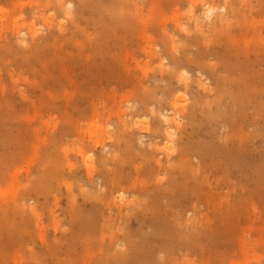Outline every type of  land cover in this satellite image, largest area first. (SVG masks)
I'll use <instances>...</instances> for the list:
<instances>
[{
  "label": "rangeland",
  "instance_id": "374dc122",
  "mask_svg": "<svg viewBox=\"0 0 264 264\" xmlns=\"http://www.w3.org/2000/svg\"><path fill=\"white\" fill-rule=\"evenodd\" d=\"M1 1L2 0H0V3H1ZM5 0H3L2 2V4H0V7H2V9H0V10H2V11H0V27H1V25H3L2 27H1V32H0V43L1 44H3L2 46H0L1 48L3 47V46H5V47H7L6 45H7V43H10L11 41H14V42H17V43H15L14 45H13V43H12V45L13 46H15V48L16 49H18L17 50V52L15 51V53H13V54H15V55H9L8 56V59H6V58H4L5 57V55H6V50H7V48L5 49V48H2V50H0L1 52H0V54L2 55L3 53L5 54V55H2V57L0 56V59H3V61L5 62V61H7V62H5V64H4V62L2 61V60H0V92L2 91V93L0 94V97L2 96V98L3 99H5L6 97H4V96H7V98H8V100L10 99V100H12V101H18V103H17V101H16V107H17V109H19V110H17L16 109V107L14 108V107H11V108H13V109H11V111H10V109H8L10 112H7V116L5 115V117H8V115H10L11 113V115H12V117L11 116H9L8 117V119L6 120V118H5V120H3L4 122H5V124H4V122H3V124H2V120H1V118L2 117H0V126H2V127H0V134H1V132H2V134H1V136H0V139H5L7 142H9V143H11V144H9V143H5V141L4 140H1V142L2 143H0V156L3 158H1L0 159V164H1V167H0V174H5L4 175V177H3V175H2V177H1V175H0V178H2L1 180H0V208H2V209H0V218L2 219H0V221H3V219H4V222H3V226L5 225V226H7V222H8V230L6 231V230H4L6 227H4L3 229L2 228H0V231L1 232H3V233H5V234H2V236L4 235V236H6V237H4L3 236V239L2 238H0L1 240H0V245H2L1 246V249H0V256H2L3 255V257H0L1 258V260H4L5 261V258H6V264L9 262V264L11 263V264H34L35 262H37V260H38V264H39V262H40V264L42 263V264H44V262L46 261V260H49V262L48 261H46L45 262V264H61V263H59L60 262V260H62L63 262H65L64 264H74L75 263V261H77V260H75L77 257H78V255H80V253H81V255L78 257V258H81V260L83 259L85 262H83V260H82V262H83V264H92L91 262H93V259L95 260V259H97V260H99L100 261V263H102L103 261L101 260L102 258H103V260L104 259H107L108 258V256H112L113 254H115L117 251H119V250H117V249H123V248H125V246H127V243L125 242V238L127 237V236H129L128 238H126V240H128L130 237H133V241L130 239L129 241H131V243H136L137 241H139V242H137V244H138V247H137V245L135 244V245H133L134 246V250H135V252H136V255L137 256H139L140 255V257H136V259H137V264H172L173 262H174V260L175 261H177L176 260V258H177V256H178V259L180 258L179 256L181 255L182 257L184 256L185 258H184V261H183V258L181 259H179L180 261H183L184 263H182V264H187L186 262H188V264H192V263H194V261H195V263L196 264H198L199 262H202V263H208V264H211L213 261H215V262H213L212 264H264V188H262V189H260V187H264V171H262L261 172V174L263 175V177L262 178H260V180L262 179V182L259 184V182H260V180H258V178L260 177V176H258V174H260L259 172H258V166L256 165V164H258L260 161H262V162H264V134H263V136L261 135V136H259V134H257V132H256V130L258 129L259 130V133L261 132L262 133V130L264 131V113L262 112L263 111V109H264V105H262V104H264V94L262 95H256V94H258V93H256L253 97H255V96H258L259 98H260V96H261V98L263 99H259L258 97H255V98H258L260 101H262L263 103H261L259 100H257L256 99V101L258 102V103H255L254 101V98L252 99V101H253V103L251 102V100H249V102L248 103H250V104H248V105H250L251 107H249L250 109H251V111H252V109H254L253 111H255V109L257 108L256 106V104H259V106L258 107H263V109H262V111H261V109L260 108H257V110L258 109H260L259 111L260 112H262L261 114L263 115V117H262V115L261 114H259L258 112H253L252 113V115H253V117L252 116H250L249 114H251V112L250 111H248V106L246 105V103H245V105L247 106H244V104H242V103H240V102H238V100H237V102L238 103H236L235 101H236V99L233 101L232 99H227L226 97H227V95L225 94V93H223V91L221 92V91H218V93H217V90H220V86L218 87V84L216 83L217 81H218V83H219V81H220V77L222 76V75H226L227 74V72H226V68L225 67H223L226 63L228 64V62H227V59H229V62H230V58H233V59H231V62H237V61H239V62H237V63H233L232 65H230L231 64V62L228 64V65H230L231 67H233V69H234V66H235V72L234 71H232V72H234L235 73V76L236 77H239L244 71H243V68H241V66H242V64L244 63L243 61H242V64L241 65H239L240 63H241V60H244V56H246V50H244V49H247L246 47V45H245V43H246V39H245V37H244V39H243V37L242 36H245L244 34H250L249 36V39L251 38V39H253L255 36H253V33H254V31L252 32V33H249L250 31H252L253 29L250 27L249 28V31L247 32H245V33H242V31H241V27L240 26H238V27H236V29H235V31H236V38H237V41H234V43L235 42H237L238 43V48H239V46L240 47H242L241 45H243V43H244V49H243V51H242V49H241V51H237V52H240L239 54H241L242 52H243V54L244 55H241V57H239L240 55L239 54H237L236 53V51L234 52L235 53V55H237V56H234V54L232 55V57L230 56V55H228V54H230V53H233V51L235 50V49H233V47L232 46H229L228 44H226V46H225V49H227L226 47H228V49H227V51L225 50L224 51V46H222V48L221 47H219V46H221V45H215V43H209L208 44V46L207 45H200V46H205L204 48L206 49L205 51H204V49L203 50H201L202 48H200V46L197 44V48H199L200 49V51H199V49H197V51H196V49L194 50V48L192 49V51L194 50L195 52H189V59H191V58H193L194 56L196 57L197 56V54H198V52H199V54L198 55H200V52H207V47H209L210 48V50H211V52L210 53H208L207 52V55H208V58H207V55H206V59H208V60H206L205 58V61L206 62H208V63H210L212 66H214V69H210V70H208V71H211L210 73H213V71H216V72H214L213 74L214 75H210L209 76V74H208V72H207V69H208V67L206 66V65H204L203 63H197L196 64V62H193L192 61V64L194 63L195 65H192V64H190V62H187V61H190V60H188V58H186V60H184L185 58V56L184 57H182V55H184V54H182L181 52L183 51V49H184V47L186 48V47H190V48H187L186 50H188V51H191V48L193 47V46H195L193 43L195 42L194 40L195 39H193L194 38V36H193V30H191L190 32H189V30H190V27L192 28L193 26H195V24H196V21H195V17L193 18L192 16H191V13H190V10H189V8H190V4L189 3H191L190 2V0H184L183 2L182 1H179L180 3L182 2V4H179L178 3V0L175 2L174 0H172L171 2L173 3V2H175L174 4H172L171 2H170V0H163L164 2L162 3V0H140L139 1V5H138V7H139V10H136V12L132 15V13H133V10L135 11V9L133 8V10H131L132 9V7H131V9H130V11L131 12H129V9H128V17L125 15L123 18H125V20L127 19V18H130V17H132V19L130 18V20L128 19V20H126L124 23H126L127 24V26H126V24L125 25H121L120 23L118 24L117 23V21L114 19V18H116L112 13H109V12H106V14H104V16L102 17L103 18V20L101 21V24H100V26H99V28L102 30V29H105V28H107L106 29V31H109V28H111L110 29V31H111V33H116L115 35L114 34H112L113 36L111 37L110 35V33H108V32H106L105 31V34L107 35V37H105V34L103 33L102 34V32H104V30L102 31V32H99L100 31V29L98 28L97 29V26L96 27H94V25H93V29L95 30H93L92 29V26H90L89 24H88V22H84L83 20H82V22L84 23V26L82 27V26H80L81 24H83L80 20L82 19L81 18V16H80V11H79V9H80V7H78V5L77 4H79L80 5V0H73L74 1V3L70 0H54V1H52V0H44V2H42L43 0H17V1H15V0H13V1H8V0H6L5 2H4ZM15 1V3H13L12 4V2H14ZM31 3H30V2ZM38 1V2H37ZM65 1H66V4L68 5L70 2H72L73 4H72V8H70V9H67L66 7H65ZM92 1V0H91ZM100 1H103V0H94V1H92V4H93V2H94V4H93V7L94 8H98V9H94L95 11H98V12H96V13H94V15L95 14H97V13H99V10H101L103 7H110V5L111 6H113L114 5V3H115V0H108L109 2H111L112 1V3H108L107 5H105L106 3L105 2H108V1H105L104 3L103 2H101L102 4H100L99 2ZM146 1H148V2H146ZM152 1V2H151ZM166 1V2H165ZM168 1L170 2V5L172 6V5H177V3H178V5H177V7H175V6H173L172 7V9H171V6L168 4ZM188 1V3H186ZM217 1V0H216ZM221 1V3L219 2V1H217V2H215V3H217V6H221V4H222V6L223 5H225V0H220ZM222 1L224 2V4L222 3ZM250 1H252V5L254 4L256 7H255V9L254 8H252V10H250V12H248L249 11V8H248V6H243L244 8H242V10H243V14L241 15V14H239L238 16L239 17H237L236 15V13L234 14L233 13V15H235L237 18H241V21H245L244 20V16L246 15V17H247V15L248 16H250V17H253V15H254V17L253 18H255L256 20H258V30L260 31V27L262 26V28L263 29H261L262 31H261V34L260 35H264V14H262V11L264 10V7H263V5H261L260 3H261V1L260 0H250ZM16 2H18V3H16ZM22 2V3H21ZM25 2V3H24ZM28 2V3H27ZM37 2V3H36ZM57 2V3H56ZM76 2H79V3H77L76 4ZM95 2H97V3H95ZM147 4H146V3ZM159 2H161V4H159ZM256 2V3H255ZM262 2H264V1H262ZM39 3V4H38ZM99 3V4H98ZM165 3H167L166 5H165ZM184 3V4H183ZM21 4V5H20ZM26 4V5H25ZM34 4V5H33ZM60 4L62 5V7H64V9L62 8V10L60 9ZM97 4H98V6H97ZM151 4V5H150ZM164 4V5H163ZM260 4V5H259ZM12 5H14V6H12ZM23 5V6H22ZM44 5H45V7H44ZM75 5H76V7H75ZM96 5V6H95ZM109 5V6H108ZM145 5V6H144ZM150 5V6H149ZM168 5V6H167ZM201 4H199V6H198V11H199V14H201L203 11H202V6H200ZM17 6V7H16ZM21 6V7H20ZM31 6V7H30ZM37 8V10L39 11V14H38V11L36 10V8ZM41 6V7H40ZM53 6H55L56 7V10H57V8H59L57 11L59 12H57L56 10H55V7H53ZM59 6V7H58ZM101 6H103L102 8H101ZM146 6H148V8L146 7ZM162 6H163V8H164V11L166 12V10H167V13H165L164 14V11L162 10L163 8H162ZM170 6V7H169ZM178 6H180V10L178 11V10H176L175 11V9H179V7ZM259 6V7H258ZM25 7V8H24ZM35 9H34V8ZM45 9H44V8ZM50 7V8H49ZM52 7V8H51ZM78 7V8H77ZM105 7V8H106ZM148 9H146V8ZM168 9H167V8ZM260 7H263L262 9H260L261 11L259 12V8ZM17 8V9H16ZM19 8H20V11H19ZM23 8H24V11L25 12H23ZM37 12L36 14H35V11L33 10V9ZM39 8V9H38ZM43 8L44 10V12H42L41 11V9ZM53 8H54V10L58 13V16H57V13L55 12V16L53 15V13L52 12H54L53 11ZM76 8V9H75ZM147 10H145V9ZM153 8V9H152ZM165 8H166V10H165ZM3 9H4V11H3ZM6 9H8L9 11L8 12H6ZM22 9V10H21ZM48 9H49V11H48ZM74 9H75V11H74ZM170 9V10H169ZM11 10V11H10ZM13 10V11H12ZM18 10V11H17ZM46 10V11H45ZM67 10V11H66ZM72 10V11H71ZM76 10H78V11H76ZM142 10V11H141ZM150 10V11H149ZM159 10H160V12H159ZM228 10H230L231 11V9H230V7H228ZM31 11H32V13H31ZM51 11V13H49ZM61 11H62V14H61ZM245 11V12H244ZM253 11H255V12H253ZM12 12V13H11ZM28 12H30V14L28 13ZM42 12V13H41ZM140 12V13H139ZM143 12V13H142ZM149 12V13H148ZM177 12V13H176ZM232 12V11H231ZM248 12V13H247ZM3 13V14H2ZM41 13V14H40ZM47 13V14H46ZM52 14V18H49L48 16H49V14ZM64 13V14H63ZM74 13H75V15H74ZM100 13H101V11H100ZM131 13V15H129ZM158 13H160V17H158L159 15H158ZM246 13V14H245ZM258 13H259V15H258ZM263 15H261V14ZM263 13H264V11H263ZM4 14H5V16H4ZM60 14V15H59ZM102 14V13H101ZM107 14H109V16H107V17H105ZM137 14V15H136ZM152 14V15H151ZM156 14V15H155ZM219 14V12H216L215 14H214V17H216L217 15ZM47 15V16H46ZM79 15V16H78ZM113 15V16H112ZM135 15V16H134ZM240 15H241V17H240ZM256 15V16H255ZM51 16V15H50ZM57 16V17H56ZM96 16H98V14L96 15ZM140 16H141V18H140ZM155 16L157 17V18H155ZM166 16V17H165ZM173 18H172V17ZM259 18H258V17ZM5 19H4V18ZM31 17V18H30ZM50 19V21H49V19ZM75 17L77 18L76 20H75ZM79 17H80V20H79ZM127 17V18H126ZM139 17V18H138ZM168 17V18H167ZM262 19H261V18ZM45 18V19H44ZM47 18V19H46ZM54 18V19H53ZM74 18V19H73ZM106 18V20H110V21H114V22H110L109 24L111 25H109V24H107L108 23V21H107V23L105 22L106 20H104ZM110 18V19H109ZM112 18H113V20H112ZM143 18V19H142ZM11 19V20H10ZM17 19V20H16ZM137 19V20H136ZM151 19V20H150ZM160 19H161V21H160ZM19 20V21H18ZM36 20V21H35ZM134 20H136V21H134ZM143 20H144V22H143ZM149 20V21H148ZM157 20H159V23H156V21ZM202 20H204L205 22H207V20L204 18V19H202ZM260 20V21H259ZM17 21V22H16ZM33 21V22H32ZM52 21V22H51ZM74 21V22H73ZM76 21V22H75ZM78 21V22H77ZM152 23H151V22ZM176 21V22H175ZM178 21V22H177ZM180 21V22H179ZM6 22V23H5ZM9 22V23H8ZM14 22V23H13ZM33 23V25H34V30H35V32L34 31H32L31 30V28H32V23ZM37 22V23H36ZM60 22V23H59ZM80 22V23H79ZM115 22H116V24H118V26L115 24ZM128 22V23H127ZM132 23V24H130V23ZM141 22H143L142 24H141ZM146 22V23H145ZM158 22V21H157ZM162 22V23H161ZM175 22V23H174ZM8 23V24H7ZM31 23V24H30ZM35 23V24H34ZM166 23H167V25H166ZM177 23H180V24H182V25H184V26H186L187 27V29H188V27H189V30H180V28L179 27H177ZM194 23V24H193ZM5 24V25H4ZM11 24V25H10ZM13 24H15V25H13ZM17 24L19 25V28H18V26H17ZM27 24H29V25H27ZM36 24H37V26H36ZM58 24V27L56 28V29H58V30H55V25H57ZM59 24H61V25H59ZM90 24H92V23H90ZM103 24H104V26H105V28H104V26H103ZM123 24V23H122ZM137 24V25H136ZM153 24H155V27L153 26ZM174 24H175V27L176 28H173V26H174ZM188 24H191V25H193V26H191V25H188ZM243 25H244V23H242ZM10 25V26H9ZM25 25V26H24ZM77 25H79V27H81L82 29H87L86 31V33L85 32H83V33H85V34H83V33H81L82 31H75V29H76V26ZM87 25H89L90 27H88ZM112 25H114V26H112ZM125 26V28L123 29V27H121V26ZM133 25V26H132ZM135 25V26H134ZM188 25V26H187ZM6 27V26H9V27H7L8 28V30H9V32L7 33H5V30L7 31V28L5 29V28H3V27ZM24 26V27H23ZM27 26V27H26ZM28 26H30V27H28ZM62 26V27H61ZM73 26V28H71V29H73V31H71V29H70V27H72ZM75 26V27H74ZM129 26V27H128ZM140 26H141V28H142V31H141V28H140ZM148 26H151L150 28H148ZM17 28L16 29V31H15V33H14V30L15 29H11V28ZM37 27V28H36ZM47 27H48V30H47ZM66 27H69V29L68 28H66ZM121 28V31H120V29H118L117 31L118 32H116V29L117 28ZM126 27H127V29H126ZM134 27V28H133ZM137 27V28H136ZM158 27L159 28H161L160 30H161V32L159 31V30H157L158 29ZM247 27V26H246ZM29 28V29H28ZM36 28V29H35ZM54 28V29H53ZM61 28V29H60ZM91 28V30H92V32H91V30H89ZM133 28V33L134 34H132V36L130 37V34L132 33V31H131V29ZM148 28V30H146ZM164 28V29H163ZM5 29V30H4ZM21 31V32H26V38H28V40H29V38H30V40L29 41H32V35H36V37L37 38H39L38 40H40V38H42L41 40H45L47 37H49L50 36V34L51 33H53L54 31L56 32H54L55 33V35L57 34V36H56V38H58V37H60V39H59V42L61 41L62 43H61V46H57L56 45V47H55V49H57L56 50V53H58L59 52V49H60V51H62V52H60V53H58V55L60 56V55H62V54H64L65 56H68V57H66L65 58V56L64 55H62L64 58H65V63H64V58H63V60H62V56H61V58L58 56V58H60V61H59V63H61V64H63V65H66V63H67V65H66V68H65V66H64V68H61V66H60V68H58L59 67V63L58 62H56V61H58L59 59H57V57L55 56V51H53V50H55V49H51L52 50V52L50 51V54H48V56L50 55L51 57H52V55H53V57L54 58H56V59H54L53 57V60L51 59V57H50V60H51V62H53L54 64H56L55 66H54V64L53 63H51L49 60H48V57L45 59V61H46V64H47V61H48V66H49V64H50V68L52 67H54L53 68V71L55 70V75L56 76H58V74H59V76L58 77H60V75H61V73L63 74V72H67V73H69L68 75H70V77L68 76V75H66L67 73H64L65 74V76H63V77H60V79H64L65 81H68L67 83L69 84V86H73V84H70V79L72 80V78L73 77H75V78H73V80L75 79H80L81 77V81H82V79H84L82 82V84L80 83V82H78V84L79 85H76V84H74V88H81V86H83L82 87V89L84 90V89H86V88H88V87H91L92 85H93V87H94V89L96 88L97 89V87H98V89H99V86H102L103 84H104V86L103 87H101L102 88V90H101V88L99 89V91L101 92V93H103V91H104V94H102L103 96H101V94H100V92L98 93L97 92V94H96V91H98V89L96 90H94V89H92V87L91 88H89V89H91V91H87L88 89H86V91H83V90H81L80 92H78L79 90H80V88L78 89H75V91H74V89L72 88V87H67V89H66V86H67V83L62 79V80H60L61 82H62V84L58 87V88H60V90L62 89H65V90H63V94L64 95H66V97H67V99L66 100H63L62 98H60V96L59 95H61L62 93L60 92V90L58 89V88H53L52 89V87H50V88H47L48 86H46V88L48 89V93L47 92H43V90H41L40 89V86L39 85H42L41 83H42V75L40 74V72L42 71V72H44V70L42 69V67H41V65H40V63L38 64V68H39V70H38V68H37V70L36 71H34V70H31V73H32V71H33V73H35V75L37 76L36 78H35V76L34 75H32L33 76V78H32V76L30 75V72L28 71V73H27V70H26V72H24V70H20L19 69V67H18V61L20 60H18L17 59V57H18V55H19V57L18 58H20L21 57V55H23L25 52H28V46H29V41H28V45L26 46H23L22 44V42L19 40V34H16V33H18V31L19 30ZM50 29V30H49ZM52 29V30H51ZM66 29H68L67 31H66ZM114 29H115V31H114ZM129 29V34H128V31H126V30H128ZM150 29V30H149ZM151 29H152V31H151ZM155 29V30H154ZM173 29H177V30H173ZM250 29H252V30H250ZM11 30V31H10ZM18 30V31H17ZM39 32H38V31ZM97 30H98V32H97ZM165 30H166V32H165ZM178 30H180V31H178ZM240 30V31H239ZM3 31V32H2ZM51 31V32H50ZM57 31H59V32H57ZM89 31H90V33H89ZM109 31V32H110ZM114 31V32H113ZM150 31H151V33H150ZM155 31H159V33H157V32H155ZM169 31H170V33H169ZM176 31V32H175ZM239 31V32H238ZM34 32V33H33ZM78 32H79V34H78ZM93 32L96 34H93ZM119 32L120 33H122V34H124V35H126V36H121L122 34H120V36H119ZM125 32H126V34H125ZM131 32V33H130ZM139 32V33H138ZM141 32V33H140ZM146 34H145V33ZM149 32V33H148ZM175 32V33H174ZM177 32H181L180 34H182V32H183V35H180L179 33L177 34ZM10 33V34H9ZM11 33H13L12 35L13 36H9V35H11ZM37 33V34H36ZM41 33H43V34H41ZM62 33H65V34H62ZM66 33H67V35H66ZM69 33H71L72 35L73 34H76L75 35V37H74V35L72 36L71 34V36L69 35ZM87 33H89V34H87ZM98 33H99V35H98ZM118 33V34H117ZM142 33L144 34V35H142ZM156 35H155V34ZM164 34L165 36H166V33H167V35H168V33H169V35L168 36H175L174 38H175V40L178 42H176V45H177V47L174 49V51H172L171 53H168V50L166 49V47L164 48L163 47V44H164V46H165V43H164V38H166L164 35H161V34ZM187 33V34H186ZM2 34V35H1ZM3 34H6L5 35V37H4V35ZM14 34H16V35H14ZM46 34V35H45ZM59 34H61L60 36H59ZM83 35V40H80V38H81V35ZM93 34V35H92ZM100 34H102V36H104V37H100L101 35ZM108 34H110V35H108ZM137 34H139L138 36H137ZM141 34V35H140ZM149 34V36H150V38H147V35ZM151 34V35H150ZM154 34V35H153ZM173 34V35H172ZM240 35V37H239V35ZM242 34V35H241ZM39 35H40V37H39ZM55 35L54 36H52V34H51V36H52V41H53V43H55L56 42V40H57V42L56 43H58V39H54L55 38ZM69 35V36H68ZM80 36L79 38L77 37V36ZM92 35V36H91ZM134 35H136L137 36V39H136V41L138 40L139 41V38H140V41L139 42H143L142 44L141 43H138V42H136V43H133V44H130V43H132V40L134 41V39H135V36ZM162 36V37H158V36ZM184 35H186L188 38H189V36H190V38H189V40L188 39H186L187 41H189V42H184L185 40V38H187V37H185ZM259 35V36H260ZM30 36V37H29ZM61 36H63L64 38H62V39H64L65 41H66V39H68V37H69V39L68 40H70V41H72V43L70 42V41H66V42H64V40H62L61 39ZM65 36H67L66 38H65ZM87 38L88 36V39L87 40H89V38H90V45L88 44V41H86V40H84V39H86L85 37ZM91 36V37H90ZM95 36H99L98 37V39L99 38H102V40H103V42H102V40L101 39H99V40H97V37H95ZM110 36V37H109ZM116 36V37H115ZM120 37L119 39L117 38V37ZM134 36V38H132ZM145 36V37H144ZM158 38H156V37ZM180 36H183L184 37V39L182 38V37H180ZM210 36H211V34H209L208 36L206 35V43L208 42L207 41V39H209L210 38ZM258 36V37H259ZM9 37V38H8ZM13 37H15V38H13ZM18 37V38H17ZM70 37H73V39L72 38H70ZM116 39H118V41H117V43H118V47L116 46V41L114 40L115 38ZM125 39H124V38ZM258 37H255L254 39L256 40L255 41V43H254V39H253V42H252V44H251V48H253L254 49V47L255 48H264V39L263 40H261V41H257V38ZM4 40H3V39ZM5 38H7V39H5ZM79 40L78 42L76 41L77 39ZM81 38V39H82ZM96 38V39H95ZM114 38V39H113ZM121 38H123V39H121ZM129 38V40H131V41H129L128 40V42H127V39ZM153 38V39H152ZM160 38H162V41L160 40ZM204 38V37H203ZM9 39V40H8ZM11 39H13V40H11ZM74 39H75V41H74ZM122 41H121V40ZM143 39V40H142ZM183 39V40H182ZM2 40V41H1ZM7 40V41H6ZM11 40V41H10ZM40 40V42L39 43H42L43 41H41ZM92 40H94L95 41V43L97 42H99L100 40H101V42H102V46H103V49L105 48V46H107L108 48V50H106L107 52H105V49H104V51H100V49L102 48L101 46H98L99 47V49H98V51L95 53L94 51H92V50H88V52H87V49H88V47H87V45L89 46V48H90V46L92 45V46H96V45H98L97 43L96 44H93V41ZM109 40V41H108ZM122 42H120V41ZM123 40H124V42H123ZM161 42H160V41ZM192 40V41H191ZM5 41V42H4ZM9 41V42H8ZM105 41V42H104ZM110 41H112V43L110 42ZM113 41L116 43H114V47H112L113 45ZM126 41V42H125ZM145 41V42H144ZM147 41V42H146ZM149 41V42H148ZM157 43H156V42ZM180 41V42H179ZM240 41V42H239ZM4 42V43H3ZM73 42H74V44L76 45V48H75V45L73 44ZM76 42V43H75ZM84 42V43H83ZM86 42V43H85ZM92 42V43H91ZM183 42H184V44H186L185 46L184 45H182L183 44ZM190 42H192V44L193 45H191L190 44ZM22 43V44H21ZM64 43V44H63ZM68 45V43H69V45H68V47L67 48H69V46H70V48H69V51L71 52H69L68 53V49L66 48V44ZM79 45H78V44ZM82 43V44H81ZM106 43H108L107 45H106ZM109 43H111L110 45H109ZM123 43H124V48L122 49V47H123ZM146 44V46H145V44ZM149 45H151V43H152V51L151 52H149L148 51V53H146V51L144 50L147 46H148V44ZM154 43V44H153ZM156 43V44H155ZM162 44V48H164L165 49V51H166V53H168V54H166L165 52H164V49H163V51H161L159 48H161L160 46H161V44ZM188 43V44H187ZM237 43H235V44H237ZM0 44V45H1ZM11 44V43H10ZM16 44H18V45H16ZM71 44V45H70ZM84 44H86L85 46V50H86V53H88L87 55H86V53H85V51L84 52H81V53H85V54H83V55H80V53H79V55L78 54H76L75 55V53L76 52H74V53H72V51L71 50H73V51H81L80 50V48L82 49V51H83V49H84ZM119 44H121V48H119ZM138 44H139V46H138ZM141 44V45H140ZM218 48H215V46ZM241 44V45H240ZM9 45V44H8ZM59 45H60V43H59ZM111 46L112 48H115V50H113L111 47V49L114 51H111L110 53L111 54H113V55H111L110 53H109V51L111 50L110 48H109V46ZM127 45H129V48H128V46ZM142 45H144L143 47H142ZM154 45H155V47H154ZM190 45V46H189ZM213 45V46H212ZM225 45V44H224ZM257 47H256V46ZM17 46H18V48H17ZM64 46V47H63ZM72 46V47H71ZM74 46V47H73ZM132 46V47H131ZM139 48H138V47ZM156 46H158V48H156ZM262 46V47H261ZM25 49V52L24 53H21V52H23V48ZM58 47V48H57ZM61 47V48H60ZM196 47V46H195ZM214 47V48H213ZM14 48V49H15ZM65 48V49H67V51H63V49ZM73 48V49H72ZM118 48V49H117ZM127 48V49H126ZM141 48V49H140ZM143 48V49H142ZM208 48V49H209ZM230 48V49H229ZM231 48L233 49L232 51H230L231 50ZM19 49L21 50L20 52H18L19 51ZM62 49V50H61ZM110 49V50H109ZM128 49H129V54L127 53L128 52ZM136 49V50H135ZM157 49V50H156ZM179 49V50H181L180 52H177L178 53V55L179 54H181V56L180 57H182V59H181V64L183 65H180L179 63H177L178 65H180V66H182V68L180 67V66H176V58H178L179 59V56L177 55V53H176V51ZM190 49V50H189ZM212 49H214V50H212ZM240 49V48H239ZM102 50V49H101ZM118 50V51H117ZM120 50V51H119ZM121 50H122V52H121ZM126 50V51H125ZM178 50V51H179ZM185 50V49H184ZM219 50V51H218ZM222 50V51H221ZM236 50H237V47H236ZM30 51V50H29ZM100 51V52H99ZM117 51V52H116ZM123 51H124V53H123ZM131 51V52H130ZM137 51V54L136 53H134V52H136ZM145 53H144V52ZM154 51V52H153ZM161 51V52H160ZM214 51H215V55H213L214 54ZM216 51H218L217 52V56H216ZM220 51L221 52H223V53H221L222 55L225 53L226 55H223L222 57L220 56L221 54H219L220 53ZM65 52V53H64ZM100 54H99V53ZM107 53V54H109L110 56H111V58H109V55L107 56V54H106V56H107V58H106V56L104 55L105 53ZM163 52V53H162ZM213 52V53H212ZM16 53H18V55L16 54ZM78 53V52H77ZM101 53H103L102 55H103V57L105 58H103V57H101ZM116 53H117V55H116ZM123 54V56H124V58L123 57H121L122 56V54ZM130 53H131V56H130ZM135 55H134V54ZM152 53V54H151ZM165 53V55H162V54H164ZM174 53H176V54H174ZM52 54V55H51ZM68 54V55H67ZM74 55L73 57H75V59L72 57V55ZM92 54H94V56H92ZM96 54H99L100 55V58H102V59H99L98 57H99V55H96ZM119 54V55H118ZM133 54V55H132ZM140 54V55H139ZM158 54V55H157ZM171 54H173V56L171 55ZM192 54V55H191ZM195 54V55H194ZM202 54V53H201ZM17 55V56H16ZM90 55H91V57H90ZM121 55V56H120ZM137 55V56H136ZM138 55H139V57H138ZM168 57H167V56ZM175 55V56H174ZM176 55H177V57H176ZM205 55H204V57H205ZM210 55H213V56H210ZM239 55V56H238ZM4 56V57H3ZM13 56H15L16 57V60H18V61H16L15 60V57H13ZM85 56H87L86 57V60L87 61H90L91 60V58L93 59V61L95 62V64L97 63V62H102L101 60H103L104 59V61L106 62H104V64L103 63H98V65L96 66V68L94 69V67L92 68V67H90L89 65L92 63V66H94V64H93V61L91 62H87L86 60H82V58L83 59H85ZM95 56H98V57H96V59H95ZM113 56V57H112ZM119 56V57H118ZM127 56V58H125ZM140 56H142V57H140ZM152 57V59H151V57ZM158 56H159V58H158ZM163 56H165V58H166V60H163V59H165V58H163ZM171 56H172V58H171ZM193 56V57H192ZM218 56H220V58L218 57ZM225 56V57H224ZM226 56H227V59H226V61H225V59L224 58H226ZM11 57H12V59H11ZM89 57V58H88ZM116 57H118V59L120 58V59H122L121 61L120 60H117V58ZM129 57H132V58H129ZM143 57H145L144 59L145 60H142L143 59ZM146 57H149L150 59H148V58H146ZM174 57H176V58H174ZM214 57V59L215 60H219V59H221V60H219L218 61V63H217V61H214L212 58ZM216 57H218V58H216ZM230 57V58H229ZM9 58H10V60H9ZM70 58H72L73 60H75V62L77 61V60H79L80 58V60L78 61V62H76L75 64H72V63H70V61L69 60H71L72 62H74L72 59H70ZM79 58V59H78ZM88 58V59H87ZM97 58H98V60H97ZM115 58V60H117V61H113V59ZM163 58V59H162ZM184 58V59H183ZM210 58V59H209ZM252 58H253V56H252ZM4 59H6V60H4ZM15 60L13 63H10V61L11 60ZM77 59V60H76ZM106 59H107V61H106ZM112 59V60H111ZM125 59H127V60H125ZM141 61H140V60ZM156 59V60H155ZM159 59V60H158ZM172 59V60H171ZM173 59H174V61H175V63L173 62ZM223 59H224V61H223ZM55 60V61H54ZM97 60V61H96ZM134 60V61H133ZM147 60V61H146ZM148 60H151V61H148ZM153 60H155L154 62H153ZM70 64H72V65H75L74 66V68H72V67H69V66H72V65H69V63ZM82 61V63L81 64H83V68H81L82 66L80 65V62ZM84 61V62H83ZM109 61V62H108ZM120 61V62H119ZM125 61V62H124ZM135 62V64L132 66V63H130V62ZM138 61H140V62H138ZM142 61H144L143 63H142ZM146 61V62H145ZM170 61H172V64H171V62ZM185 61H186V63H185ZM213 61V62H212ZM222 61H223V63H222ZM249 61V60H248ZM50 62V63H49ZM108 62V63H107ZM111 62H112V64H113V67H112V65H111ZM114 62V63H113ZM116 62H119L118 63V65H117V63ZM151 62V63H150ZM220 62V63H219ZM2 63H3V65H4V67L2 66ZM10 65H9V64ZM59 65H58V64ZM79 63V64H78ZM86 63V64H85ZM89 65H88V64ZM110 63V64H109ZM124 64V65H122V64ZM129 63V65H127ZM146 63V64H145ZM149 63V64H148ZM185 63V64H184ZM221 63H222V66H221ZM249 63V62H248ZM251 63V62H250ZM13 64V65H12ZM17 64V65H16ZM53 64V65H52ZM77 64V65H76ZM109 64V66H107ZM114 64H115V66H114ZM131 64V65H130ZM142 64V65H141ZM145 64V65H144ZM148 64V65H147ZM170 64H171V66H170ZM174 64H175V66H174ZM236 64H238V67L236 66ZM244 64H246V63H244ZM62 65V66H63ZM80 65V66H79ZM88 65V66H87ZM118 66V68H119V65H120V67L122 66V67H126L125 69H128L127 71L123 68L122 69V67H121V69L123 70L122 72H120L119 73V71H121V69H117V66ZM173 65V66H172ZM184 65H187L188 67L187 68H185L184 67ZM201 65V66H200ZM203 65L205 66V68H206V70L204 71V70H202L201 71V68L203 69L204 67H203ZM5 66H7L6 67V69H7V71H9V72H13L14 71V73L16 74L15 76L16 77H14V78H12L11 77V75H9L10 77H8V76H6V74H10L9 72L7 73V71H5L6 69H5ZM10 66H11V68H13V70H11V68H10ZM13 66V67H12ZM69 68H68V67ZM76 66H78V67H76ZM85 66H87V67H85ZM100 66H103L102 67V69H106V71H108V69H111V71L109 72H107V74L105 73V69L104 70H102L101 69V67ZM129 66H132L133 67V71H135V74L137 75V76H134V77H137L136 79H134V81H133V87H130L131 85V83H128L129 84V87L127 86L128 84L127 83H125L124 82V79L122 80V82H123V84H122V82H121V80H120V82H121V84H122V86H120L119 85V83H117V84H115L116 83V81L118 80V77L119 76H121L122 78H124L126 75L123 73V72H125V73H127V72H130L131 73V75L133 76L134 74V72H132L131 70H132V67H129ZM135 66V67H134ZM141 66V68H139ZM143 66H144V68H143ZM219 66H221V67H219ZM240 66V67H239ZM17 69V73L15 72V68ZM91 69H90V68ZM107 67V68H106ZM110 67V68H109ZM137 67V68H136ZM179 67V69H181L182 70V72L184 71V69L186 70V71H188L189 72V74H190V77L188 78L189 79V82H190V87H192L193 89L197 86L198 87V85H199V89H197V88H195L193 91H191L190 92V90H192V88L190 89V87L189 86H186L185 85V83L182 81H180L179 79V77L178 76H176V75H171L170 76V74L167 72V71H180L179 69H177ZM201 67V68H200ZM218 67L221 69L222 67V69H221V73H223V74H220V73H218V71L220 72V69L218 70ZM10 68V69H9ZM59 69V73H58V69ZM71 71V72H73V73H70V71L68 70V69ZM90 70H89V69ZM100 69V71H104V72H102V74H100L101 72L99 71V72H97V70L96 69ZM162 68H163V70H162ZM195 68V69H194ZM237 68H239L238 69V71H237ZM15 69V70H14ZM60 69H66L65 71L64 70H60ZM73 69H75V70H73ZM84 70V69H87L86 71L87 72H84V71H81V72H79V70ZM117 69V70H116ZM137 69H139V70H137ZM164 69L166 70V71H164ZM242 69V70H241ZM264 69V66H262L261 68H260V70H263ZM68 70V71H67ZM73 70V71H72ZM91 70H95L96 71V73L95 72H92V74H91ZM115 72H113V71ZM116 70V71H115ZM119 70V71H118ZM141 70V71H140ZM152 70V71H151ZM197 70H198V72H197ZM39 71V72H38ZM76 71H77V73H76ZM136 71H138V72H140L141 74H142V76L139 74H137L136 73ZM148 71V72H147ZM236 71H237V73H239V71L241 72L240 74H237L236 73ZM243 71V72H242ZM258 71H259V69H258ZM41 72V73H42ZM117 72V73H116ZM153 72V73H152ZM165 72V73H168V74H163V73ZM205 72H206V74H205ZM261 72V71H260ZM24 73V74H23ZM26 73H27V75H26ZM37 73V74H36ZM76 75H75V74ZM80 73V74H79ZM85 74L84 76H82L83 74ZM86 73H88V76H87V74ZM97 75H95V74ZM103 73H105V76H104V74ZM108 73H112L113 75H115V76H113L112 74H108ZM118 73L120 74L119 76H118ZM121 73H123V75H121ZM216 73H218L219 74V76L220 77H218V75L216 74ZM225 73V74H224ZM234 73H233V75H234ZM23 74V75H22ZM41 75V77L39 76L38 77V75ZM72 74H73V76H72ZM94 74V76H96L95 78H92L93 80H94V84L92 83V81L93 80H90V76L91 75H93ZM98 74H100V76L98 75ZM162 74V75H161ZM203 74V75H202ZM208 74V75H207ZM31 77H30V76ZM81 77H80V76ZM90 75V76H89ZM110 75H112V76H110ZM145 75V76H144ZM149 75V76H148ZM152 75H155L154 77L152 76ZM217 75V76H216ZM239 75V76H238ZM67 76V77H66ZM79 76V77H78ZM85 76H87V77H85ZM101 76H104V77H106V78H103V77H101ZM139 76H140V78H139ZM162 76H163V78H162ZM169 76V77H168ZM175 76V78H173ZM207 76H209V77H207ZM214 76V77H213ZM3 77H6V78H3ZM7 77H8V79H7ZM30 77V78H29ZM58 77H56V78H58ZM72 77V78H71ZM99 77H101L102 79L100 80V81H102L103 79L104 80H108L107 82H108V85H112V84H115V85H113V89H112V87L110 88V86H106L105 84H107V82L106 81H102V83H100L99 82ZM107 77H109V78H107ZM113 77V78H112ZM116 77V78H115ZM121 77H119L120 79H121ZM150 77H152L150 80H147L148 78H150ZM171 77L173 78V79H171ZM176 77H177V79L178 80H176ZM11 78V79H10ZM35 78V79H34ZM38 78V80H36ZM41 80H40V79ZM66 78V79H65ZM98 80H97V79ZM211 78V79H210ZM218 79L217 81L215 80V84H217L216 86L214 85V80L213 79ZM7 79V80H6ZM10 79V80H9ZM31 79V80H30ZM67 79H69V80H67ZM79 79H78V81H79ZM98 81V82H95L96 80ZM111 79V80H110ZM113 79H117V80H113ZM138 79V80H137ZM166 79V80H165ZM171 79V80H170ZM197 79V80H196ZM8 80H9V82H8ZM86 80H88V81H91V83H90V85L91 86H89V84H88V81L86 82ZM113 80V81H112ZM139 80H141V84L140 83H138V82H140ZM168 80H170V82L168 81ZM21 81H23V82H21ZM28 81H29V84H30V86H31V88H30V86H28ZM31 81V82H30ZM40 81V82H39ZM112 83H111V82ZM137 81V82H136ZM149 82V85H147L148 83L147 82ZM178 81L180 82V84L183 86L182 88H181V86H179L178 85V87L179 88H181L180 90H179V88L177 87V84H178ZM199 81H200V83H199ZM213 81V82H212ZM6 82V83H5ZM19 82H21V83H19ZM38 82V83H37ZM66 83V85L64 84V83ZM85 82H86V84H85ZM106 82V83H105ZM115 82V83H114ZM136 82V83H135ZM192 82V83H191ZM259 82V81H258ZM2 83H3V85H2ZM5 83V84H4ZM15 83V84H14ZM97 83L99 84V85H97ZM137 83H138V85H139V87L141 86V85H143L144 84V86H148V87H146V88H149V89H151L152 87L150 86V85H153V86H156V88H157V90H156V88L155 89H153L152 88V90H153V93L155 94V96L153 97V98H150V100H149V98H148V100H147V102L149 103H152V101L151 100H155V98H156V102L155 101H153V106H152V104H150L149 103V105H148V103H147V105L149 106V109H147L146 110V108H148L147 107V105L146 106H144V104L143 103H145L144 101H142L143 100V98H139V94H135V91L137 90H140L141 88H137ZM170 83H172L171 85L173 86V87H175V88H173V89H171L170 88ZM196 83V84H195ZM8 86H7V85ZM11 84V85H10ZM19 84V85H18ZM26 84V85H25ZM36 84V85H35ZM65 86H64V85ZM85 84V85H84ZM88 84V85H87ZM97 86H96V85ZM102 84V85H101ZM87 85V86H86ZM96 87H95V86ZM117 85H119V86H117ZM126 85V86H125ZM135 85H137V86H135ZM233 85V84H232ZM231 84H230V88L228 87V89L229 90H233V86H235V85H233L232 86ZM257 85H258V83H257ZM257 85H255L254 86V88H256V86ZM259 85H260V82H259ZM3 86V87H2ZM19 86V87H18ZM20 86H21V88H20ZM28 86V87H27ZM36 86V87H35ZM62 86V87H61ZM84 86H85V88H84ZM124 86V87H123ZM158 86H159V88H158ZM171 86V87H172ZM185 86V87H184ZM195 86V87H194ZM11 89H10V88ZM17 89H16V88ZM22 87H27V88H22ZM38 87V88H37ZM107 87H109V88H107ZM128 88V89H125V88ZM134 87H136L135 88V90H134ZM214 87V88H213ZM215 87H217L218 89L217 90H215L216 88ZM233 87V88H232ZM236 87V86H235ZM19 88V89H18ZM30 88V92H29V89ZM34 88V89H33ZM106 88V89H105ZM116 88V89H115ZM118 88H119V90L122 88V90H120V91H117L118 90ZM171 89V91L170 90H167V89ZM177 88H178V91H179V94L177 93ZM186 88V89H185ZM237 88V87H236ZM235 88V89H236ZM2 89V90H1ZM3 89H5V91L3 90ZM10 91L11 90V93L8 91V90ZM22 89V90H21ZM27 89V90H26ZM38 89H40L39 91H38ZM54 89H55V91L57 90V93L54 91ZM69 89H71V90H69ZM107 89H108V91H107ZM123 89H125V91L123 90ZM131 89V90H130ZM166 89V92L167 91H169V92H172V93H170V96L168 95L169 94V92L167 93V95L164 93L165 91L164 90ZM175 89V90H174ZM210 89H212V90H210ZM214 89V90H213ZM16 90H18V93H19V95L16 93H14L15 95H13V91L14 92H16ZM32 90H34V91H32ZM45 91H46V89H44ZM68 90V91H67ZM76 90H77V92H76ZM132 90H134V91H132ZM164 92H163V91ZM223 90V89H222ZM8 91V92H7ZM32 91V92H31ZM36 91H38V93L40 94V92H41V94H40V96L38 95V93L36 92ZM50 91H52V92H50ZM61 93V94H59L58 95V93L59 92ZM68 93H67V92ZM93 91V92H92ZM95 91V92H94ZM107 91V93H105ZM109 91H113L115 94H112L111 92H109ZM122 91H124V92H126L125 94H124V92H122ZM158 91V92H157ZM257 90L255 89V92H256ZM25 92V94L27 95V96H29V99H26L25 98V96L26 95H23V93ZM36 92V93H35ZM54 92H55V94H54ZM71 92H73L74 93V95H72L73 93H71ZM83 92H85L84 94H83ZM89 94H91V95H88V93ZM108 92H109V94L110 95H107L108 94ZM117 92V93H116ZM118 92H119V94H118ZM134 92V93H133ZM181 92V93H180ZM210 93V94H206V93ZM213 92H214V94H213ZM216 92V93H215ZM5 93H9L8 95L6 94V95H4ZM28 93H30V94H28ZM34 95H32V94ZM67 93V94H66ZM76 93V94H75ZM79 93H82V94H79ZM120 93H122V94H120ZM174 93V94H173ZM175 93H176V95H175ZM203 93H205L203 96H202V94ZM219 93H220V96H219ZM223 93V94H222ZM12 94V95H11ZM37 94V95H36ZM43 94V95H42ZM48 95V96H46V95ZM50 94H52V95H54V98H55V96H56V99H55V103H56V105L57 106H59V104H62L63 106H65V108L64 107H62L63 108V110H60L61 109V106L62 105H60L59 106V108L57 107H55V103L52 101H50V103H47V102H49V98L48 97H50ZM62 94V95H63ZM68 94L70 95V96H68ZM86 94V95H85ZM96 94V95H95ZM112 94V95H111ZM117 94V95H116ZM135 94V95H134ZM157 94H158V97H159V99L160 98H162V100L160 99V101H159V99L157 98ZM177 94L178 95H181L184 99L183 100H181V101H179V103H178V107H174L173 106V104L172 103H174L175 101H173V99H175L176 100V97H177ZM212 94H213V96H212ZM215 94H218L217 96H215ZM10 95H11V98L13 97V96H15V97H13V99H11L10 98ZM16 95H18L19 97L21 96V98H19L18 96H16ZM32 95V96H31ZM83 95V96H82ZM100 95V96H99ZM104 95H107V96H105V97H108V98H105L104 97ZM119 95V96H118ZM132 95H134V97L135 96H137V101H136V97L134 98ZM169 96V99L170 98H172V99H170V101H169V99L167 100V97ZM172 95H174L175 97H173ZM194 97H193V96ZM199 96L198 98H199V100H204V101H197V100H195L196 98V96ZM209 95H210V97L212 98H210L209 97ZM223 95V96H222ZM225 95V96H224ZM57 96H59V98L57 97ZM74 96H77L76 98L74 97ZM92 98H91V97ZM96 96H98V97H96ZM110 96H113L112 97V99L110 98ZM123 96V97H122ZM130 96H132L133 97V100H132V97H130ZM204 96L207 98V103L205 102L206 100L205 99H202V97L204 98ZM208 96V97H207ZM219 96V97H218ZM222 96V97H221ZM263 96V97H262ZM35 97V98H34ZM38 97V98H37ZM40 97V98H39ZM43 97H45L44 98V100H43ZM61 97H63L64 98V96H61ZM65 97V98H66ZM71 97V98H70ZM84 97V98H83ZM103 97V98H102ZM119 97V98H118ZM163 97H165V98H163ZM215 97H216V99H215ZM220 97L222 98L221 100L223 101V102H221V104L222 105H220V101H219V99H220ZM225 97V99H223ZM229 97V96H228ZM232 96H230V98H231ZM1 98V99H2ZM18 98H19V100H18ZM31 98V99H30ZM64 98V99H65ZM77 98H82L81 100H83V102L84 101H86L87 99H88V101H86V103L87 102H91V103H85V106H87L88 104H90L91 106L89 107V106H87V114L86 115H88V112H91L90 110H92V112H91V114H92V116H90V117H83V118H87V119H83L82 121H81V119H82V117L80 116L81 114H83L85 111H86V107L85 106H81V105H84V104H82L83 102L81 101V100H77ZM100 98H102L103 100L105 99V101H103V100H100ZM117 98V99H116ZM126 98V99H125ZM201 98V99H200ZM219 98V99H218ZM15 99V100H14ZM23 101H22V100ZM61 99H62V101H61ZM70 99V100H69ZM72 99H75L74 100V102H72L71 100ZM86 99V100H85ZM89 99H93V102L92 101H90ZM110 99V100H109ZM157 99H158V101H157ZM164 99H166L167 101L165 102L164 101ZM210 99V100H209ZM234 99V98H233ZM24 102V104H25V106L23 105V103L21 102ZM30 100V101H29ZM40 100V101H39ZM47 100V102L46 103H44L45 101ZM113 100V101H112ZM115 100H117V101H115ZM124 100V101H123ZM145 100V99H144ZM145 100V101H146ZM193 100H195L194 101V103H192L193 102ZM212 100L214 101L213 103L215 104V105H218L217 107H218V109H215L214 107H216L215 105H213V103H212ZM231 100V101H230ZM37 101V102H36ZM43 101V103H41L40 105H41V108H40V105H39V103L40 102H42ZM57 101V102H56ZM59 101V102H58ZM69 101V102H68ZM80 101H81V103H80ZM100 101H101V103H100ZM129 101V102H128ZM161 101H164L163 103H161ZM210 101H211V103H212V106H213V108H212V106L211 105H209V108L211 109V111L210 110H208L209 108L207 107V106H205V105H207L208 103L209 104H211L210 103ZM216 101V102H215ZM29 102H35L33 105L32 104H30ZM67 102V103H66ZM76 102V103H75ZM120 102V103H119ZM143 102V103H142ZM168 102V103H167ZM198 102H203V103H201L202 105H200ZM231 102H232V104L235 102V104L237 105V106H233L234 108H233V110H231L232 109V105H230L231 104ZM15 103V102H14ZM52 103V104H51ZM54 103V104H53ZM59 103V104H58ZM69 103V104H68ZM75 104V105H73V106H75V107H77V103H79V104H81L80 106H79V104H78V107L75 109V108H73V106H72V104ZM94 103V104H93ZM155 103V104H154ZM156 103H160L159 105L161 106V109L160 108H158L159 107V105L158 104H156ZM195 104L196 105V111H195V105H194V107H193V105L192 104ZM206 103V104H205ZM255 103V104H254ZM17 104H19V105H17ZM21 104V105H20ZM29 104H30V106H29ZM37 104H38V106H39V108L37 107ZM47 104V105H46ZM66 104V105H65ZM190 104H191V106L193 107H191L190 106ZM203 104H204V106H203ZM234 104V105H235ZM240 104V105H239ZM253 106H252V105ZM43 105V106H42ZM46 105V106H45ZM48 105H50V106H48ZM54 105V107L56 108V109H59V110H53V112L51 113V112H49V111H52L51 110V107ZM67 105H68V108H69V110H71V108H73L71 111H66L67 110ZM199 107H198V106ZM228 105V106H227ZM241 105H243L242 107H244V109L246 110V112L248 111V112H250L249 114H248V112L246 113V112H240V110H237L236 111V109L238 108V106H241ZM254 105H256L255 107H254ZM24 106V107H23ZM32 106H34V107H32ZM69 106H72L71 108L69 107ZM152 106V107H151ZM190 106V107H189ZM200 106H201V108H200ZM203 106V107H202ZM221 106V108H219ZM20 107V108H19ZM21 107H22V109H21ZM29 107V108H28ZM47 107H49V108H47ZM84 108L85 110L82 112V108ZM98 107V108H97ZM100 107V108H99ZM138 107V108H137ZM146 107V108H145ZM165 108V109H163V108ZM229 107H231V108H229ZM242 107H240V108H238V109H243ZM254 107V108H253ZM32 108V109H31ZM47 108V110H43V109H46ZM82 110H81V109ZM88 108H90V109H88ZM144 108V109H143ZM190 109V108H192V109H194V113H196L195 115H197L196 117H195V115H194V117H193V115H192V117H191V113L193 114V112L192 111H190V113L188 112L189 110L188 109ZM200 108V109H199ZM205 108V110H203V109ZM21 109V110H20ZM41 109V110H40ZM65 109V110H64ZM80 111H79V110ZM103 109H104V111H103ZM133 109V110H132ZM138 110V111H135V110ZM160 109V110H159ZM162 109L164 110V112L167 114V112H169V116H173V115H175L176 113H178V111L180 112V111H182V112H180V113H178V115L180 114L181 115V118H182V120H181V123H183V124H185V122H187L185 125H187L186 126V131L189 133V134H187V132L186 131H183L182 129H185V125L184 126H181L180 128H182V127H184V128H182V129H180V128H177V129H175V134L173 135V136H171V135H169V134H167L166 133V130H167V124H165L164 122H162V120H161V117H160V115H161V113L163 112L162 111ZM207 109V110H206ZM223 109V110H222ZM27 110H28V112H27ZM31 110H33V113H31L32 111ZM36 110V111H35ZM39 110H40V112H39ZM43 110V111H42ZM76 110V111H75ZM77 110H78V113L80 112H82L80 115L77 113ZM100 110V111H99ZM132 110V111H131ZM140 110L142 111V113L140 112ZM188 110V111H187ZM191 110V109H190ZM213 110V111H212ZM214 110H216V111H214ZM217 110H218V112H217ZM17 111H20V112H17ZM46 111V113H43V112H45ZM47 111H48V113H47ZM55 111V112H54ZM58 111H60V112H58ZM100 113H99V112ZM118 111V112H117ZM137 113V115H138V113L140 112V115H138V116H136L135 117V115H136V113ZM177 111V112H176ZM200 111H201V113H202V116H201V114H200ZM221 111L223 112H225V113H227L228 112V114H230V115H233L232 117H230V116H227L228 114H225L226 115V117L228 118H225V117H223V118H225L226 119V121L228 120V122L229 123H231V124H229V125H231L230 127H228L229 125H227V124H225V123H227V122H225V121H223V118L222 117H220V113H221ZM235 113H233V112ZM24 112H25V114H24ZM36 112H39V113H36ZM59 113V114H62V115H58V114H56V113ZM66 112V116L67 117H65V113ZM69 112H71V114H73L72 116H78L79 115V118H80V120H79V118H72V116H71V114L69 113ZM76 113V114H74V113ZM105 113V114H103V113ZM114 112H116V114L114 113ZM135 113V115H134V113ZM163 112V113H164ZM172 112V113H171ZM185 112V113H184ZM188 112V113H187ZM206 112V113H205ZM216 114H215V113ZM239 112V113H238ZM17 115H16V114ZM18 113H20V114H18ZM35 113V114H34ZM43 113V114H42ZM50 113V114H49ZM69 113V114H68ZM97 113V114H96ZM103 114V116H102V114ZM122 115V117L120 116V118H122V119H120L119 118V115L120 114ZM126 113H131L130 114V116L132 115L133 117H132V119H131V117H128L129 116V114H127L126 115ZM144 113V114H143ZM175 113V114H174ZM186 113H187V115L189 116V117H185V116H187L186 115ZM198 113V114H197ZM209 113V114H208ZM212 113H213V115H212ZM219 113V114H218ZM245 114V116H244V114ZM257 113H258V115H257ZM14 114V115H13ZM39 114V115H38ZM44 114H45V116H44ZM48 114V115H47ZM52 114V115H51ZM55 115V118H52V116L54 117V115ZM78 114V115H77ZM90 114V113H89ZM90 114V115H91ZM101 114V115H100ZM160 114V115H159ZM184 114H185V116H184ZM203 114H205V115H203ZM239 114H242L243 116H242V118L240 117L241 115H239ZM250 116V117H248V115ZM258 116H256V115ZM24 115V116H23ZM36 115H38V116H36ZM40 115H42L41 116V120L38 118V121L40 122H38L37 120H36V118L37 117H39ZM51 115V116H50ZM84 115H85V113H84ZM98 115L100 116L99 118H98ZM224 115V114H223ZM222 115V113H221V116H223ZM239 115V116H238ZM261 115V116H260ZM21 116V117H20ZM50 118H49V117ZM57 116V117H56ZM71 116V117H70ZM95 116V117H94ZM97 116V117H96ZM102 116V117H101ZM168 116V117H169ZM213 116H214V118H213ZM239 117L238 118V120L241 118L242 120L240 121V122H242V121H245V123L244 122H242V123H240L239 121H237L236 122V120H237V117ZM247 116V117H246ZM257 118V120L255 119V117ZM259 116H260V118H262V119H260L259 118ZM66 118V119H68L69 120V118H70V120L69 121H67V120H65V121H67L69 124H67V122L66 123H64L65 121H64V118ZM69 117V118H68ZM167 117V118H168ZM243 117H244V120H243ZM246 117V118H245ZM16 118V119H15ZM17 118H19V119H17ZM24 118V119H23ZM43 118H44V120H43ZM74 119V121H75V124H73V123H70L71 122V120L72 119ZM159 118V119H158ZM167 118L165 119V120H167ZM189 118V119H188ZM192 118V119H191ZM200 119L199 121H197V120H194V119ZM207 118V119H206ZM212 118V119H211ZM231 118V119H230ZM247 118H250V119H247ZM252 118H254V119H252ZM10 119H13L14 121L12 122V120L9 122V120ZM30 119H31V121H30ZM50 119V120H49ZM52 119V120H51ZM55 119H57V120H55ZM78 119V120H77ZM224 119V120H225ZM230 119V120H229ZM236 119V120H235ZM16 120V121H15ZM24 120V121H23ZM49 120V121H48ZM64 121V122H62V123H60L59 121ZM135 122H134V121ZM137 120H139V122L137 121ZM156 120H160V122H162V123H160L159 121H157L156 122ZM189 120H191V121H189ZM192 120H193V122L195 121L196 122V124L198 125H196L195 127H194V125H195V122H194V125H193V123H192ZM249 120V124H248V121ZM252 120H253V122L255 123L256 121H258V120H260V121H258V122H256L257 124H258V126H257V124L255 123V124H253L252 123ZM33 121V122H32ZM73 121V120H72ZM79 121V122H78ZM80 121H81V123L83 122L84 124H81L80 123ZM120 121H122V122H120ZM124 121H126V122H131V125H130V127H129V123H126V122H124ZM143 121H145V122H143ZM148 121V122H147ZM188 121H189V123H188ZM230 121H233V123H234V121H235V124H233L232 122H230ZM8 122L11 124H8ZM15 122H20V123H18L20 126L22 125V127L20 128V126L17 124V123H15ZM26 122H28L27 124H25ZM29 122H31L30 124H29ZM36 122V123H35ZM126 123V124H124V123ZM137 122V123H136ZM155 122V123H154ZM192 124H191V123ZM225 122V123H224ZM239 122V123H238ZM259 122H260V124L262 125L261 126V129H260V124H259ZM14 123V125H12ZM23 123V124H22ZM49 123V124H48ZM60 123V124H59ZM63 123H64V126L65 127H61L62 125H63ZM76 123H78V125L76 124ZM133 123V124H132ZM150 123V124H149ZM199 123V124H198ZM201 123V124H200ZM238 123V124H237ZM35 126H34V125ZM39 125V126H37L36 127V125ZM45 124V125H44ZM66 124V125H65ZM71 124V125H70ZM72 124H73V126H74V128H75V125H77L76 126V129H74L73 131H72V129H73V126H72ZM82 126H81V125ZM121 124H122V126H121ZM126 126H124V125ZM144 124H146V125H144ZM148 124V125H147ZM153 124H157L156 126L155 125H153ZM234 126H233V125ZM237 124V126H236V128H238V129H236L237 131H235V130H233V129H235V125ZM240 124V125H239ZM246 124H247V126L248 125H251V124H253V128H251L252 127V125L251 126H248V127H250V128H248L247 127V129H245V130H243L245 127L244 126H246ZM5 125H7V127L5 126ZM10 125V126H9ZM33 125V126H32ZM70 125V127H68ZM166 125V126H165ZM189 125V126H188ZM193 125V126H192ZM202 125V126H201ZM12 126H17V127H15L14 129L12 128V130L11 129H8V128H11ZM19 126V127H18ZM24 126H27V127H24ZM30 126V127H29ZM72 126V127H71ZM79 126H80V128H79ZM84 126V127H83ZM119 126H121L122 127V129L124 128V132H126V130H127V132H126V134L124 133V132H122L121 133V131H122V129L120 130L119 128H121V127H119ZM151 126V127H150ZM163 128H162V127ZM193 128H191V127ZM239 126H241V128L239 127ZM31 127H33V128H31ZM35 127V128H34ZM41 127V128H40ZM49 127V128H48ZM61 127V128H60ZM66 127H67V130H69L68 131V133L69 134H71V133H73V135H72V137H71V135H69L68 137H69V139H68V137H67V135H68V133L67 134H65L66 132H64V134H62V132L61 131H59L60 129L62 130L63 128H65L66 129ZM140 127V128H139ZM156 127V128H155ZM159 127H161L160 129H158ZM166 127V128H165ZM234 127V128H233ZM257 127V128H256ZM4 128V129H3ZM6 128V129H5ZM17 128H18V131H17ZM25 128H27L26 130L28 131V132H30V135L31 136H29L28 134V132H26V130H25ZM32 130H31V129ZM53 128V129H52ZM58 128V129H57ZM77 128H78V130H77ZM201 128V129H200ZM227 128V129H226ZM7 129H8V132H6L7 131ZM31 130V131H29V130ZM34 129H35V131H37V130H39V131H37V132H35L34 131ZM41 129V130H40ZM81 129V130H80ZM118 129H119V131H120V133H119V131H118ZM137 129V130H136ZM148 129V130H147ZM152 129V130H151ZM158 129V130H157ZM188 129V130H187ZM200 129V130H199ZM239 129H241L242 130V132H241V130H239ZM9 130H10V133H12V135L13 134H16V135H13V136H11L12 137V139H10L11 137H9L10 135H9ZM14 130V131H13ZM21 130H22V132H21ZM56 130H58V131H56ZM67 130H64V131H67ZM70 130H71V132H70ZM77 130V131H76ZM136 130V131H135ZM154 130V131H153ZM162 131V132H160V131ZM163 130L165 131L164 133H163ZM228 130V134H229V136H225L224 134L226 133V131ZM229 130H233V131H231V133H229L230 131ZM239 130V131H238ZM246 130H247V132H248V130H250V131H252V133L251 132H248V133H250L251 135H254V136H256V138L253 136H251V135H245V133H246ZM15 131H17L16 133H15ZM58 133V132H60V134H58V135H63V136H65V137H67L66 139H62V138H59V136H58V140H60L61 142H64V143H61L60 141H58L57 140V137H55L56 136V132ZM79 131V132H78ZM129 131H131V133L129 132ZM133 131H134V136L136 137V138H138L139 140L137 141V140H135V142H134V140H133V138H135V137H133V135L131 136V134H133ZM138 131H139V133H138ZM152 131V132H151ZM182 131V132H181ZM194 131L196 132V133H194ZM199 131V132H198ZM209 131V133L211 132V134H209V133H207ZM244 131V132H243ZM14 132V133H13ZM21 132V133H20ZM24 132V136L22 135V133ZM25 132H26V135H25ZM33 132V134H31ZM34 132H35V134H34ZM49 132V133H48ZM56 134H55V133ZM75 132H77L76 134H74ZM147 132H149V133H147ZM186 132V133H185ZM198 132V133H197ZM225 132V133H224ZM234 132H237L236 134L234 133ZM240 132V134H242L243 133V135H239L238 133ZM253 132H256V134H254ZM20 133V134H19ZM36 133H37V135H36ZM38 133H39V135H38ZM51 133H52V135H51ZM119 133V135L116 137V134H118ZM128 133V134H127ZM153 133H155V136L157 135L158 136V138H157V136H156V138L153 136L154 134ZM190 133L191 134H193V135H191L193 138L191 139L189 136H190ZM204 133V134H203ZM224 133V134H223ZM234 134L233 135V138L234 137H236L237 139H238V141H236L237 139L236 138H231L232 136H231V134ZM247 133V134H248ZM4 134H5V136H7V137H9V139L7 138H5L4 137ZM7 134V135H6ZM18 134H19V136H18ZM40 134H41V136H40ZM46 134V135H45ZM47 134H49L50 136H52V137H54V139L53 138H51L50 139V137H49V135H47ZM83 134V135H82ZM130 134V135H129ZM138 134H139V137H138ZM140 134H141V136H142V138H140L141 136H140ZM151 134H153V135H151ZM184 135V137L182 138V136ZM188 135L187 137H186V135ZM196 134H197V136H196ZM228 134H226V135H228ZM27 135H28V137H27ZM54 135V136H53ZM61 135V136H62ZM112 135V136H111ZM115 136V138H119L121 135L123 136V137H121L120 138V141L119 140H116L115 139V142L117 141V144H115V145H117V146H119V147H122V148H124V144L126 143V145H130V146H126L125 145V148H128L129 149V152L132 154V156H134V158H132V156H131V154L128 152V154L126 153L128 150L126 149V152L124 151L123 152V150H125V148L124 149H122V151L120 150V148L119 147H117V146H115L113 143H114V136ZM126 135L128 136V137H126ZM146 135H148V136H146ZM237 135H238V137L240 136H243V138L245 139V142L246 141H248L249 139L251 140V139H253L254 140V143L252 142L251 144L249 143L250 142V140H249V142L246 144L245 142H244V140H243V138L242 139H240V137L238 138L237 137ZM245 135V136H244ZM3 136V137H2ZM25 136H26V138H27V140H29V142L25 139ZM42 136H43V138H42ZM45 136V137H44ZM143 136H145V137H143ZM153 136V137H152ZM164 136V137H163ZM221 136H224V138L226 137H228V139L230 138V139H233V140H229V141H227L226 139H222V142L224 143L225 142V144L226 143H229L230 141V143L227 145H223V143L221 142V141H219V140H221ZM247 136V137H246ZM13 137L15 138V141H13V142H15V143H13V142H11L12 140H13ZM16 137H18V141L19 140H23V139H25V141H27V142H25L24 140V142L23 141H19V143L18 142H16L17 140H16ZM20 137L22 138V139H20ZM39 139H38V138ZM42 138V140H41V138ZM49 137V138H48ZM71 137V138H70ZM97 137H98V139H97ZM113 137V138H112ZM128 138L129 139V137H130V143H132V142H134V144L132 143V146H131V144L129 143V141L127 140V142H128V144H127V142H126V139L124 140V138ZM133 137V138H132ZM159 137H161V138H159ZM199 137V138H198ZM249 137H251V138H249ZM56 138V139H55ZM64 138V137H63ZM96 138V139H95ZM99 138H100V140H99ZM112 138V139H111ZM123 138V140L121 141V139ZM135 138V139H136ZM158 139V140H160V139H163L164 138V141L162 140V142H161V140L160 141H158L157 140V142H159L158 143V146H156V144H153L152 145V143H154V142H152V141H155V139ZM165 138H167V139H165ZM184 140V142L182 141V139ZM219 138V139H218ZM223 138V137H222ZM246 138H248V139H246ZM262 138H263V140H262ZM46 139V140H45ZM53 139V140H52ZM63 141H62V140ZM102 139V140H101ZM133 141H132V140ZM191 139V141H193V142H191L190 141V143H191V145H193L192 147L193 148H191L190 147V150L191 149H194V145L196 146V144H197V149L199 148V146H201V145H204L203 147L201 146V153H200V151H198V150H195L196 149V147H195V153H196V155H195V153H194V150H191V151H193V155L194 156H192L193 158L191 159V155H192V152H188V153H186L187 152V150H185L184 151V149H186V146H188L187 144L189 143V140ZM195 139L197 140V141H195ZM199 139H202V142L203 141H206V140H209V142L207 141L206 143H202L201 142V140L199 141ZM218 139V140H217ZM260 139H261V141H260ZM11 140V141H10ZM50 140H52V143H50L51 141ZM55 140H57L58 142L56 143L55 142ZM94 141V142H91L90 143V141ZM98 140V141H97ZM171 140H172V142H171ZM257 140V141H256ZM43 141V142H42ZM49 141V144H47V142ZM53 141H54V144H53ZM68 142V144H66L65 145V143H67ZM81 143H83L84 141H86V142H88V143H86V144H89L87 147L85 146V142L83 143V144H81V145H79L80 144V142ZM101 142L100 143V145L97 143V142ZM104 141V142H103ZM123 141H125V143L123 142ZM180 141V142H179ZM187 141V142H186ZM195 141V142H194ZM201 142L200 144H199V142ZM210 141H211V144H213V145H211L210 144ZM213 141H215V142H213ZM219 141V142H218ZM236 141V142H235ZM239 141L241 142V144L239 143ZM244 143H243V142ZM256 141V142H255ZM20 142H21V145H20ZM46 142V143H45ZM60 142V143H59ZM113 142V143H112ZM121 143V145H118V144H120ZM167 142V143H166ZM183 142V143H182ZM196 142H198V143H196ZM233 142V143H232ZM261 142V143H260ZM5 143V144H4ZM16 143H18V144H16ZM24 143H26V144H24ZM38 143V144H37ZM45 143V144H44ZM79 143V144H78ZM168 143H171L172 144V146H175L176 148H178L176 151H172V150H169L168 148H169V146L171 145V144H168ZM174 143V144H173ZM180 144V148H179V144ZM182 143V144H181ZM185 143H186V146H185ZM189 143V144H190ZM237 143L239 144V145H241L240 147H239V145H237ZM242 143L244 144V145H242ZM261 144V145H259V144ZM2 144V145H1ZM13 144H16L18 147L17 148H23V149H21V151L23 150V154H22V152L21 151H19V149L18 150H15V149H17L16 147H13V146H16V145H13ZM27 144H29V145H27ZM46 144H47V148H45L46 147ZM91 144H93L92 146H91ZM98 144V145H97ZM106 144V145H105ZM161 144V145H160ZM168 144V145H167ZM183 144H184V148H183ZM199 144V145H198ZM207 144H210V145H208L209 147H211V149H209V147H208V150H207ZM252 144H253V149H256V151L255 150H253V149H251L252 147ZM11 146V148H10V146ZM23 145H26V146H23ZM42 145V146H41ZM48 145H51V149L50 150H52V148H54V150L57 152V151H59V150H61V151H59V153H58V155L55 153V152H53V150H52V152H48V151H50V150H48L49 148H48ZM52 145H54L53 147H52ZM60 145H61V147H60ZM68 145V146H67ZM136 145V146H135ZM182 145V146H181ZM190 145V146H191ZM206 145V146H205ZM233 145V147L231 148V146ZM245 145H247V146H250V147H247V146H245ZM257 145H258V147H257ZM22 146V147H21ZM28 146V147H27ZM45 146V147H44ZM57 146V147H56ZM86 147V148H84V147ZM91 147V148H88V147ZM151 146V147H150ZM219 147V146H221L220 148H221V150H220V148H217V147ZM230 146V147H229ZM243 146L244 147H246V148H243ZM261 147V151L259 150V148ZM24 147H26V149L24 148ZM42 147H44V148H42ZM58 147H60V148H58ZM65 147V148H64ZM131 147H132V149H131ZM134 147H136L135 149H134ZM138 147V148H137ZM141 147V148H140ZM147 147V148H146ZM149 147V148H148ZM156 147H158V149L156 148ZM206 147V148H205ZM3 148V149H2ZM42 148V149H41ZM58 148V149H57ZM82 148V149H81ZM154 148V149H153ZM214 148V149H213ZM224 148V150L222 151V149ZM236 148H239V149H237L236 150ZM240 148H242V149H240ZM249 148V149H248ZM257 148H258V150L260 151H257ZM14 149V150H13ZM40 149H41V151H40ZM43 149H44V151H43ZM83 149H85V150H83ZM86 149H89V150H86ZM115 149H118V150H115ZM133 149H134V151H133ZM139 150V152H138V150ZM145 149H148V150H151L150 152H152V153H150V152H148V150H145ZM181 149H183V150H181ZM203 149V150H202ZM204 149H206L207 151H205V152H203L204 151ZM213 149V150H212ZM217 149V150H216ZM220 151H219V150ZM230 149H232V151L230 150ZM2 150V151H1ZM25 150H26V152H25ZM77 150V151H76ZM103 150V151H102ZM120 150V151H119ZM146 151V152H144V151ZM179 150H181V152H180V154L182 153V152H184V153H182V154H184L183 156L184 157H182L183 158V161H186V163H189V161H190V159H191V161H190V164H192L191 166H190V169H192V168H194V167H196L197 165L199 166V165H201V164H203V167L206 165V161H209L210 162V164H209V162H208V164H209V166L211 165H213V164H211L212 163V161H210V160H212L213 159V163H214V160H215V156L217 155V157L221 160V161H223V163L225 162V160H226V163H224V164H226L225 166L223 165V163L221 164V161L217 158L215 161H216V163L218 164L219 163V161H220V164H221V166H218V165H216V163H214L215 165V167L213 166V167H209L208 166V164L203 168L202 167V169L204 170V172H205V169H207V166L209 167L208 169L210 170H206V172L204 173L205 174V176L204 175H202V177H201V175H200V173H202L203 171L202 170H200L199 168L198 169H192V170H187V168L189 167L188 166V164L187 165H185V166H181V168L180 169H186L188 172H191L190 174H191V176L192 177H194V175H195V180H196V178L198 177V179L201 177L203 180V182H201L202 184L201 185H203V184H205V185H203V186H201V188H200V185H199V191L202 193L201 194V196L204 194V196H205V192H207V191H209V192H211V193H209V194H213V193H215L216 195H218V197L215 195V194H213L214 196H216L215 198H219L218 200L216 199V201H215V199H214V196L213 195H207L208 193H206V198L207 197H211V199H212V197H213V199L212 200H214L215 202H217L216 204H214L215 202H213L211 199H209V198H203V199H206V202H205V200H203L202 199V197H204V196H200V193H199V196L201 197H199V196H191V195H189L188 197H190L189 198V200H190V202H189V200L187 201V199H186V201H185V206H186V203H188L189 202V204H188V206H186V208L188 209V207H191L189 210H191V209H193V207L194 206H196L194 209H196V211H194V210H192V211H188V212H182L183 214L184 213H187V214H185V215H183L181 212H179V213H181L182 215H181V217H183V218H188V219H183V218H179V217H177V215H173L174 213H176V212H165L164 210H160V213H162L161 215H160V213L159 212H150V215H149V212L147 213H145V212H143V214H142V212L140 211H138L137 213H132V211H134L133 209L131 210V209H129V207H126L125 208V210L127 209L128 211H129V213L131 212V214H136V216H133L132 217V215L130 216V214H128V211H126V212H117V211H115L114 209H112V210H109V206L107 205V203L109 202V201H113V199L116 201V204H114V202H113V207L114 206H116V208H117V205L118 204H124V203H126V202H128L130 199H132V197H134L135 199H138V200H140L141 198H143V199H145V197H146V200H147V194L145 195L144 193H142L143 191H141V188H144L143 186H148V184H146L149 180L150 181H152L153 179L156 181V184H155V182H153V183H149L150 184V186H148L149 188H150V193L151 194H153V190H154V188L156 189L157 188V185L159 184V183H161V184H165L166 185V183L169 185L170 184V181L172 182V180L170 179V176H173V178L175 179V177L178 179V182L181 180H179V176L180 175H183V174H185V172H187V171H183V169H182V172L181 173H183V174H180V172H178V170H180V169H178L176 172L175 171H166L167 169H169V167H167L169 164H175V165H178V163H180V165H182V164H184L183 163V161L181 162V157L179 158L178 157V154H179ZM189 150V149H188ZM189 150V151H190ZM199 150H200V148H199ZM230 150V151H229ZM249 150V151H248ZM252 150H253V152H252ZM7 151H8V153H7ZM11 151H14V153H17V155L16 154H13V155H16V157L17 156H21V157H13L11 160L9 159V160H6V158H10L9 156H10V154L9 153H11V156H12V152ZM15 151H17V152H15ZM40 151V152H39ZM111 151V152H110ZM112 151H115V152H112ZM160 151V152H159ZM212 151H214V152H216L215 153V156L214 157H212V155L214 154V152L212 153ZM229 151V152H228ZM233 151H235V152H233ZM237 151V152H236ZM239 151V152H238ZM248 151V152H247ZM20 152V153H19ZM41 152H44V153H41ZM45 152H48V154L50 155L51 154V156H48V154H46ZM119 152V153H118ZM138 152V153H137ZM142 152H144L143 154H142ZM155 152V153H154ZM161 152H162V154H161ZM178 152V153H177ZM208 152H210L209 153V155L208 156H206L207 154H208ZM232 152H233V154H232ZM255 152H258V155L255 153ZM263 152V153H262ZM6 153L9 155H6ZM53 153V154H52ZM62 153H64V154H62L63 156H64V158L67 160H63L64 162H66V163H64V165L62 166L61 165V163L63 164V161L62 160H60V159H58V161H57V158H61V154ZM78 153V154H77ZM120 153H122L121 155H120ZM125 153H126V155H125ZM140 153V154H139ZM166 155H165V154ZM170 153V154H169ZM186 153V154H185ZM205 154V158L203 157H200L201 155L202 156H204V154ZM212 153V154H211ZM222 154V156L220 155V154ZM230 153V154H229ZM235 153V154H234ZM236 153H238V155L236 154ZM241 153H243V154H241ZM20 154V155H19ZM25 154V156H27V157H25V156H23ZM40 154H41V156H40ZM43 154V155H42ZM45 154V155H44ZM56 154V155H55ZM72 154V155H71ZM104 155V156H107V157H104V156H102V155ZM107 154V155H106ZM113 154V155H112ZM119 154V157H117V155ZM124 154V155H123ZM133 154H135V155H133ZM147 154V155H146ZM179 154V156H182V154L180 155ZM200 154V156H197V155H199ZM227 154H229V155H231V157H233V159L234 158H236V159H234L235 160V162L234 161H232V158H230V156H228ZM239 154H240V156H239ZM253 154V155H252ZM5 155V156H4ZM53 155H55V156H57V158L54 156L53 157ZM60 155V157H58ZM69 155H70V157H72V158H70L69 159ZM75 155V157H73ZM76 155H77V157H76ZM99 155H100V157H99ZM116 155V156H115ZM137 155V157H135ZM188 155H190V156H188ZM211 155V156H210ZM221 156L222 158H223V160H222V158H220L219 156ZM232 155H234V156H232ZM237 155V156H236ZM256 155V156H255ZM6 156H8V157H6ZM38 156H40L41 157V159H42V161L40 160V157L38 158ZM43 156H45V157H43ZM46 156H48L49 157V159L48 160H52V162H51V160H50V162L49 161H47V163H46ZM62 156V157H63ZM68 156V157H67ZM113 156H114V158H113ZM124 156H126V159H127V157H128V159H127V163L125 164V160H124ZM143 156V157H142ZM146 156H147V158H146ZM166 156H167V158H166ZM173 156V157H172ZM176 156L178 157V158H176ZM188 158H187V157ZM236 156V157H235ZM241 156H243V158H244V160L242 161V157ZM263 156V157H262ZM6 157V158H5ZM24 157H25V159H24ZM50 157H52V158H50ZM111 157H112V159H111ZM129 157H130V159H129ZM141 157V158H140ZM150 159H149V158ZM151 157H152V159H153V161H152V159H151ZM156 158V159H154V158ZM175 157V158H174ZM200 157V158H199ZM209 158V159H207V158ZM210 157H212L211 159H210ZM224 157L225 158H227V159H230V160H228V161H232V163H234V164H232V163H230V162H228L227 161V159H225L224 160ZM229 157V158H228ZM240 157V158H239ZM254 157V158H253ZM256 157V158H255ZM19 158H20V161H19ZM22 158V159H21ZM35 158V159H34ZM45 158V159H44ZM54 158H55V161H56V164L58 165V163L57 162H60V164L59 165H61V166H56V164L54 165ZM64 158H61V159H64ZM100 158V159H99ZM104 158L105 159H107V160H104ZM108 158L111 160H108ZM120 159V160H118V159ZM123 158V159H122ZM138 158V160H134L135 161V163H133L134 161H132L131 159H137ZM141 160H143V161H140V159ZM147 160H146V159ZM172 158H174V159H177V160H173ZM187 158V159H186ZM241 159V160H239V159ZM259 158H261V159H259ZM15 159H16V161H18V164L16 163V161H15ZM18 159V160H17ZM38 159V160H37ZM44 159V160H43ZM117 159V160H116ZM161 159V160H160ZM169 159H171L173 162H170L169 161ZM180 160V162H179V160ZM201 159H204V160H201ZM207 159V160H206ZM257 159V160H256ZM2 160V161H1ZM6 162H5V161ZM13 160H14V163H12L13 162ZM35 160H37L38 162V164L36 163V161ZM100 160H102L101 162H100ZM130 160H131V165L129 164V162H130ZM150 160V161H149ZM157 162H156V161ZM163 160V161H162ZM167 161V163H166V161ZM219 160V161H218ZM242 161V163H244V165L242 164V163H240L239 161ZM254 160V161H253ZM255 160L256 161H258V163L256 162L255 163ZM7 161H9V162H7ZM44 161V162H43ZM68 161H71L70 163L68 162ZM108 161V162H107ZM114 161H116V162H114ZM117 161L119 162V161H122V162H120V164L119 163H117ZM145 161H146V163H147V161H148V163H147V165H146V163H145ZM169 161V162H168ZM197 163L196 165H195V163ZM218 161V162H217ZM250 161V162H249ZM11 162V163H10ZM20 162V163H19ZM40 162H42L41 164H39ZM103 162V163H102ZM141 164H139V163ZM150 162V163H149ZM156 163V164H154V163ZM192 162V163H191ZM200 162H201V164H200ZM203 162V163H202ZM6 163H8L7 165H6ZM36 163V164H35ZM44 163H46V165L44 164ZM50 163H53V164H50ZM101 163H102V165H101ZM106 163H109L110 165L108 166V164H106ZM111 163H114V164H111ZM118 165V166H116V164ZM136 163H138L137 165H136ZM143 163H145V164H143ZM185 163V164H186ZM199 163V164H198ZM204 163H205V165H204ZM230 163V164H229ZM239 163L240 164H242L241 166H242V168L244 169V170H241L240 171V169H242V168H240L241 166L239 165ZM252 163V164H251ZM3 164H5V166L3 165ZM14 164V165H13ZM47 164H49V165H51V167L52 168H50L49 166L47 167ZM70 164H72L71 166H70ZM100 164V165H99ZM105 164L107 165L105 168H104V166H105ZM123 164H125V167H124V165ZM155 165V167L154 166H152L151 167V165ZM168 164V165H167ZM227 164L229 165V167L227 166ZM233 166H232V165ZM246 164H247V166H246ZM9 165L11 166L12 165V167H9ZM39 165V166H38ZM41 165V166H40ZM42 165H45V166H42ZM65 165H67L66 167H65ZM100 167H103V168H100ZM112 165V166H111ZM115 165V166H114ZM120 165L122 166V167H120ZM147 167H149L150 168V171H149V168H147ZM165 165H167V166H165ZM175 165H173V166H171V168H174L175 169ZM230 165L232 166L231 168H230ZM239 165V166H238ZM264 165V164H263ZM4 168H3V167ZM10 168V170H9V168ZM56 166V167H55ZM68 166H70V168L68 167ZM132 166V167H131ZM134 166V167H133ZM135 166H136V169H135ZM164 166V167H163ZM187 166V167H186ZM194 166V167H193ZM197 166V167H198ZM217 166V167H216ZM228 168H227V167ZM250 166V167H249ZM253 166H257V167H254V168H256V169H253L252 167ZM42 167H45V168H47L46 170H48V168H50L51 169V171L50 170H48L49 171V173H50V175H48L49 173L47 172L46 173V170H45V168H42ZM53 167H55L54 169H53ZM62 167V168H61ZM65 167V168H64ZM76 167V169H74ZM88 167V168H87ZM99 167V168H98ZM111 167H116L115 169H114V171H113V168H111ZM121 169H125L124 171L125 172H123V173H120L119 174V168ZM157 167H158V169H157ZM186 167V168H185ZM192 167V168H191ZM196 167V168H197ZM200 167V166H199ZM224 167H226L225 169H224ZM234 167V168H233ZM237 167V168H236ZM6 168H7V170H6ZM41 168V169H40ZM59 169V171L60 170H62V173H61V171L59 172V173H55V172H58V169ZM61 168V169H60ZM63 168H64V170H63ZM89 168H90V170H92L93 171V173H95L94 175L95 176H93V178H91V176H90V171H88L89 170ZM133 168H134V170H133ZM142 168V169H141ZM145 168L148 170V171H146L145 170ZM153 168H155V170L153 169ZM163 168V169H162ZM165 168V169H164ZM214 168H217V169H215V171H214ZM220 170H219V169ZM221 168H222V170H223V175L221 174V175H219L222 171H221ZM246 168H248V169H246ZM250 168H251V170H250ZM263 168V170H264V166L262 167ZM3 169H5V170H3ZM45 171H44V170ZM72 169H74L73 170V172L71 171ZM97 169V170H96ZM103 169V170H102ZM104 169H106V170H104ZM109 169H111V171H107V170H109ZM117 169V171H115ZM128 170V172H129V174L126 172L127 170ZM153 171H152V170ZM189 169V168H188ZM213 169V170H212ZM228 169V170H227ZM231 169H233L232 171H230ZM238 169H239V171H238ZM252 169L253 170H257L256 171V173H254L255 171H252ZM3 170V171H2ZM69 170H70V173H69ZM100 171V175H99V171ZM102 170V171H101ZM130 170H131V172H130ZM141 170H143L142 172L143 173H145V174H143L142 172H141ZM165 172H164V171ZM193 170H195V172H193ZM197 170H198V172H197ZM225 170H227L226 172H224ZM236 170V171H235ZM246 170H248L247 172H246ZM88 171V172H87ZM104 171H107V174L105 175V172ZM159 171V172H158ZM163 171V172H162ZM202 171V172H201ZM229 171V172H228ZM237 172V174L235 173V172ZM243 171V172H242ZM245 171V172H244ZM6 172V173H5ZM73 174H72V173ZM111 172H112V174H114V175H123V174H128L127 176H125V175H123V178H121V179H123L122 181H123V185L121 184V186H120V177L122 176H112L113 177V179H111L112 181H114V182H112L111 184H108L109 186H110V188H109V186H108V188L106 187V185H107V182L106 181H110L111 182V180H110V178L111 177H109L110 175H112L111 174ZM115 172H116V174H115ZM120 172H121V170H120ZM138 172H140L139 173V177H138ZM155 172V173H154ZM160 172L161 173H164V175L163 174H161L160 175ZM169 172V173H168ZM174 172H175V174H176V176H175V174H174ZM198 174H197V173ZM231 172H233V173H235V174H233V173H231ZM240 172V173H239ZM41 173V174H40ZM53 173H55L56 175H58L59 177H58V179H56L57 177H55L56 175L54 174L53 175V177L55 178H53L52 176H51V174H53ZM63 173H65V174H63ZM88 173V174H87ZM110 173V174H109ZM132 173V174H131ZM137 173V174H136ZM142 173V174H141ZM147 173H149V174H151L152 173V175H150L149 176V174H147ZM156 173H159V174H157V177H156ZM167 173V174H166ZM173 173V174H172ZM192 173H194V175L192 174ZM218 173V174H217ZM227 173H229V174H227ZM241 173H243L244 175H242ZM44 174H46L45 176H46V178H48V179H46L47 181H52V183L50 182V184L52 185L53 184V189H51V187H49V189H48V186L50 185V184H47V183H49V182H47V181H45V176H43ZM59 174H61V175H59ZM70 174H72V175H70ZM105 175V176H103L102 177V175ZM154 174H155V176H154ZM217 174V175H216ZM231 174V175H230ZM249 174V178H247L245 181L243 180V182L242 183H244V182H246V184L243 186V184H241L242 185V188H243V190H242V188L240 189L239 187V189H240V191H239V189L237 188V186L236 187H234L235 185H232V182H234V183H236L237 181V183L240 185V182H239V180H242L243 179V176L246 178V176ZM39 175H40V177H39ZM42 175V176H41ZM65 175V176H64ZM75 175H76V177H75ZM133 176V178H132V176ZM169 175V176H168ZM186 175H188L189 176V174L188 173H186ZM183 176L182 178H185V180H187V179H189V180H187V181H190L192 178L191 177H189V178H186L187 176ZM197 175V176H196ZM199 175V176H198ZM216 175V176H215ZM218 175H219V177H218ZM229 175V176H228ZM234 175H235V177H234ZM242 175V176H241ZM254 175H255V177H254ZM68 177V179H67V177ZM106 176H108L107 178H106ZM175 176V177H174ZM178 176V177H177ZM204 176V177H203ZM228 176V180H230V181H228V182H226L227 181V179L225 180V177H227ZM236 176H237V179H236ZM253 176V177H252ZM43 177V178H42ZM51 177H52V180H51ZM60 177L62 178V179H60ZM72 177V178H71ZM74 177H75V180L77 181V183H76V181H74ZM124 177H126V178H124ZM128 177H131V179L132 180H130ZM137 177V178H136ZM140 177H142L141 179H140ZM153 177V178H152ZM155 177H156V179H155ZM218 177V178H217ZM229 177H230V179H229ZM234 177V178H233ZM240 177H242V178H240ZM39 178V179H38ZM40 178L42 179V180H40ZM64 178H66L67 180H64ZM103 178V179H102ZM108 178H109V180H108ZM136 178V179H135ZM191 178V179H190ZM194 178L192 179V180H194ZM200 178V179H201ZM217 178V180L219 179V180H223L224 179V181H223V183L221 182V183H219L217 180L216 181H214L215 179ZM233 178V179H232ZM37 179V180H36ZM93 179V180H92ZM104 179H107V180H105L104 181ZM119 179V181H118V183H119V186L118 185H116V183H117V180ZM126 180V182H125V180ZM129 180V183L127 182L128 180ZM134 179V180H133ZM141 181H140V180ZM169 179V180H168ZM177 179H176V181H177ZM199 179V180H200ZM207 179H208V181H207ZM233 181H232V180ZM234 179H236V180H234ZM239 179V180H238ZM252 179H257V181L255 180V182L254 181H247V180H252ZM56 180H62L61 181V183L63 182V180L65 181L64 183H62V184H64L65 185V187H64V185H62V184H59L60 182H57ZM69 180V181H68ZM103 180V181H102ZM136 180V181H135ZM147 180V182H145ZM166 180H167V182H166ZM183 180V181H182ZM180 182H181V184L183 185L184 184V182H185V185L187 184H189L188 186H191V185H193L194 183H195V181H190V182H186V181H184V179H182ZM198 180V181H199ZM204 180H206L205 182H204ZM214 181V183H212V182H210V181ZM35 181H36V183H35ZM40 183H39V182ZM45 182V184H41L42 182ZM66 181H68L67 183H66ZM102 181V182H101ZM134 181V185L136 184V182H138V181H140L141 183H139V184H141L140 186H138V183H137V185H135V186H133V184H132V182ZM142 181H143V183H142ZM149 181V182H150ZM232 181V182H231ZM43 182V183H44ZM70 182V183H69ZM74 182V183H73ZM104 182H106V185L105 184H102V183H104ZM109 182V183H110ZM157 182H158V184H157ZM179 182V183H180ZM225 182V183H224ZM254 184H253V183ZM37 183H39V185L37 184ZM59 185H62V186H59ZM75 183H76V185H75ZM113 183H115V184H113ZM124 183H127V184H124ZM199 183H200V181H199ZM207 183H208V185L210 186L209 187V189L207 188L208 187V185H207ZM216 183V184H215ZM229 184L228 186H227V184ZM233 183V184H234ZM236 183V185H238ZM256 183H258V185L256 184ZM79 184V185H78ZM112 184H113V186H112ZM146 184V185H145ZM211 184V185H210ZM213 184H215L216 186H218V187H220V186H222L223 185V187H220V189H218V191H216V188H218V187H215V185H213ZM224 184H226V185H224ZM38 185V186H37ZM41 185H42V187H41ZM47 185V186H46ZM67 185V186H66ZM96 186V187H94V186ZM105 185V186H104ZM114 185H116L118 188H115L116 186H114ZM124 185H128L127 187L126 186H124ZM131 185V186H130ZM182 185L179 187V188H182ZM186 185V186H187ZM207 185V186H206ZM214 186V188H213V186ZM231 185V186H230ZM238 185V186H239ZM255 185H257V186H255ZM43 186H46V188L50 191V195H48V193H46V191H45V188H43ZM56 186V187H55ZM57 186H58V188H57ZM75 186L77 187V190H79V193H77V192H75V190L74 189H76L75 188ZM81 188H80V187ZM93 186V187H92ZM103 186V187H102ZM111 186H112V188H111ZM123 186V187H122ZM132 186L133 187H135V190L132 188ZM142 186V187H141ZM187 186V187H188ZM37 187V188H36ZM41 187V189H39ZM113 187H114V190H113ZM121 187H122V189H121ZM129 187H131L132 189L130 190V188ZM147 187V188H148ZM206 187V188H205ZM230 187H232L233 189L234 188H236V192H239V195L241 194L243 197H241V196H239L237 193V196H239V199H240V201L238 200V202L236 203L234 200H236V198H238V197H235L236 196V194L234 193V191H233V189L231 188L230 189ZM43 188V189H42ZM91 188H93V190L91 189ZM127 188V189H126ZM212 188L216 191V192H218V194L215 192V191H211L212 190ZM254 188H256V189H260L261 191H260V194H259V191L257 190H255ZM36 189V190H35ZM39 189V190H38ZM46 189V190H47ZM51 189V190H50ZM68 189V190H67ZM82 189V190H81ZM105 189V190H104ZM108 189V190H107ZM120 191H119V190ZM124 189V190H123ZM127 191H126V190ZM129 189V190H128ZM137 189V190H136ZM183 189V188H182ZM248 189H251V190H248ZM37 190H38V193H37ZM45 191V193H43L44 191ZM48 190H47V192H48ZM59 190H61L62 191V193L64 194H62L61 195V191H60V193L58 192ZM76 190V191H77ZM101 190V191H100ZM110 190H111V192H110ZM112 190H113V192H112ZM122 190V191H121ZM204 190H206L204 193H203V191ZM245 190H247V194H245V195H248V197L246 196H244V194H242V193H244V191ZM263 190V191H262ZM43 191V192H42ZM52 191V192H51ZM56 191V192H55ZM88 191H90V192H88ZM92 191V192H91ZM99 191H100V193H99ZM105 191V192H104ZM108 191V192H107ZM116 191H119L118 193L116 192ZM130 193H129V192ZM132 191V192H131ZM135 191V192H134ZM138 191L140 192V196H139V193H138ZM242 191V192H241ZM252 191V194L250 193V195H249V192H251ZM41 192L44 194V195H47L46 196V198H45V196L43 195H41V197H40V194H41ZM57 192H58V195H57ZM67 192H68V194L70 195H68L67 194ZM72 192V193H71ZM96 192V193H95ZM99 194H98V193ZM137 192V193H136ZM144 192H146L145 190H144ZM258 192V193H257ZM261 192H263V193H261ZM54 194L55 193V195H53V197H52V194ZM90 193L91 194H93V195H90ZM103 193V194H102ZM113 193H115V194H113ZM123 193V194H122ZM132 193V194H131ZM180 193V192H179ZM234 193V194H233ZM245 193H246V191H245ZM37 194H39V195H37ZM71 194H73V195H71ZM78 194V195H77ZM84 194H86V196L84 195ZM95 194L97 195L96 196V198H95ZM113 197V199H112V197L110 196V195ZM122 194V195H121ZM133 194H137V197H136V195H133ZM144 194V196L142 197L141 195H143ZM150 194V195H151ZM258 194V195H257ZM57 195V196H56ZM87 195H89V196H87ZM103 195V196H102ZM56 196V197H55ZM61 196V197H60ZM73 196V197H72ZM92 196V197H91ZM109 196V198H107ZM121 196H123V198L122 199H120L121 198ZM139 196V197H138ZM149 196V195H148ZM71 197V198H70ZM76 199H75V198ZM86 197V198H85ZM90 197V198H89ZM94 197V198H93ZM100 198V200L101 201H98L97 200V198ZM110 197H111V199H110ZM192 197H194V198H200V199H202L203 200V202L204 203H202V200H201V202H200V199H199V201H196V200H198V199H194V198H192ZM241 197V198H240ZM51 198V199H50ZM55 198V199H54ZM88 198V199H87ZM91 198H93V199H91ZM102 198H103V200H105L104 202H103V200H102ZM105 198V199H104ZM244 200H243V199ZM246 198V199H245ZM83 199H85V202H86V204H84L85 202H84V200ZM209 199V200H208ZM221 199V200H220ZM49 200V201H48ZM69 200H71V201H69ZM77 200L79 201V202H77ZM86 200H89L88 201V203H87V201ZM94 200V201H93ZM100 203V204H102V205H104L105 207H103L102 205H100L99 203H97V201ZM107 200H109V201H107ZM191 200H193V201H191ZM47 203H46V202ZM93 201L94 203L93 204H91L90 205V203ZM167 200L165 199L164 200V202H166ZM208 201V202H207ZM209 201H211V202H209ZM237 201V200H236ZM14 202H16V205H15V203ZM50 204H49V203ZM69 202V203H68ZM72 202V203H71ZM77 202V203H76ZM118 202V203H117ZM193 202V203H192ZM198 202H199V204H198ZM213 202V204H211ZM230 202V203H229ZM232 202H235V203H232ZM45 203H46V205H45ZM73 203H75V205H73ZM79 203H82V204H79ZM104 203V204H103ZM193 204L192 206H189V205H191V204ZM196 203V204H195ZM220 203H221V205H220ZM223 203V204H222ZM229 203V204H228ZM231 203L232 204H235V205H231ZM239 203H240V205H239ZM7 204V205H6ZM13 206L12 207V209L11 210H9L10 208H11V205ZM44 205V207H46L47 206V204H49V206H47V212L45 211V212H43L44 210H46V209H43L44 207H42L41 208V205ZM96 204V206L99 204V206L98 207H95V206H92V205H95ZM164 204V203H163ZM195 204V205H194ZM198 204V205H197ZM210 204H211V207H210ZM5 205V206H4ZM10 205V206H9ZM42 205V206H43ZM69 205H70V208L71 209H69ZM78 205V206H77ZM80 205H81V207H80ZM84 205V206H83ZM86 205H88V207L86 206ZM209 205V206H208ZM213 205H215L214 207L215 208H217V209H215V212H214V210H212V208H213ZM216 205H217V207H216ZM220 207H222V209H220L219 208V206ZM8 208H7V207ZM14 206L17 208V209H15L14 208ZM74 206H75V209H73L74 208ZM107 206V207H106ZM197 206H199V207H197ZM229 207V208H227L226 209V207ZM238 206V207H237ZM49 207V208H48ZM77 207L79 208L78 209V211H80V210H82V211H85V212H83V213H86L87 212V210H88V214L90 215H88V214H86V218H88V220L85 218V216H84V214L82 213V211H80V214H83L82 216L83 217H80L78 220L76 219V217L75 216H77L78 214H79V212L77 211ZM82 207H85V208H83V209H80V208H82ZM90 208V209H87V208ZM94 207H95V209L98 211V214L97 215H99V216H97L96 215V213H94V212H97L95 209H94ZM235 207V209L234 210H232V212H230V210L229 209H231V208H234ZM91 208H93L92 210H91ZM101 208H102V210H104L103 212H104V214L103 215H101V213H102V211H100L101 210ZM115 208V207H114ZM197 208H198V210H199V212H198V210H197ZM22 209V210H21ZM41 209V210H40ZM42 209H43V211H42ZM66 209L68 210L69 209V212L68 213H70V214H67V212H66ZM85 209V210H84ZM214 209V208H213ZM218 209H220V212H222L223 214L224 213H228L227 215H224V219L221 221L220 219H222V215H219V210ZM224 209V210H223ZM240 209V210H239ZM7 212H6V211ZM15 210L18 212L19 211V213H21V214H18V213H16L15 212ZM73 210V211H72ZM89 210H90V212H91V214L89 213ZM107 210V211H106ZM109 210V211H108ZM216 210H218V211H216ZM229 210V211H228ZM238 210H239V212H238ZM4 211V212H3ZM13 213L14 212V214H12V215H15V213H16V216H12L10 213L11 212ZM40 211H42L41 213H40ZM65 211V212H64ZM71 211V212H70ZM75 211H77L76 212V214L77 215H75ZM94 211V212H93ZM155 211H159V209L158 210H155ZM162 211V212H161ZM187 211V210H186ZM211 211H213V212H211ZM224 211H226V212H224ZM228 211V212H227ZM218 212V213H217ZM235 212H236V214H235ZM95 214V215H92V214ZM100 213V214H99ZM158 213V214H157ZM164 213V214H163ZM170 213V214H169ZM9 214V215H8ZM17 214H18V216H17ZM71 214H74V215H71ZM122 214V215H121ZM145 214V215H144ZM156 214V215H155ZM19 215H21V216H19ZM24 215V216H23ZM25 215H27V217H25ZM65 215H66V217H67V219H66V217H65ZM68 215V216H67ZM93 216V220H94V218L97 216L98 218L100 217H102V216H105V217H102L101 218V220H100V218L98 219L99 221H100V223H102L103 225V227H100L99 228V226H101V224L99 225L98 224V220L95 218V220L97 221V223L96 224H98L96 227H97V230H101V232H98L97 230V232L95 231V233H94V229H93V231H92V229H91V227H92V224H93V221H91V220H89L90 218H92V216ZM112 219L111 220V222H110V224H109V222H108V216ZM126 215H128V217L126 216ZM149 215V216H148ZM151 215H152V217H151ZM158 215V216H157ZM167 215H168V217H167ZM216 215V216H215ZM218 215H219V217H218ZM8 216H11V217H8ZM31 216V217H30ZM35 217V219L33 218V217ZM73 216L75 217V220H76V222H77V224H75V225H77V226H73V224L74 223H76V222H74L75 220H72V219H70V218H73ZM106 216H107V219H106ZM129 216H130V218H129ZM143 216V217H142ZM147 216H148V218H147ZM155 216V217H154ZM173 216H176L175 217V219L173 220L172 218H174ZM226 216V217H225ZM15 217V218H14ZM19 217V218H18ZM20 217L22 218L21 220L22 221H24V222H22L21 220H20ZM24 217V218H23ZM29 217V218H28ZM78 217V216H77ZM128 219H127V218ZM151 217V218H150ZM164 217H166V219L168 220V218H171L172 219V221L174 222V221H176L177 220V222L179 223V221H180V223L178 224L177 223V225H176V223L174 222V223H172L171 222V220L169 219L168 221H165L166 219H164ZM213 217H215V219L217 220V217H218V220H217V222L219 221V223H220V221H221V224L223 223V222H225V223H223V226L222 225H220V224H218L217 222H216V220L213 218ZM228 217V218H227ZM11 218V219H10ZM17 219L16 221L14 220V219ZM26 218V219H25ZM33 218V219H32ZM81 218H82V220H83V218H85L84 220H83V223H82V221H81ZM143 218L146 220H143ZM197 220H196V219ZM28 219H29V221H28ZM74 219V218H73ZM158 219H160V220H162V222L159 220L158 221ZM194 219V220H193ZM214 219V220H213ZM13 220L15 221V222H13ZM26 220L28 221V223L26 222ZM33 220V221H32ZM37 220H38V223H36L37 222ZM68 221V224H70V225H68L67 224V222L66 221ZM70 220H72V221H70ZM85 220L86 221H88L89 223L88 224H90L91 226H87L88 228H90V230L88 231V230H86L87 231V234L89 233H94V235H92V234H90V235H92V238H94V241L96 240V243L98 244V243H100L99 241H101V246H97V248H96V243L95 242H91V244L92 243H95V244H92L91 246H89L87 243V246H86V244H85V246L84 247H87L88 249V252L85 250V248L84 249H82L83 248V243L81 242L82 240H80V233H78V231H79V229H78V227L79 226H81V225H84V223H85ZM94 220V223L96 222ZM154 220V221H153ZM182 220H185V222L188 220V223L186 222V224H185V222L184 221H182ZM34 222V223H32V222ZM36 221V222H35ZM69 221H70V223H69ZM106 221V222H105ZM149 221H151V222H149ZM158 221V222H157ZM164 221V222H163ZM182 221V222H181ZM190 221V222H189ZM195 221V222H194ZM198 221V222H197ZM199 221L201 222V223H199ZM207 221H209V222H207ZM210 221H211V223H210ZM213 221V222H212ZM13 222V223H12ZM18 222V223H17ZM21 223V225H20V223ZM29 222H30V224H29ZM90 222H92V223H90ZM108 222V223H107ZM156 224H155V223ZM166 222V223H165ZM168 222H169V225L171 224L172 225V227L175 225L176 226V228L177 227H179L180 228V231H181V228H182V230L184 231L185 229H186V231L187 232H190V236L189 237H192V238H194V242H195V245H197L198 247L196 248L197 250H196V252H195V248H193L192 247V249H191V247H190V250H189V248L187 249V248H184V247H180L179 246V244H178V246H179V249H178V251L176 250L177 248H178V246H177V248L175 249L176 251H174V252H178L179 253V255H175L172 251H173V249H172V245H173V243L175 244V245H177V241H179V240H176V237H175V235L178 237L179 235H182V232H177L178 234L179 233H181V234H179V235H177V233L175 234L174 233V235L173 236H170V238H168L169 236L167 235V234H171V232L170 231H172V230H174V228H175V226H174V228H172V230L169 228L170 226H168ZM194 222V223H193ZM217 223V225H219V226H217V225H215L216 223ZM6 223V224H5ZM16 225H15V224ZM23 223H25V224H23ZM72 223V224H71ZM87 223V222H86ZM106 223L107 224H109L110 226H112L113 228L112 229H110V228H108L107 227V225H106ZM154 223V224H153ZM157 223H163L162 224V228L160 229V226H161V224H160V226H159V224H157ZM182 223V224H181ZM195 223H196V226L197 227H195L196 229L198 228V226L200 227L199 229H201V227L202 226H204L203 224H207V225H205V227H208V229L207 228H203L202 227V230L201 231H199V229H197V234H194L195 232H194V230H196V229H193V225L195 226ZM213 223V224H212ZM215 223V224H214ZM28 224V225H27ZM34 224V225H33ZM65 224H66V226H65ZM87 224V225H88ZM95 224V225H96ZM104 224L106 225L105 227H104ZM166 224H167V227L168 228H166ZM181 224V225H180ZM199 224V225H198ZM208 224L209 225H211L210 227H214V228H210L209 226H208ZM10 225H12V226H10ZM71 225H72V227H71ZM153 225H158V226H156L157 227V229L159 228V230L158 231H156V227L155 226H153ZM202 225V226H201ZM225 225V226H224ZM0 226L1 227H3L2 226V224H1V222H0ZM16 226V227H15ZM20 226V227H19ZM24 226L26 227V226H28V227H26V228H24ZM31 226V227H30ZM153 226V227H152ZM216 226L218 227V228H216ZM226 226H227V228H229L230 230H232L231 231V233L233 234V235H231V233H229V229L227 230V228H226ZM10 227V228H9ZM14 227H15V230H14ZM83 227V226H82ZM118 227V228H117ZM155 227V228H154ZM19 228H20V230H19ZM24 230H23V229ZM29 228V229H28ZM60 228H61V230H60ZM64 228V229H63ZM70 228L72 229V231H70ZM76 228H77V230H76ZM116 228V229H115ZM120 228V229H119ZM179 228H177V231L179 230ZM183 228H185V229H183ZM216 228V229H215ZM11 229V230H10ZM14 230V232L12 233V231ZM18 229V230H17ZM21 229H22V231H21ZM28 229V230H27ZM30 229H32V231L30 230ZM66 229V230H65ZM69 229V230H68ZM73 229H74V231H73ZM80 229H82V228H80ZM103 229H105V231L103 232ZM106 229H108V231H109V233H111L110 234V237L107 239L106 237H108L109 236V234L108 233H106ZM110 229V230H109ZM119 229V230H118ZM167 229V230H166ZM170 229V230H169ZM212 230V232L211 233H209L208 231L209 230ZM221 229V230H220ZM4 230V231H3ZM9 230H10V232H9ZM26 230V231H25ZM34 230V231H33ZM76 230V231H75ZM116 230H118V231H116ZM120 230H122L121 232H120ZM163 230H165V231H163ZM206 230H208L207 232H206ZM210 230V231H211ZM214 230V231H213ZM216 230H217V232H216ZM220 232H219V231ZM224 230H227V232L226 231H224ZM6 231V232H5ZM28 231H30V232H28ZM37 231V232H36ZM62 231V232H61ZM68 231H70V232H68ZM86 231H85V233H86ZM107 231V232H108ZM167 231H169V233L167 232ZM186 231H185V233H183L184 235L183 236H185V234H186ZM202 231L203 232H205L204 234L202 233ZM222 231V232H221ZM224 231V232H223ZM1 232H0V236H1ZM7 232H9L8 234H12V235H10L11 236V238L13 239V242L10 240L11 238H10V236L7 238V236H8V234H7ZM15 232H17V233H15ZM25 232H28V233H25ZM31 232H33V235L34 236H32V234H31ZM61 232V233H60ZM69 234H68V233ZM73 232V233H72ZM75 232H77V235H79V236H77L76 235V233ZM115 232V233H114ZM159 232H161V233H159ZM194 232V233H193ZM219 232V233H218ZM226 232V233H225ZM15 233V234H14ZM19 233L21 234V236L22 235H29V236H24L23 238L19 235ZM37 233V234H36ZM64 234V235H61V234ZM102 235H101V234ZM105 233V234H104ZM155 233H159L158 235L157 234H155ZM214 233H216L217 235H216V237H214ZM222 233H223V236H222ZM7 234V235H6ZM74 234V235H73ZM87 234H85V235H83L84 237L87 235ZM132 234V235H131ZM154 234H155V236H154ZM172 234H173V231H172ZM189 234V233H188ZM210 238V239H212V240H210V241H208L209 240V238L206 236V235ZM218 234H219V236H218ZM225 234V235H224ZM226 234H228V235H226ZM14 235V236H13ZM17 235V236H16ZM57 235V236H56ZM59 235V236H58ZM66 235H68V236H66ZM71 237H70V236ZM98 235H100V236H102V237H99ZM105 235V236H104ZM157 235V236H156ZM163 235V236H162ZM167 235V236H166ZM1 236V237H2ZM20 238H19V237ZM54 236H56V237H58L57 239H56V237H54ZM73 236L75 237V239H76V241L74 240V239H72L73 238ZM95 236H98L97 238L95 237ZM188 236H186V237H188ZM204 236H206L205 238H204ZM233 236V237H232ZM29 237H31V239H32V241L30 240V238ZM59 237H60V239H59ZM63 237H64V239H66V238H68V237H70V239H68L67 241L66 240H64L63 239ZM77 237H79L78 239H77ZM113 237H116V238H113ZM134 237H135V239H134ZM171 237H173V239L176 241H173V243H171ZM229 237V238H228ZM4 238H5V240H4ZM9 239L11 242H9V241H6L7 239ZM18 238H19V240H21L22 241V243H21V241H19L18 240ZM22 238V239H21ZM28 238H29V240H28ZM53 238L56 240H54L55 242H54V244H56V243H58L56 246L53 244ZM98 238H102V239H100V240H98V242H97V239ZM158 238V239H157ZM160 238V239H159ZM181 238V236H179V238H177V239H180ZM185 238V237H184ZM197 238H199L200 240H202L203 242H201L199 239V241L197 240ZM207 238H208V240H207ZM214 238H216L215 240L217 241L218 240V242H217V244H215V245H217V246H215V248H214V246H212L213 244H214ZM23 239H26V240H24V242L26 241L27 243H24L23 242ZM105 239V240H104ZM109 239H111V240H109ZM170 239V240H169ZM16 240V241H15ZM18 240V241H17ZM62 240V241H61ZM106 240H107V242H106ZM156 240V241H155ZM160 240H161V242H163L162 244H161V242H160ZM164 240V241H163ZM2 241V242H1ZM6 241V242H5ZM15 241V242H14ZM61 241V242H60ZM63 241H66V242H64L63 243ZM109 241V242H108ZM112 241L115 243V246L114 245H112L111 243H112ZM136 241V242H135ZM144 241V242H143ZM149 241V242H148ZM152 241H153V243H152ZM158 241H159V244H158ZM169 241V242H168ZM198 241V242H197ZM207 241V242H206ZM213 241V242H212ZM216 241H215V243H216ZM16 242L17 243H19V245L18 244H16ZM29 242V243H28ZM52 243L51 245H52V247L51 246H49L50 244L49 243ZM70 242H72V243H70ZM74 242V243H73ZM104 242V243H103ZM111 242V243H110ZM201 242V246H200V243ZM208 242H212L211 244L209 243L208 244ZM222 242H224V243H222ZM226 242V243H225ZM228 242L230 243V245L228 244ZM4 243L6 244V243H8L9 245L6 247V245H4ZM24 243V244H23ZM59 243H60V245H59ZM66 243H69V245L68 244H66ZM76 243V244H75ZM78 243V244H77ZM89 243V242H88ZM144 245H143V244ZM147 243V244H146ZM202 243L204 244V246L202 245ZM207 243V244H206ZM14 244H15V246H14ZM20 244H22V245H24V247H26L27 245V249L26 248H24L22 245L20 246ZM26 244V245H25ZM74 244H75V246L76 247H73L74 246ZM90 244V243H89ZM106 244V245H105ZM107 244H109L108 245V247H106L107 246ZM141 244V245H140ZM149 244V245H148ZM162 246H161V245ZM165 244H166V247H165ZM46 245H47V248H45L46 247ZM71 245H72V248H74L73 250L74 251H76V252H74L73 251V253H71L72 251H70V250H72V248H71ZM80 245V246H79ZM81 245H82V247H81ZM147 245V246H146ZM158 245V246H157ZM169 245L171 246L170 247V249L168 248L169 247ZM175 245L173 246V247H175ZM194 245V247H196ZM205 245H206V248H205ZM225 245H229V248H228V246H226L225 247ZM5 246V247H4ZM13 248H12V247ZM49 246V247H48ZM53 246H55V247H53ZM63 248H62V247ZM65 246V247H64ZM79 246V247H78ZM103 246V247H102ZM111 246H113V247H111ZM116 246H117V248H116ZM129 246V245H128ZM154 246V247H153ZM160 246H161V248H160ZM208 246V247H207ZM210 246H212L213 247V249H212V247H211V249H212V251L209 249V247ZM14 247H15V249H14ZM50 247H51V249L52 248H54V254H55V250L57 249L56 247H58V251L56 252L57 254L56 255H58V257H53V251H51V250H49L50 249ZM68 247H70L71 249H67ZM78 247V250L76 249ZM95 249H94V248ZM115 247V248H114ZM136 247V248H135ZM153 247V248H152ZM165 247V248H164ZM7 248H8V250H9V248H10V252L7 250ZM23 248V249H22ZM82 249V252H84L83 254H82V252H81V249ZM93 248V249H92ZM105 248H108L107 250L105 249ZM156 248V249H155ZM163 248V249H162ZM166 248H167V250L168 251H166ZM202 249V250H204V251H202V250H200V249ZM208 248V249H207ZM225 248H227L228 249V251L229 252H227V249H225ZM3 249H6L5 251L3 250ZM25 249H26V251H25ZM48 249V250H47ZM76 249V250H75ZM89 249H90V252H92V251H95L96 249H102V251L100 250V251H98V252H96V255H94V252L93 253H90L89 252ZM105 249V252H106V254L104 253V250ZM115 249V250H114ZM138 249V250H137ZM165 249V251H163ZM182 249H185V250H182ZM194 249V250H193ZM206 249V250H205ZM215 249V250H214ZM218 249V250H217ZM12 250V251H11ZM18 250V251H17ZM24 250V251H23ZM33 250V251H32ZM36 250H38V251H36ZM41 250V251H40ZM42 250H47V251H42ZM84 250V251H83ZM143 250H145V251H143ZM153 250V251H152ZM155 250V251H154ZM169 250H171V252L172 253H170L169 252ZM187 250V251H186ZM208 250V251H207ZM214 250V251H213ZM3 251H4V253H3ZM17 251V252H16ZM20 251H21V253H22V255L20 254ZM51 251V252H50ZM68 251H70V252H68ZM86 251V252H85ZM107 251H109V252H107ZM116 251V252H115ZM151 251V252H150ZM161 251V252H160ZM163 251V252H162ZM189 251V252H188ZM190 251H192V254L190 253ZM193 251H194V253H193ZM197 251H198V254H197ZM202 251V252H201ZM206 251V252H205ZM210 251V252H209ZM218 251V255H216L215 254V252H217ZM10 254V257L12 258L11 259V261H9V259H10V257L8 256V254ZM14 252H16V253H14ZM19 252V253H18ZM28 254H27V253ZM33 252H34V254H33ZM101 252H102V254H105V255H101ZM113 252V253H112ZM143 252V253H142ZM166 252H168L170 255H167V253ZM200 252V253H199ZM205 254H204V253ZM213 254H212V253ZM224 252H226V254L224 253ZM3 253V254H2ZM13 253H14V255H13ZM24 253H26L25 254V256H24ZM38 253V254H37ZM70 253H71V255H70ZM77 253V254H76ZM88 253V255L86 256V254ZM99 253V254H98ZM110 253L112 254V255H110ZM157 253V254H156ZM163 253H165L166 254V257H168V259L165 261V259H166V257H164L165 256V254L163 255ZM203 254V255H201V256H204L205 257V259H204V257L202 258L203 260H205V261H200V259L201 258H199L200 257V255L199 254ZM206 253H209V254H207L206 255ZM2 254V255H1ZM17 254H19V256H17ZM32 254H33V256H32ZM42 256H41V255ZM43 254H45L44 255V257H43ZM46 254H48V255H46ZM60 254V255H59ZM107 254H109V255H107ZM149 254V255H148ZM151 254V255H150ZM152 254H153V257H152ZM155 254V255H154ZM159 254H161L160 255V257H158L159 256ZM194 254V255H193ZM228 254V255H227ZM5 255V256H4ZM11 255H13V256H11ZM26 255L28 256V255H30V256H32V258L30 257V258H27L26 257ZM37 255V256H36ZM51 255V256H50ZM55 255V256H56ZM89 255H90V257H89ZM94 255V256H93ZM100 256L99 258H98V256ZM146 255H148V260L151 258H153L154 260L155 259H157L156 261H154V262H152V263H149V262H151V259L149 260V261H146L147 260V257H146ZM158 255V256H157ZM162 255H163V257H164V260L162 259L163 257H162ZM173 256L172 258L174 259V257H175V259L172 261L171 260V258H169L170 256ZM216 255V257L215 258H217V256H218V259H216V260H213V259H215L214 258V256ZM39 256H40V258L41 257H43V258H39ZM46 256H48L49 257V259H47L46 258ZM75 256V257H74ZM102 256V257H101ZM107 256V257H106ZM114 256V255H113ZM112 256V257H113ZM142 256H144V258L145 259H143L142 260ZM151 256V257H150ZM210 256H211V258H210ZM5 257V258H4ZM8 257V258H7ZM23 257V258H22ZM26 259H25V258ZM51 257V258H50ZM52 257L54 258L53 260H52ZM83 257H86V259H84ZM96 257V258H95ZM106 257V258H105ZM158 257V258H157ZM206 257H209L208 259H209V261L207 262V260H206ZM36 258V259H35ZM46 258V259H45ZM60 260H59V259ZM66 259L65 261L63 260V259ZM77 258V259H78ZM88 258H89V260H88ZM90 258H93V259H90ZM101 258V259H100ZM198 258V259H197ZM213 258V259H212ZM27 259H29L32 263H30V261H28L27 262ZM35 259V260H34ZM68 259V260H67ZM153 259H152V261H153ZM169 259L172 261V262H170L169 261ZM211 259V260H210ZM0 260V263L1 264H4V262H2ZM33 260V261H32ZM43 260H44V262H43ZM54 260H58V261H54ZM70 260V261H69ZM72 260H74L73 262H72ZM79 261H80V259H78ZM86 260H88L87 262H86ZM90 260H91V262H90ZM94 261V262H96V263H98L99 264V261ZM139 260H140V263H139ZM178 260V261H179ZM187 260H189V261H187ZM194 260V261H193ZM213 260V261H212ZM61 261V262H62ZM68 261H69V263H68ZM79 261H77L76 262V264H82V262L80 261V263H79ZM141 261L142 262H144V263H141ZM162 261V262H161ZM167 261H169V262H167ZM179 261V262H180ZM199 261V262H198ZM27 262V263H26ZM51 262V263H50ZM58 262V263H57ZM63 262H62V264H63ZM93 262V264H95ZM104 262H105V260H104ZM178 262V264H181V262L179 263ZM192 262V263H191ZM36 263V264H37ZM201 263V264H202ZM174 264V263H173ZM177 264V263H176Z\"/></svg>",
  "mask_w": 264,
  "mask_h": 264
},
{
  "label": "bare ground",
  "instance_id": "6f19581e",
  "mask_svg": "<svg viewBox=\"0 0 264 264\" xmlns=\"http://www.w3.org/2000/svg\"><path fill=\"white\" fill-rule=\"evenodd\" d=\"M2 1H3V0H2ZM2 1H1L0 4L3 3ZM5 1H6V0H5ZM5 1H4V2H5ZM8 1H9V0H8ZM10 1H13V0H10ZM15 1H17V0H15ZM15 1L12 2V4L15 3ZM52 1H54V0H52ZM60 1H61V0H60ZM69 1H70V0H69ZM71 1L74 3L73 0H71ZM92 1H94V0H92ZM92 1H91V0H80V5L77 4V3H79V2H76V4L78 5V7H80V9H79L80 13H79V14H80V16H81V18H82V19L80 20V17H79V20H80L81 22H82V20H83L84 22H88V24H89L90 26H92V29H93V25H94V27L97 26V29H98L99 26H100V24H101V21L103 20L102 17L104 16V14H106V12L112 13V14L116 17V18H114V19L117 21L118 24L120 23L121 25H125L126 23H124V22H125L126 20H128V19L130 20V18L132 19V17H133L132 15L136 12V10H139L138 5H139V1H140V0H115V3H114L113 6H111V5H110V7H106V6H105L106 8L103 7V6H101V8H102V7H103V8H102L101 10H99V13H97L98 16H96L97 14L94 15V13L98 12V11H95V10L98 9V8H97V7H96V8L93 7L94 2H93V4H92ZM95 1H96V0H95ZM105 1H108V0H103V1H100L99 3L102 4L101 2L104 3ZM166 1H167V0H166ZM166 1H165V2H166ZM171 1H172V0H170V2H171ZM174 1L176 2L177 0H174ZM179 1H182V2H183L184 0H178V3H179V4H182V2L180 3ZM217 1H219V2L221 3L220 0H217ZM217 1H216V0H190L191 3H189V4H190V8H189V10H190L191 16H192L193 18L195 17V21H196L195 26H193V25H191V24H188V25L193 26L192 28L190 27V30H189V27H188V29H187L186 26L182 25L183 23H182V24H180V23H177V24H176L177 27L180 28V30H181V29H182V30H186V29H187V30H189V32H190L191 30H193V31H192V32H193L192 34H193V36H194L193 39H195V40H194L195 42H194L193 44H194L196 47L193 46V47L191 48V51L186 50L187 48H190V47H191L190 45H189L190 47H186V48L184 47L185 50L183 49V51L181 52L182 54H184V55H182V57L185 56V57H184L185 59H184V58H183V59L186 60V58H188V60H190V61H187V62H190V64H192V61H193V62H196V64H197V63H198V64H199V63H200V64L203 63L204 65H206V66L208 67L207 72H208L209 76H210L211 74L214 75V74H215L214 72H216V71H213L214 74H213V73H210L211 71H208V70H210V69H214V66H212L210 63H208V62L205 61V59H206V55H207V52L210 50V48L207 47V52L205 53V52H204V51L206 50V49L204 48L205 46H200V45H207V46H208V44L211 42V43H215V45H218V46L221 45V46H219V47H221V48H222V46H224V51H225V50L227 51L228 47H229V46H232L233 49H235V50L233 51V53H230V54H228V55H230L231 57H232L233 54H234V56H237V55H235L234 52L236 51V53L239 54L240 52H237V51H241V49H242V51H243V49H244V47H243V46H244V43H243V45L240 44V45L242 46V47L239 46L240 49L238 48V43H237V42H235V43H237V44L234 43V41H237V38L235 37L236 34H237L236 31H235L236 27L240 26V27H241L240 29H241L242 33H245L246 31L248 32V31H249V28L251 27L253 30L250 29V30H252V31H250L249 33H252V32L254 31L253 36H255V37H258V36L261 34V31H262L261 29H263L262 26H261V27H260V31L258 30V24H257V23H258V20H256L255 18H253L254 15H253V17H250V16H248V15H247V17H246V15H245V16H244V20H245V21H241V18H242L241 15L243 14V10H242V8H244L243 6H248V8H249V11H248V12H250V10H252V8L255 9L256 6H255L254 4L252 5V1H250V0H225V1H224V2H225V5H223V6H222V4H221V6H217V3H218ZM255 1H256V0H255ZM260 1H261L260 4L263 5V7H264V2H262V1H264V0H260ZM29 2H30V1H29ZM37 2H38V1H37ZM37 2H36V3H37ZM42 2H44V0H43ZM72 2H70V3L67 5V4H66V1H65V4H66L65 7L67 6V7H66L67 9L72 8V4H73ZM146 2H148V1H146ZM146 2H145V3H146ZM151 2H152V1H151ZM163 2H164V1L162 0V3H163ZM170 2L168 1V4H169V5H170ZM175 2H173V3L171 2V3L174 4ZM215 2H217V3H215ZM224 2L222 1L223 4H224ZM16 3H18V2H16ZM21 3H22V2H21ZM24 3H25V2H24ZM27 3H28V2H27ZM30 3H31V2H30ZM56 3H57V2H56ZM95 3H97V2H95ZM99 3H98V4H99ZM105 3H106L105 5H107L108 3H112V1H111V2L108 1V2H105ZM178 3H177V5H178ZM186 3H188V1H187ZM255 3H256V2H255ZM38 4H39V3H38ZM98 4H97V6H98ZM146 4H147V3H146ZM159 4H161V2H159ZM166 4H167V3H165V5H166ZM183 4H184V3H183ZM199 4H201L200 6H202V11H203V12H202L201 14H199V11H200V10L198 11V9H199L198 6H199ZM218 4H219V3H218ZM260 4H259V5H260ZM2 5H3V4H2ZM20 5H21V4H20ZM25 5H26V4H25ZM33 5H34V4H33ZM150 5H151V4H150ZM150 5H149V6H150ZM163 5H164V4H163ZM177 5H176V6H175V5H172V6L170 5V6H171V9H172L173 6L177 7ZM12 6H14V5H12ZM22 6H23V5H22ZM95 6H96V5H95ZM108 6H109V5H108ZM144 6H145V5H144ZM167 6H168V5H167ZM170 6H169V7H170ZM2 7H3V6H2ZM2 7H0V9H2ZM16 7H17V6H16ZM20 7H21V6H20ZM30 7H31V6H30ZM34 7H35V6H34ZM34 7H33V8H34ZM40 7H41V6H40ZM44 7H45V5H44ZM44 7H43V8H44ZM53 7H55V6H53ZM58 7H59V6H58ZM75 7H76V5H75ZM78 7H77V8H78ZM131 7H132V9H131ZM146 7L148 8V6H146ZM146 7H145V8H146ZM169 7H168V8H169ZM178 7H179V9L177 8V9H175V11H176V10H178V11L180 10V6H178ZM228 7H230V9H231L232 12H231L230 10H228ZM258 7H259V6H258ZM263 7H260V8H259V12L261 11L260 9H262ZM24 8H25V7H24ZM24 8H23V12L26 11V10L24 11ZM33 8H32V9H33ZM35 8H36V7H35ZM35 8H34V9H35ZM43 8H42V9L40 8L42 12H44L43 10L45 9V8H44V9H43ZM49 8H50V7H49ZM51 8H52V7H51ZM62 8L64 9V7H62V5L60 4V9L62 10ZM133 8L135 9V11L133 10ZM145 8H144V9H145ZM147 8H146V9H147ZM162 8H163V6H162ZM166 8H167V7H166ZM166 8H165V10H166ZM168 8H167V9H168ZM16 9H17V8H16ZM34 9H33V10H34ZM38 9H39V8H38ZM58 9H59V8H57V10H58ZM75 9H76V8H75ZM75 9H74V11H75ZM94 9H95V10H94ZM128 9H129V12H131L130 9L133 10L132 15H131V13L129 14V15L132 16V17H130V18H127V17H128V13H129V12H128ZM146 9H145V10H146ZM152 9H153V8H152ZM21 10H22V9H21ZM36 10H37V8H36ZM55 10H56V7H55ZM55 10H54V8H53V11H54V12H52V13H53L54 16H55V12L57 11V10H56V11H55ZM93 10H94L95 12H94ZM147 10H148V9H147ZM147 10H146V11H147ZM162 10L164 11V8H163ZM169 10H170V9H169ZM262 10H263V9H262ZM0 11H2V10H0ZM3 11H4V9H3ZM8 11H9V10L6 9V12H8ZM10 11H11V10H10ZM12 11H13V10H12ZM17 11H18V10H17ZM19 11H20V8H19ZM34 11H35V10H34ZM37 11H38V10H37ZM39 11H40V10H39ZM39 11H38V14H39ZM45 11H46V10H45ZM48 11H49V9H48ZM66 11H67V10H66ZM71 11H72V10H71ZM76 11H78V10H76ZM100 11H101L102 14L100 13ZM141 11H142V10H141ZM149 11H150V10H149ZM263 11H264V10H263ZM263 11H262V14H264ZM42 12H41V13H42ZM57 12H58V11H57ZM57 12H56V13H57ZM93 12H94V13H93ZM159 12H160V10H159ZM216 12H219V14H218L216 17H214V14H215ZM244 12H245V11H244ZM248 12H247V13H248ZM253 12H255V11H253ZM11 13H12V12H11ZM28 13L30 14V12H28ZM31 13H32V11H31ZM36 13H37V12L35 11V14H36ZM41 13H40V14H41ZM49 13H51V11H50ZM49 13H48V14H49ZM58 13H59V12H58ZM58 13H57V16H58ZM139 13H140V12H139ZM142 13H143V12H142ZM148 13H149V12H148ZM165 13H167V10H166V12L164 11V14H165ZM176 13H177V12H176ZM233 13H234V14L236 13V14H237V15H236L237 17H239L238 15L241 14V15H240L241 18H237L235 15H233ZM2 14H3V13H2ZM46 14H47V13H46ZM61 14H62V11H61ZM63 14H64V13H63ZM245 14H246V13H245ZM260 14H261V13H260ZM262 14H261V15H262ZM50 15H51V16H50ZM59 15H60V14H59ZM74 15H75V13H74ZM102 15H103V16H102ZM113 15H112V16H113ZM125 15L127 16V17H126V18H127L126 20H125V18H123ZM136 15H137V14H136ZM151 15H152V14H151ZM155 15H156V14H155ZM158 15H159L158 17L161 16L160 13H158ZM258 15H259V13H258ZM4 16H5V14H4ZM46 16H47V15H46ZM57 16H56V17H57ZM78 16H79V15H78ZM107 16H109V14H107L105 17H107ZM134 16H135V15H134ZM255 16H256V15H255ZM262 16H263V15H262ZM48 17H49V18H52L53 16H52V14H49ZM48 17H47V18H48ZM165 17H166V16H165ZM171 17H172V16H171ZM257 17H258V16H257ZM263 17H264V16H263ZM3 18H4V17H3ZM30 18H31V17H30ZM47 18H46V19H47ZM49 18H48V19H49ZM138 18H139V17H138ZM140 18H141V16H140ZM155 18H157V17L155 16ZM167 18H168V17H167ZM172 18H173V17H172ZM204 18L207 20V22H205L204 20H202V19H204ZM258 18H259V17H258ZM260 18H261V17H260ZM4 19H5V18H4ZM44 19H45V18H44ZM53 19H54V18H53ZM73 19H74V18H73ZM76 19H77V18L75 17V20H76ZM109 19H110V18H109ZM142 19H143V18H142ZM261 19H262V18H261ZM10 20H11V19H10ZM16 20H17V19H16ZM100 20H101V21H100ZM104 20H106V18H105ZM112 20H113V18H112ZM136 20H137V19H136ZM136 20H134V21H136ZM150 20H151V19H150ZM18 21H19V20H18ZM35 21H36V20H35ZM49 21H50V19H49ZM107 21H108V20H106L105 22L107 23ZM109 21H110V20H109ZM109 21H108L107 24H109L110 22H111V23L114 22V21H110V22H109ZM130 21H131V20H130ZM148 21H149V20H148ZM157 21H158V22H157ZM157 21H156V23H159V20H157ZM160 21H161V19H160ZM259 21H260V20H259ZM16 22H17V21H16ZM32 22H33V21H32ZM32 22H31V23H32ZM51 22H52V21H51ZM73 22H74V21H73ZM75 22H76V21H75ZM77 22H78V21H77ZM143 22H144V20H143ZM143 22H141V24H142ZM150 22H151V21H150ZM175 22H176V21H175ZM175 22H174V23H175ZM177 22H178V21H177ZM179 22H180V21H179ZM5 23H6V22H5ZM8 23H9V22H8ZM8 23H7V24H8ZM13 23H14V22H13ZM31 23H30V24H31ZM36 23H37V22H36ZM59 23H60V22H59ZM79 23H80V22H79ZM82 23H83V22H82ZM90 23H92V24H90ZM122 23H123V24H122ZM127 23H128V22H127ZM129 23H130V22H129ZM145 23H146V22H145ZM151 23H152V22H151ZM161 23H162V22H161ZM242 23H244V25H243ZM34 24H35V23H34ZM115 24H116V22H115ZM118 24H116V25L118 26ZM130 24H132V23H130ZM193 24H194V23H193ZM4 25H5V24H4ZM10 25H11V24H10ZM10 25H9V26H10ZM13 25H15V24H13ZM27 25H29V24H27ZM59 25H61V24H59ZM82 25L84 26V23L81 24L80 26H82ZM89 25H87V26L90 27ZM109 25H110V24H109ZM121 25H120V26H121ZM136 25H137V24H136ZM158 25H159V24H158ZM158 25H157V26H158ZM166 25H167V23H166ZM188 25H187V26H188ZM2 26H3V25H1V27H2ZM9 26H6V27L4 26L3 28L6 29V28L9 27ZM17 26H18V28H19V25H18V24H17ZM24 26H25V25H24ZM24 26H23V27H24ZM36 26H37V24H36ZM55 26H56V27H55V30H58V29H56V28L58 27V24L55 25ZM83 26H82V27H83ZM103 26H104V24H103ZM110 26H111V25H110ZM112 26H114V25H112ZM117 26H116V27H117ZM126 26H127V24H126ZM132 26H133V25H132ZM134 26H135V25H134ZM153 26L155 27V24H153ZM157 26H156V27H157ZM246 26H247V27H246ZM1 27H0V30H1ZM26 27H27V26H26ZM28 27H30V26H28ZM61 27H62V26H61ZM74 27H75V26H74ZM84 27H85V26H84ZM114 27H115V26H114ZM116 27H115V28H116ZM121 27H123V29L125 28V26H121ZM128 27H129V26H128ZM150 27H151V26H148V28H150ZM156 27H155V28H156ZM33 28H34V25H33V23H32V28H31V30H32ZM36 28H37V27H36ZM36 28H35V29H36ZM66 28L69 29V27H66ZM71 28H73V26L70 27V29H71ZM104 28H105V26H104ZM133 28H134V27H133ZM133 28L131 29V31L133 30ZM136 28H137V27H136ZM140 28H141V26H140ZM148 28H147L146 30H148ZM173 28H176V27H175V24H174ZM238 28H239V27H238ZM5 29H4V30H5ZM11 29H15V28L12 27ZM16 29H17V28H16ZM16 29L14 30V33H15ZM28 29H29V28H28ZM53 29H54V28H53ZM60 29H61V28H60ZM68 29H66V31H67ZM70 29H69V30H70ZM73 29H74V28H73ZM73 29H71V31H73ZM87 29H88V28H87ZM87 29H85V28L82 29L81 27H79V25H77L75 31L77 30V31H82L81 33H83V32L86 33V32H87V31H86ZM99 29H100V28H99ZM106 29H107V28L102 29V30L100 29L99 32H102V31L104 30V32H102V34H103V33L105 34ZM110 29H111V28H109V31H110ZM118 29H120V31H121V28L118 27V28L116 29V32L119 31ZM126 29H127V27H126ZM160 29H161V28L158 27L157 30H159V31L161 32L162 29H161V30H160ZM163 29H164V28H163ZM18 30H19V29H18ZM18 30H17V31H18ZM20 30H21V29H20ZM20 30H19L18 33H16V34H19V40L23 43V44H22V43H21V44H22L23 46H25V45L27 46V45H28V41L30 40V38H29V40H28V38H26V32H27V31H26V32H21ZM47 30H48V27H47ZM49 30H50V29H49ZM51 30H52V29H51ZM89 30H91V28H90ZM93 30H94V29H93ZM95 30H96V29H95ZM95 30H94V31H95ZM117 30H118V31H117ZM149 30H150V29H149ZM154 30H155V29H154ZM173 30H177V29H173ZM180 30H178V31H180ZM10 31H11V30H10ZM32 31L35 32L34 29H33ZM37 31H38V30H37ZM109 31H106V32L110 33L111 35H110V34H108V35H110V36L112 37V36H113L112 34H114V33H111L112 30H111L110 32H109ZM114 31H115V29H114ZM114 31H113V32H114ZM126 31H128V34H129V29L126 30ZM141 31H142V28H141ZM151 31H152V29H151ZM151 31H150V33H151ZM159 31H155V32L159 33ZM239 31H240V30H239ZM239 31H238V32H239ZM0 32H1V31H0ZM2 32H3V31H2ZM6 32H7V33L9 32L8 28H7V31L5 30V33H6ZM34 32H33V33H34ZM38 32H39V31H38ZM50 32H51V31H50ZM54 32H55V31H54ZM54 32L51 33L52 36L55 35L56 32H55V33H54ZM57 32H59V31H57ZM91 32H92V30H91ZM97 32H98V30H97ZM121 32H122V31H121ZM165 32H166V30H165ZM175 32H176V31H175ZM175 32H174V33H175ZM85 33H83V34H85ZM89 33H90V31H89ZM89 33H87V34H89ZM130 33H131V32H130ZM138 33H139V32H138ZM140 33H141V32H140ZM144 33H145V32H144ZM148 33H149V32H148ZM169 33H170V31H169ZM169 33H168V35H169ZM178 33H179V32H177V34H178ZM180 33H181V32H180ZM180 33H179V34H180ZM9 34H10V33H9ZM12 34H13V33H11V35H9V36H13ZM16 34H14V35H16ZM36 34H37V33H36ZM41 34H43V33H41ZM51 34H50V36L47 37L44 41L41 40L42 38H40V40L43 41L42 43H39L40 40H38L39 38H37L36 35H32V41H29L30 43H29V46H28V49H29L30 51L28 50V52H25V49H24L25 47H24V48L22 47V48H23V52H21V53H24V52H25V53H24L23 55H21L20 58H18L19 55H18V53H16V54L18 55L17 59H18V60L20 59L19 61L16 60V57H15V56H13V57H15V60L18 61V67H19V69H20V70H24V72H26V70H27V73H28V71H29V72H30V75L33 73V71H32V73H31V70L36 71L37 68H38V64L40 63V65H41L42 69L44 70V72H42V71H41L42 73L40 72V74L42 75V78H41V79H42V83H41L42 85H39V86H40V89L43 90V92H47V91H48L47 88H50V87H52V89H53V88H58V87L62 84V82H61L60 80L63 79V78L60 79V77L65 76L64 73H67V72L65 71L66 69H60L61 71L64 70L65 72L62 71L63 74L61 73L60 77H58L59 74H58V76H56L57 74L55 75V73H54L55 70L53 71V68H54V67H53V68H52V67L50 68V67H49L50 64H49V66H48V61H47V64H46L45 59H46L47 57H48V60L51 62V60H50V57H51V56H50V55H49L50 57L48 56V54H50V51L52 52L51 49H55L56 45H57V46H61V43H62L61 41L59 42L60 37H58L59 39L56 38L57 34L55 35V38H54V39H55V40L58 39V43H56L57 40H56L55 43H53ZM62 34H65V33H62ZM70 34H71V33H69V35H70ZM78 34H79V32H78ZM93 34H95V33L93 32ZM93 34H92V35H93ZM96 34H97V33H96ZM96 34H95V35H96ZM102 34H100V35H101L100 37H104V36H102ZM115 34H116V33H115ZM115 34H114V35H115ZM117 34H118V33H117ZM120 34H122V33L119 32V36H120ZM125 34H126V32H125ZM132 34H134L133 31H132V33L130 34V37L132 36ZM145 34H146V33H145ZM151 34H152V33H151ZM151 34H150V35H151ZM154 34H155V33H154ZM154 34H153V35H154ZM160 34H161V33H160ZM164 34H165V33H164ZM164 34H161V35H164ZM186 34H187V33H186ZM209 34H211V36H210L209 39H207L208 42L206 43V39H205V38H206V35L208 36ZM1 35H2V34H1ZM3 35H4V37H5L6 34H3ZM45 35H46V34H45ZM60 35H61V34H59V36H60ZM66 35H67V33H66ZM69 35H68V36H69ZM71 35H72V34H71ZM71 35H70V36H71ZM73 35H74V37H75L76 34H73ZM73 35H72V36H73ZM80 35H81V34H80ZM92 35H91V36H92ZM98 35H99V33H98ZM123 35H124V34H122L121 36H123ZM126 35H127V34H126ZM126 35H124V36H126ZM138 35H139V34H137V36H138ZM140 35H141V34H140ZM142 35H144V34L142 33ZM155 35H156V34H155ZM161 35L158 36V37H162ZM168 35H167V33H166V36L164 35V36L166 37V38H164L165 46H164L163 43H162V44H163V47H164V48L166 47V49L168 50V53H171V52L174 51V49L177 47V45H176V42H177V41H176L175 38H174L175 36L173 37V36H168ZM172 35H173V34H172ZM180 35H183V32H182V34H180ZM238 35H239V34H238ZM241 35H242V34H241ZM244 35H245V36H242V37H243V39H244V37H245V39H246V43H245V45L247 46V47H246L247 49H244V50H246V56H244V60H241V63L239 64V65H241V64H242V61H243L244 63H246V64L243 63L242 66H241V68H243V71H244V72L242 71L243 73H242L240 76L238 75L239 77H236L237 75L235 76V73H234V72H235V69H236L235 66H234V69H233V67L230 66V65H232L235 61H234V62H231V59H233V58H230V57H229V58H230V62H231V64L228 65L230 62H229V59H227V56H226V58H224V59H225V61H226V59H227L228 64L226 63L223 67L226 68V72H227V74H226V75H222L221 77H220L219 74H218V73L223 74V73H221V69H222L223 67H222L221 69L219 68V67L222 66V63H223V61H224V59H223V61H222V63H221V66L218 67V70L220 69V72L218 71V73H216V74L218 75V77H220V81H219V83H218V81H217L219 78H218L217 80H216V79H213V78H212V79L214 80V85H215V86H216L217 84H218V87L220 86V90H217L218 88L215 87V88H216L215 90H217V93H218V91H221V92L223 91V93H225V94L227 95V97H226L227 99L229 98V99H232L233 101L236 99V101H235L236 103L240 102V103L244 104V106L247 105V106H248V111H250L251 114H249L250 112H248V111H247V112H248V114H249L250 116L253 117V115H252L253 112H254V113H255V112H258L259 114H261L262 112L264 113V109H263V107H258L260 103H259V104H256L257 106L254 105V107L256 106L257 108H260V109L262 108V109H263V111H262V109H261L262 112L259 111L260 109L257 110V108L255 109V111H253L254 109H252V111H251V109L249 108V107H251V106L248 105V104H250L251 102L253 103V101H252L253 98H254V100H255V101H254L255 103H258V102L262 99L261 96H260V98H259L258 96H255V97H258L260 100H259L258 98L253 97L256 93H258V94H256V95H259V94H260V95H261V94L263 95V94H264V69H263V70H260V68H261L262 66H264V48H255V47H254V49L251 48V47H252L251 44H252L253 39H254L255 37H254L253 39H251V38L249 39V37H250L249 35H250V34L247 33V34H244ZM91 36H90V37H91ZM110 36H109V37H110ZM119 36L117 37L118 39L120 38ZM134 36H135V39H134V41L132 40V43H130V44H133V43H136V42L141 43V42H139V41H140V38H139V41H138V40L136 41L137 36H136V35H134ZM134 36H133L132 38H134ZM184 36L187 37L186 35H184ZM190 36H191V35H190ZM190 36H189V38H190ZM29 37H30V36H29ZM39 37H40V35H39ZM66 37H67V36H65V38H66ZM77 37L79 38L80 36L78 35ZM82 37H83V35H81V38H82ZM84 37H85V36H84ZM88 37H89V36H88ZM88 37H87V38L85 37L86 39H84V40L88 41V44L90 45L89 42H90L91 40H90V38H89L90 41L87 40ZM95 37H97V40H99V39L102 40V38H99V39H98L99 36H95ZM105 37H107L106 34H105ZM105 37H104V38H105ZM115 37H116V36H115ZM115 37H114V38H115ZM144 37H145V36H144ZM155 37H156V36H155ZM180 37H182V38L184 39L183 36H180ZM203 37H204V38H203ZM239 37H240V35H239ZM8 38H9V37H8ZM13 38H15V37H13ZM17 38H18V37H17ZM62 38H64V37L61 36V39H62ZM70 38L73 39V37H70ZM81 38H80V40H83V38H82V39H81ZM107 38H108V37H107ZM114 38H113V39H114ZM123 38H124V37H123ZM123 38H121V39H123ZM147 38H150L149 34L147 35ZM156 38H157V37H156ZM189 38H188V37L185 38V39H184V40H185L184 42L187 41L186 39L189 40ZM2 39H3V38H2ZM5 39H7V38H5ZM68 39H69V37H68ZM68 39H66L67 42L70 41V40H68ZM76 39H77V38H76ZM95 39H96V38H95ZM118 39H116V38L114 39V40L116 41V43H117ZM121 39H120V40H121ZM124 39H125V38H124ZM152 39H153V38H152ZM157 39H158V38H157ZM183 39H182V40H183ZM190 39H191V38H190ZM263 39H264V35H260V36L257 38V41L259 42V41H261V40H263ZM3 40H4V39H3ZM8 40H9V39H8ZM11 40H13V39H11ZM11 40H10V41H11ZM62 40H64V39H62ZM101 40L98 42L99 44L96 42V43L98 44V45H96V46H92V45H91L90 48H89V46L87 45V47H88L87 52H88V50H89V51L92 50V51H94V52L96 53V52L98 51V49H99L98 46H101V47H102V48H101L102 50L100 49V51H104V49H105V52H107L106 50H108V49H107L108 47L105 46V48L103 49V46H102V45H103L104 43L102 44L103 40H102V42H101ZM120 40H119V41H120ZM128 40H129V38L127 39V42H128ZM142 40H143V39H142ZM160 40L162 41V38H160ZM160 40H159V41H160ZM1 41H2V40H1ZM6 41H7V40H6ZM66 41L64 40V42H66ZM74 41H75V39H74ZM76 41L78 42L79 40L77 39ZM92 41H93V44H96L94 40H92ZM108 41H109V40H108ZM121 41H122V40H121ZM121 41H120V42H121ZM129 41H131V40H129ZM135 41H136V42H135ZM161 41H160V42H161ZM189 41H190V40H189ZM189 41H187V42H189ZM191 41H192V40H191ZM255 41H256V40L254 39V43H255ZM4 42H5V41H4ZM4 42H3V43H4ZM8 42H9V41H8ZM70 42L72 43V41H70ZM104 42H105V41H104ZM110 42L112 43V41H110ZM123 42H124V40H123ZM125 42H126V41H125ZM144 42H145V41H144ZM146 42H147V41H146ZM148 42H149V41H148ZM155 42H156V41H155ZM157 42H158V41H157ZM157 42H156V43H157ZM162 42H163V41H162ZM179 42H180V41H179ZM184 42H183L182 45L185 46L186 44H184ZM239 42H240V41H239ZM10 43H11V44H10ZM10 43H7V45H6L7 47H5V46L2 47V48H5V49L7 48V50H6V55H5L4 53L2 54V55H5V57H4V56H3V57L6 58V59H8V56H9V55H12L13 53H15V51L17 52V50H18V49L15 48V46H13V45H14L15 43H17V42L11 41ZM12 43H13V45H12ZM59 43H60V45H59ZM75 43H76V42H75ZM83 43H84V42H83ZM85 43H86V42H85ZM91 43H92V42H91ZM111 43H109V45H110ZM114 43H115V42L113 41V44H112L113 46L111 45L112 47H114ZM116 43H115V44H116ZM121 43H122V42H121ZM142 43H143V42H142ZM142 43H141V44H142ZM156 43H155V44H156ZM177 43H178V42H177ZM0 44H1V43H0ZM8 44H9V45H8ZM63 44H64V43H63ZM65 44H66V43H65ZM73 44H74V42H73ZM77 44H78V43H77ZM81 44H82V43H81ZM101 44H102V45H101ZM107 44H108V43H106V45H107ZM141 44H140V45H141ZM144 44H145V43H144ZM147 44H148V43H147ZM153 44H154V43H153ZM160 44H161V43H160ZM162 44H161V46H160L161 48H159L161 51H163V49H164V48H162ZM187 44H188V43H187ZM190 44L193 45L192 42H190ZM197 44L200 46V48H202L201 50L204 49V51H203V52H200V55H198V54H199V52H198V54H197L196 57H195V56H194V57L192 56L193 58L189 59V52H195L194 50L197 48ZM224 44H225V45H224ZM226 44L229 45L228 47H226L227 49H225ZM2 45H3V44H1L0 46H2ZM16 45H18V44H16ZM68 45H69V43H68ZM68 45L66 44V48L68 47ZM70 45H71V44H70ZM74 45H75V44H74ZM78 45H79V44H78ZM85 45H86V44L83 45V46H84L83 51H82L81 48H80L81 51H73L74 49L72 48V49H73V50H71L72 53L76 52L75 55H76V54L79 55V53H80V55L85 54V53H86V50H85V47H86V46H85ZM109 45H108V46H109ZM213 45H214V44H213ZM213 45H212V46H213ZM215 45H214V46H215ZM111 46H109V48H110ZM116 46L118 47V43L116 44ZM127 46H128V48H129V45H127ZM138 46H139V44H138ZM138 46H137V47H138ZM143 46H144V45H142V47H143ZM145 46H146V44H145ZM145 46H144V47H145ZM152 46H153L152 43H151V45L148 44V46L144 49V50L146 51V53H148V51H149V52L152 51ZM186 46H187V45H186ZM255 46H256V45H255ZM263 46H264V45H263ZM63 47H64V46H63ZM71 47H72V46H71ZM73 47H74V46H73ZM112 47H111V48H112ZM121 47H122L121 44H119V48H121ZM131 47H132V46H131ZM154 47H155V45H154ZM219 47H218V48H219ZM236 47H237V50H236ZM256 47H257V46H256ZM261 47H262V46H261ZM2 48L0 47V50H2ZM14 48H15V49H14ZM17 48H18V46H17ZM57 48H58V47H57ZM60 48H61V47H60ZM69 48H70V46H69ZM69 48H67V49H68V53L70 52V51H69ZM75 48H76V45H75ZM111 48H110V49H111ZM115 48H116V47H115ZM115 48H112V49L115 50ZM123 48H124V43H123V47H122V49H123ZM138 48H139V47H138ZM156 48H158V46H156ZM193 48H194V50L192 51ZM208 48H209V49H208ZM213 48H214V47H213ZM215 48H217V47L215 46ZM218 48H217V49H218ZM62 49H63V48H62ZM62 49H61V50H62ZM67 49L64 48L63 51H64V50L67 51ZM70 49H71V48H70ZM110 49H109V50H110ZM112 49L109 51V53H110L111 51H113ZM117 49H118V48H117ZM126 49H127V48H126ZM140 49H141V48H140ZM142 49H143V48H142ZM197 49H199V48H197ZM197 49H196V51H197ZM229 49H230V48H229ZM233 49L231 48L230 51H232ZM56 50H57V49H55V50H53V51H55V52H54V53H55V56L57 57V59H59V60L56 61V62L59 63L61 56L64 55V54H62V55L59 56L58 53H60V52H62V51H60V49H59V52L56 53ZM135 50H136V49H135ZM156 50H157V49H156ZM176 50H177V49H176ZM178 50H179V49H178ZM178 50L176 51V53L181 51V50H179V51H178ZM189 50H190V49H189ZM212 50H214V49H212ZM20 51H21V50L19 49L18 52H20ZM84 51H85V53H81V52H84ZM100 51H99V52H100ZM117 51H118V50H117ZM117 51H116V52H117ZM119 51H120V50H119ZM125 51H126V50H125ZM161 51H160V52H161ZM199 51H200V49H199ZM218 51H219V50H218ZM218 51H216V56H217V52H218ZM221 51H222V50H221ZM221 51H220L219 54L223 53V52H221ZM0 52H1V51H0ZM77 52H78V53H77ZM99 52H98V53H99ZM105 52H104V53H105ZM113 52H114V51H113ZM121 52H122V50H121ZM130 52H131V51H130ZM143 52H144V51H143ZM153 52H154V51H153ZM164 52L166 53L165 49H164ZM210 52H211V50H210L208 53H210ZM243 52H244V51H243ZM243 52H242L241 54H239L240 56H239V55H238V56L241 57V55H244L245 53L243 54ZM52 53H53V52H52ZM62 53H63V52H62ZM64 53H65V52H64ZM70 53H71V52H70ZM88 53H89V52H88ZM88 53H86V55H87ZM123 53H124V51H123ZM127 53L129 54V49H128V52H127ZM134 53L137 54V51L134 52ZM134 53H133V54H134ZM144 53H145V52H144ZM162 53H163V52H162ZM165 53L162 54V55H165ZM168 53H166V54H168ZM176 53H174V54H176ZM201 53H202V54H201ZM212 53H213V52H212ZM99 54H100V53H99ZM99 54H96V55H99ZM102 54H103V53H101V57H103ZM106 54H107V53H105L104 55L106 56ZM110 54H111V53H110ZM121 54H122V53H121ZM133 54H132V55H133ZM151 54H152V53H151ZM205 54H206V55H205ZM231 54H232V55H231ZM2 55L0 54L1 57H2ZM13 55H15V54H13ZM17 55H16V56H17ZM51 55H52V54H51ZM67 55H68V54H67ZM71 55H72V54H71ZM108 55H109V54H107V56H108ZM111 55H113V54H111ZM116 55H117V53H116ZM118 55H119V54H118ZM134 55H135V54H134ZM139 55H140V54H139ZM139 55H138V57H139ZM157 55H158V54H157ZM171 55L173 56V54H171ZM177 55H178V53H177ZM177 55H176V57H177ZM179 55L181 56V54H179ZM179 55H178V56H179ZM191 55H192V54H191ZM194 55H195V54H194ZM204 55H205V57H204ZM213 55H215V51H214V54H213ZM213 55H210V56H213ZM223 55H226V54L224 53ZM223 55L221 54L220 56L222 57ZM58 56H59L60 58H58ZM64 56H65V55H64ZM73 56H74V55H72V57H73ZM83 56H84V55H83ZM92 56H94V54H92ZM107 56H106V58H107ZM120 56H121V55H120ZM130 56H131V53H130ZM136 56H137V55H136ZM166 56H167V55H166ZM172 56H171V58H172ZM174 56H175V55H174ZM180 56H179V59L176 58V57H174V58L177 59V60H176V66H180V65H182V64H181V59H182V57H180ZM220 56H218V57L220 58ZM252 56H253V58H252ZM52 57H53V55H52ZM52 57H51V59L53 60L54 57H53V58H52ZM66 57H68V56H65V58H66ZM86 57H87V56H85V59L82 58V60H86ZM90 57H91V55H90ZM96 57H98V56H95V59H96ZM112 57H113V56H112ZM118 57H119V56H118ZM118 57H116V58H117V60H120V61L124 58L123 54H122V56H121V57H123L122 59H120L121 57L118 59ZM140 57H142V56H140ZM150 57H151V56H150ZM167 57H168V56H167ZM218 57H216V58H218ZM224 57H225V56H224ZM63 58H64V57L62 56V60H63ZM65 58H64V60H63L64 63L66 62V61H65ZM73 58L75 59V57H73ZM88 58H89V57H88ZM88 58H87V59H88ZM98 58H99V59H102V58H100V55H99ZM98 58H97V60H98ZM103 58H104V57H103ZM109 58H111L110 55H109ZM125 58H127V56H126ZM129 58H132V57H129ZM144 58H145V57H143L142 60H145ZM146 58L150 59L149 57H146ZM158 58H159V56H158ZM163 58H165V56H163ZM163 58H162V59H163ZM180 58H181V59H180ZM204 58H205V59H204ZM207 58H208V55H207ZM6 59H4V60H6ZM11 59H12V57H11ZM54 59H56V58H54ZM57 59H56V60H57ZM66 59H67V58H66ZM70 59H72V58H70ZM78 59H79V58H78ZM80 59H81V58H80ZM80 59H79V60H80ZM104 59H105V58H104ZM104 59L101 60V61H102L101 63H103V64H104V62H105ZM107 59H108V58H107ZM107 59H106V61H107ZM151 59H152V57H151ZM209 59H210V58H209ZM212 59H213L214 61H217V63H218L219 60H221V59H219V60H215L214 57H213ZM0 60L3 61V59H0ZM9 60H10V58H9ZM15 60H14V59L11 60L10 63H13ZM46 60H47V59H46ZM72 60H73V59H72ZM76 60H77V59H76ZM79 60H77L76 62H78ZM97 60H96V61H97ZM111 60H112V59H111ZM117 60H115V58L113 59L114 62L117 61ZM125 60H127V59H125ZM139 60H140V59H139ZM155 60H156V59H155ZM155 60H153V62H154ZM158 60H159V59H158ZM163 60H166V58L163 59ZM171 60H172V59H171ZM206 60H208V59H206ZM248 60H249V61H248ZM54 61H55V60H54ZM69 61H70V63H72V64H75V63H76L75 60H73L74 62H72L71 60H69ZM86 61H87V60H86ZM90 61L92 62L93 59L91 58ZM90 61H87V62L89 63ZM120 61H119V62H120ZM133 61H134V60H133ZM140 61H141V60H140ZM140 61H138V62H140ZM146 61H147V60H146ZM146 61H145V62H146ZM148 61H151V60H148ZM208 61H209V60H208ZM3 62H4V61H3ZM5 62H7V61H5ZM5 62H4V64H5ZM50 62H49V63H50ZM60 62H61V61H60ZM67 62H68V61H67ZM83 62H84V61H83ZM108 62H109V61H108ZM108 62H107V63H108ZM114 62H113V63H114ZM119 62H116L117 65H118ZM124 62H125V61H124ZM129 62H130V61H129ZM135 62H136V61H135ZM135 62H133V63L135 64ZM143 62H144V61H142V63H143ZM151 62H152V61H151ZM151 62H150V63H151ZM170 62H171V64H172V61H170ZM173 62L175 63L174 59H173ZM179 62H180V63H179ZM212 62H213V61H212ZM237 62H239V61H237ZM237 62H235V63H237ZM248 62H249V63H248ZM250 62H251V63H250ZM51 63H53V62H51ZM58 63H57V64H58ZM68 63H69V62H68ZM70 63H69V65H72V64H70ZM81 63H82V61L80 62V65L82 66L81 68H83L84 66H83V64H81ZM88 63H87V64H88ZM98 63H100V62H97L96 64L98 65ZM101 63H100V64H101ZM105 63H106V62H105ZM130 63H132V62H130ZM133 63H132V66L134 65ZM140 63H141V62H140ZM177 63H179L180 65H178ZM185 63H186V61H185ZM185 63H184V64H185ZM219 63H220V62H219ZM235 63H234V64H235ZM8 64H9V63H8ZM53 64H54V63H53ZM53 64H52V65H53ZM59 64H60V65H59ZM59 64H58L59 67H58L56 64H54V66L56 65L58 68H60V66H61V68H64V66H65V68H66L67 63H66V65H63V64H61V63H59ZM78 64H79V63H78ZM85 64H86V63H85ZM93 64H94V66H92V63H91L90 65H89V64H88V65H89L90 67H92V68L94 67V69H95L97 65L95 64L94 61H93ZM109 64H110V63H109ZM109 64H108L107 66H109ZM121 64H122V63H121ZM145 64H146V63H145ZM145 64H144V65H145ZM148 64H149V63H148ZM148 64H147V65H148ZM171 64H170V66H171ZM223 64H224V63H223ZM9 65H10V64H9ZM12 65H13V64H12ZM16 65H17V64H16ZM62 65H63V66H62ZM76 65H77V64H76ZM80 65H79V66H80ZM88 65H87V66H88ZM111 65H112V67H113L112 62H111ZM117 65H116V66H117ZM122 65H124V64H122ZM127 65H129V63H128ZM130 65H131V64H130ZM141 65H142V64H141ZM192 65H195V64L193 63ZM201 65H202V64H201ZM201 65H200V66H201ZM204 65H203V67H204L203 69L200 67V68H201V71H202V70H204V71L206 70V68H205ZM2 66L4 67L3 63H2ZM56 66H55V67H56ZM74 66H75V65H72V66H69V67L74 68ZM87 66H85V67H87ZM98 66H99V65H98ZM114 66H115V64H114ZM132 66H129V67H132ZM172 66H173V65H172ZM174 66H175V64H174ZM176 66H175V67H176ZM182 66H183V65H182ZM182 66H180V67L182 68ZM236 66L238 67V64H236ZM6 67H7V66H5V69H6ZM12 67H13V66H12ZM67 67H68V66H67ZM69 67H68V68H69ZM76 67H78V66H76ZM90 67H89V68H90ZM100 67H101V69H102L103 66H100ZM121 67H122V66H121ZM121 67H120V65H119V68H118V66H117V69H121ZM134 67H135V66H134ZM184 67L187 68L188 66H187V65H184ZM239 67H240V66H239ZM10 68H11V66H10ZM10 68H9V69H10ZM14 68H15V67H14ZM58 68H57V69H58ZM68 68H67V69H68ZM89 68H88V69H89ZM106 68H107V67H106ZM109 68H110V67H109ZM113 68H114V67H113ZM123 68L125 69L126 67H122V69H123ZM136 68H137V67H136ZM139 68H141V66H140ZM143 68H144V66H143ZM209 68H210V69H209ZM15 69H16V68H15ZM15 69H14V70H15ZM54 69H55V68H54ZM90 69H91V68H90ZM90 69H89V70H90ZM104 69H105V68H104ZM104 69H102V70H104ZM117 69H116V70H117ZM122 69H121V71L118 70L119 73L123 71ZM134 69H135V68H134ZM134 69H133V67H132V70H131L132 72H134V73H133V74H134L133 76L131 75L130 72H127V73L123 72L126 76H125L124 78H122L121 76H119L120 74L118 73V76L121 77V79H120L119 77H118V80H117V79H113L114 81L117 80L116 83H115V82H114V83L117 84V83L120 82V80H121V82H122V80L124 79V82H125V83H127V84H128V83H131V84H130V85H131L130 87H133V86H132V85H133L132 83H133L134 79L137 78V77H134V76H137V75L135 74V71H133ZM177 69H179V67H178ZM194 69H195V68H194ZM238 69H239V68H237V71H238ZM258 69H259V71H258ZM11 70H13V68H11ZM38 70H39V68H38ZM68 70H69V69H68ZM68 70H67V71H68ZM73 70H75V69H73ZM73 70H72V71H73ZM84 70H85V71H84ZM84 70H83V69H82V70H79V72H81V71L87 72V71H88L87 69H84ZM86 70H87V71H86ZM96 70H97V72L100 71V69H98V68H97ZM116 70H115V71H116ZM125 70L127 71L128 69H125ZM137 70H139V69H137ZM162 70H163V68H162ZM179 70H180L179 72H178V71L175 72L174 70H173V71H167V72L170 74V76H171V75H176V76H178V77L180 78L179 80H180L181 82L183 81V82L185 83L186 86H189V87H190L192 84L190 85V82H189V79H188V78L190 77L189 72L186 71L187 69H186V70L184 69L183 72H182L181 69H179ZM241 70H242V69H241ZM5 71H7V69H6ZM9 71H10V70H9ZM9 71H7V73H8ZM16 71H17V69L15 70V72H16ZM69 71H70V70H69ZM108 71L110 72L111 69H108ZM108 71H106V69H105V73H106V74H107ZM112 71H113V70H112ZM140 71H141V70H140ZM151 71H152V70H151ZM164 71H166V70L164 69ZM232 71H234V72H232ZM237 71H236V73H237ZM260 71H261V72H260ZM38 72H39V71H38ZM88 72H89V71H88ZM92 72H95V73H96L95 70H91V74H92ZM100 72H101L100 74H102V72H104V71H100ZM113 72H114V71H113ZM137 72H138V71H136V73H137ZM147 72H148V71H147ZM197 72H198V70H197ZM9 73H10V74H6V76L10 77L9 75H11L12 78L16 77V76H15L16 74L14 73V71H13V72H9ZM16 73H17V72H16ZM27 73H26V75H27ZM58 73H59V69H58ZM70 73H73V72L70 71ZM76 73H77V71H76ZM89 73H90V72H89ZM95 73H94V74H95ZM105 73H103L104 76H105ZM114 73H115V72H114ZM116 73H117V72H116ZM123 73H121V75H123ZM138 73L142 76V74H141L140 72H138ZM138 73H137V74H138ZM152 73H153V72H152ZM162 73H163V72H162ZM164 73H165V72H164ZM164 73H163V74H164ZM168 73H165V74H168ZM233 73H234V75H233ZM240 73H241V72L239 71V73H237V74H240ZM23 74H24V73H23ZM23 74H22V75H23ZM36 74H37V73H36ZM40 74L38 75V77H39V76L41 77ZM68 74H69V73H67L66 75H68ZM74 74H75V73H74ZM79 74H80V73H79ZM82 74H83V73H82ZM86 74H87V76H88V73H86ZM94 74L91 75V76L89 75V76L91 77L90 80H93L92 78H95V77L97 76L96 74H95L96 76H94ZM100 74H98V75L100 76ZM108 74H112V73H108ZM139 74H138V75H139ZM205 74H206V72H205ZM208 74H207V75H208ZM224 74H225V73H224ZM30 75H29V76H30ZM32 75H34L35 78L37 77V76L35 75V73H33ZM32 75H31V76H32ZM75 75H76V74H75ZM84 75H85V74H83L82 76H84ZM112 75H113V74H112ZM112 75H110V76H112ZM161 75H162V74H161ZM202 75H203V74H202ZM217 75H216V76H217ZM31 76H30V77H31ZM68 76L70 77V75H68ZM72 76H73V74H72ZM79 76H80V75H79ZM79 76H78V77H79ZM87 76H85V77H87ZM104 76H101V77L106 78V77H104ZM113 76H115V75H113ZM144 76H145V75H144ZM148 76H149V75H148ZM152 76L154 77L155 75H152ZM209 76H207V77H209ZM8 77H7V79H8ZM30 77H29V78H30ZM56 77H58V78H56ZM66 77H67V76H66ZM80 77H81V76H80ZM101 77L98 78L100 83H102V81H103V82H104V81H106V82L108 81V80H104V79H103L102 81H100V80L102 79ZM168 77H169V76H168ZM213 77H214V76H213ZM3 78H6V77H3ZM32 78H33V76H32ZM35 78H34V79H35ZM71 78H72V77H71ZM73 78H75V77H73ZM73 78H72V80L70 79V84H73V86H74V84L79 85L78 82H80V83L82 84V83H83L82 81L85 79V78H84V79H82V81H81V80H80V79L82 78V77H81L80 79L78 78V79H79V81H78V79H76V80L74 79V80H73ZM107 78H109V77H107ZM112 78H113V77H112ZM115 78H116V77H115ZM139 78H140V76H139ZM151 78H152V77L148 78L147 80H150ZM162 78H163V76H162ZM173 78H175V76H174ZM173 78L171 77V79H173ZM7 79H6V80H7ZM10 79H11V78H10ZM10 79H9V80H10ZM39 79H40V78H39ZM41 79H40V80H41ZM65 79H66V78H65ZM96 79H97V78H96ZM96 79H95V80H96ZM98 79H97V80H98ZM171 79H170V80H171ZM210 79H211V78H210ZM9 80H8V82H9ZM30 80H31V79H30ZM36 80H38V78H37ZM63 80H64V79H63ZM67 80H69V79H67ZM97 80H96L95 82H98ZM110 80H111V79H110ZM113 80H112V81H113ZM137 80H138V79H137ZM165 80H166V79H165ZM170 80H168V81L170 82ZM176 80H178L177 77H176ZM196 80H197V79H196ZM215 80L217 81V82H216L217 84H215ZM64 81H65V80H64ZM87 81H88V80H86V82H87ZM139 81H140V82H138V83L141 84V80H139ZM258 81L260 82V85H259V82H258ZM21 82H23V81H21ZM21 82H19V83H21ZM30 82H31V81H30ZM39 82H40V81H39ZM65 82L67 83L68 81H65ZM86 82H85V84H86ZM106 82H105V83H106ZM108 82H109V81H108ZM108 82H107V84H105L106 86H110V85H108ZM110 82H111V81H110ZM121 82L119 83V85L121 84ZM136 82H137V81H136ZM136 82H135V83H136ZM146 82H147V81H146ZM149 82H150V81H149ZM149 82H147V83H148L147 85H149ZM212 82H213V81H212ZM5 83H6V82H5ZM5 83H4V84H5ZM37 83H38V82H37ZM63 83H64V82H63ZM66 83H64V84L66 85ZM90 83H91V81H88L89 86H91ZM92 83L94 84V80L92 81ZM100 83H99V84H100ZM111 83H112V82H111ZM138 83H137V85H138ZM191 83H192V82H191ZM199 83H200V81H199ZM257 83H258V85H257ZM14 84H15V83H14ZM64 84H63V85H64ZM85 84H84V85H85ZM88 84H87V85H88ZM99 84L97 83V85H99ZM115 84H112V85L110 86V88L112 87V89H113V88L115 87V86L113 87V85H115ZM122 84H123V82H122ZM122 84H121L120 86H122ZM140 84H139V85H140ZM171 84H172V83H170V85H171ZM179 84H180V82L178 81L177 87H178ZM195 84H196V83H195ZM230 84H231V85H232V84L235 85L237 88H236L235 86L232 85V86L234 87V88L232 87L233 90H232V89L229 90L228 87L230 86ZM2 85H3V83H2ZM6 85H7V84H6ZM10 85H11V84H10ZM18 85H19V84H18ZM25 85H26V84H25ZM35 85H36V84H35ZM65 85H64V86H65ZM87 85H86V86H87ZM95 85H96V84H95ZM95 85H94V86H95ZM97 85H96V86H97ZM101 85H102V84H101ZM119 85H117V86H119ZM123 85H124V84H123ZM137 85H135V86H137ZM139 85L137 86V88L139 87ZM255 85H257L256 88H254ZM7 86H8V85H7ZM28 86H30L29 81H28ZM28 86H27V87H28ZM46 86H48V87L46 88ZM73 86H69V84L67 83L66 89H67V87H72V88L74 89V91H75V89L78 88V87H77V88H74ZM96 86H95V87H96ZM103 86H104V84H103L102 86H99V89H100L101 87H103ZM125 86H126V85H125ZM127 86L129 87V84H128ZM150 86H151L153 89L156 88V86H153V85H150ZM171 86H172V85H171ZM171 86H170L171 89H173V88L176 87V86H175V87H173V86L171 87ZM179 86H181V88L183 87L181 84H180ZM2 87H3V86H2ZM18 87H19V86H18ZM27 87H22V88L25 89V88H27ZM35 87H36V86H35ZM61 87H62V86H61ZM82 87H83V86H81V88L79 87L80 90H79L78 92H80L81 90H83ZM91 87H92V89H94L93 85H92ZM91 87L86 88V89H88V90H87L88 92L91 91V89H89V88H91ZM123 87H124V86H123ZM146 87H148V86H144V84H143V85H141V86L139 87V88H141L140 90H138V91L136 90V91H135V94H136V95L139 94V95H138L139 98H143L142 101H144L145 103H143V102H142V103L144 104V106L147 105V103H148V102H147L148 98H149V100H150V98H153V97L155 96V94L153 93L152 88L149 89V88H146ZM184 87H185V86H184ZM192 87H193V86H192ZM192 87H190V89H191ZM194 87H195V86H194ZM200 87H201V86H200ZM200 87H199V85H198V87L196 86L195 88L199 89ZM230 87H231V86H230ZM230 87H229V88H230ZM9 88H10V87H9ZM11 88H12V87H11ZM11 88H10V89H11ZM15 88H16V87H15ZM20 88H21V86H20ZM30 88H31V86H30ZM30 88L28 89L29 92H30ZM37 88H38V87H37ZM79 88H78V89H79ZM84 88H85V86H84ZM107 88H109V87H107ZM110 88H109V89H110ZM135 88H136V87H134V90H135ZM158 88H159V86H158ZM178 88H179V87H178ZM178 88H177V93L179 94ZM181 88H179V90H180ZM195 88H194V89H195ZM213 88H214V87H213ZM235 88H236V89H235ZM16 89H17V88H16ZM18 89H19V88H18ZM33 89H34V88H33ZM40 89H38V91H39ZM44 89H46V91H45ZM58 89L60 90V88H58ZM58 89H57V90H58ZM86 89H84L83 91H86ZM95 89H96V88H95ZM95 89H94V90H95ZM97 89H98V87H97ZM97 89H96V90H97ZM99 89H98V91H96V94H97V92H98V93L100 92ZM105 89H106V88H105ZM115 89H116V88H115ZM125 89H128V88L126 87ZM125 89H123V90L125 91ZM171 89L168 88L167 90H170V91H171ZM175 89H176V88H175ZM175 89H174V90H175ZM182 89H183V88H182ZM185 89H186V88H185ZM194 89L192 88V90H190V92L193 91ZM222 89H223V90H222ZM255 89L257 90L256 92H255ZM1 90H2V89H1ZM3 90L5 91V89H3ZM7 90H8V89H7ZM21 90H22V89H21ZM26 90H27V89H26ZM57 90L55 91V89H54V91H55L56 93H57ZM63 90H65V89H63ZM63 90L61 89L60 92L62 93ZM69 90H71V89H69ZM101 90H102V88H101ZM110 90H111V89H110ZM120 90H122V88H121ZM120 90H119V88H118L117 91H120ZM130 90H131V89H130ZM134 90H132V91H134ZM156 90H157V88H156ZM163 90H164V89H163ZM163 90H162V91H163ZM210 90H212V89H210ZM213 90H214V89H213ZM8 91H9V90H8ZM8 91H7V92H8ZM32 91H34V90H32ZM32 91H31V92H32ZM38 91H36V92L38 93ZM67 91H68V90H67ZM67 91H66V92H67ZM104 91H105V90H104ZM104 91H103V93L100 92L101 96H103L102 94H104ZM107 91H108V89H107ZM107 91H106L105 93H107ZM124 91H122V92H124ZM164 91H165V92H164ZM164 91H163V92H164L166 95H167V93L169 92V91L166 92V89H165ZM9 92L11 93V90H10ZM36 92H35V93H36ZM50 92H52V91H50ZM55 92H54V94H55ZM58 92H59V91H58ZM60 92L58 93V95L61 94ZM76 92H77V90H76ZM88 92H87V93H88ZM92 92H93V91H92ZM94 92H95V91H94ZM109 92H111L112 94H115L113 91H109ZM109 92H108L107 95H110ZM120 92H121V91H120ZM157 92H158V91H157ZM1 93H2V91L0 92V94H1ZM12 93H13V95H15L16 93L19 95L18 90H16V92L13 91ZM14 93H15V94H14ZM22 93H23V92H22ZM47 93H48V92H47ZM67 93H68V92H67ZM67 93H66V94H67ZM71 93H73V92H71ZM84 93H85V92H83V94H84ZM116 93H117V92H116ZM125 93H126V92H124V94H125ZM133 93H134V92H133ZM170 93H172V92H169V94H168L169 96H170ZM180 93H181V92H180ZM205 93H206V92H205ZM205 93H203L202 96H203ZM215 93H216V92H215ZM223 93H222V94H223ZM6 94L8 95L9 93H5L4 95H6ZM28 94H30V93H28ZM31 94H32V93H31ZM33 94H34V93H33ZM33 94H32V95H33ZM40 94H41V92H40ZM40 94L38 93L39 96H40ZM62 94H63V93H62ZM62 94L59 95L60 98H62L63 100H66V99H67L66 95H64V94L62 95ZM75 94H76V93H75ZM79 94H82V93H79ZM91 94H92V93H91ZM91 94L88 93V95H91ZM96 94H95V95H96ZM112 94H111V95H112ZM118 94H119V92H118ZM120 94H122V93H120ZM135 94H134V95H135ZM173 94H174V93H173ZM178 94H177L176 100L173 99V101H175L174 103H172L174 107H178V103H179V101H181V100L184 99L181 95H178ZM206 94L208 95V94H210V93H206ZM206 94H205V95H206ZM213 94H214V92H213ZM213 94H212V96H213ZM11 95H12V94H11ZM11 95H10V98H11ZM18 95H16V96H18ZM23 95H26L25 92L23 93ZM32 95H31V96H32ZM34 95H35V94H34ZM34 95H33V96H34ZM36 95H37V94H36ZM42 95H43V94H42ZM45 95H46V94H45ZM72 95H74V93H73ZM85 95H86V94H85ZM107 95H104V97L107 96ZM116 95H117V94H116ZM134 95H132V96L134 97ZM166 95H165V96H166ZM175 95H176V93H175ZM217 95H218V94H215V96H217ZM46 96H48V95H46ZM59 96H57V97L59 98ZM61 96H64V98H65V97H66V98L64 99V98L61 97ZM68 96H70V95L68 94ZM82 96H83V95H82ZM91 96H92V95H91ZM91 96H90V97H91ZM93 96H94V95H93ZM93 96H92V97H93ZM99 96H100V95H99ZM118 96H119V95H118ZM132 96H130V97H132ZM169 96H168V97L166 96V97H167V100L169 99ZM172 96L175 97L174 95H172ZM192 96H193V95H192ZM195 96H196V95H195ZM219 96H220V93H219ZM219 96H218V97H219ZM222 96H223V95H222ZM222 96H221V97H222ZM224 96H225V95H224ZM228 96H229V97H228ZM230 96H232V97L230 98ZM263 96H264V95H263ZM263 96H262V97H263ZM4 97H6V98L3 99L2 96L0 97V117H2V118H1V120H2V124H3V122H4L3 120H5V118H6V120H7L9 116L12 117V115H11L12 113H11L10 115H8V117H5V115L7 114V112H10L11 109H13V108H11V107H14V108L16 107V101H17V100H16V101H12V100H10V99L8 100L9 97L7 98V96H4ZM13 97H15V96H13ZM13 97H12L11 99H13ZM18 97H19V96H18ZM74 97L76 98L77 96H74ZM92 97H91V98H92ZM96 97H98V96H96ZM112 97H113V96H110L111 99H112ZM122 97H123V96H122ZM133 97H132V100H133ZM135 97H136V101H137V96H135ZM135 97H134V98H135ZM170 97H171V96H170ZM193 97H194V96H193ZM198 97H199V96H196V97H195V98H196L195 100L198 99L197 101H204V100H199ZM207 97H208V96H207ZM209 97H210V95H209ZM221 97H220V99L218 98L219 101H220V105H222L221 102H223V101L221 100V99H222ZM252 97H253V98H252ZM1 98H2V99H1ZM19 98H21V96H20ZM19 98H18V100H19ZM25 98H26V99H29V96L26 95ZM34 98H35V97H34ZM37 98H38V97H37ZM39 98H40V97H39ZM44 98H45V97H43V100H44ZM48 98L50 99L49 102H47V100H46L44 103H46V102H47V103H50V101H51V102H52V101L54 102L55 99H56V96H55V98H54V95L50 94V97H48ZM70 98H71V97H70ZM83 98H84V97H83ZM102 98H103V97H102ZM102 98H100V100H103ZM105 98H108V97H105ZM118 98H119V97H118ZM157 98L159 99L158 94H157ZM163 98H165V97H163ZM210 98H211V97H210ZM233 98H234V99H233ZM251 98H252V99H251ZM263 98H264V97H263ZM30 99H31V98H30ZM62 99H61V101H62ZM78 99L81 100L82 98H81V99H80V98H77V100H78ZM116 99H117V98H116ZM125 99H126V98H125ZM144 99H145V100L147 99V100L145 101ZM158 99H157V101H158ZM160 99L162 100V98H160ZM160 99H159V101H160ZM170 99H172V98H170ZM170 99H169V101H170ZM200 99H201V98H200ZM202 99H205V100H206V101H205L206 103L208 102V101H207V98H206L205 96H204V98L202 97ZM211 99H212V98H211ZM215 99H216V97H215ZM223 99H225V97H224ZM256 99L259 100V101L257 102ZM14 100H15V99H14ZM21 100H22V99H21ZM21 100H20V101H21ZM69 100H70V99H69ZM74 100H75V99H72L71 101L74 102ZM79 100H78V101H79ZM85 100H86V99H85ZM89 100L93 102V99H89ZM109 100H110V99H109ZM167 100L164 99L165 102H166ZM195 100H193L192 103H194ZM209 100H210V99H209ZM237 100H238V102H237ZM249 100H251L250 103H248ZM262 100H263V99H262ZM22 101H23V100H22ZM22 101H21V102H22ZM29 101H30V100H29ZM39 101H40V100H39ZM81 101L83 102V100H81ZM81 101H80V103H81ZM86 101H88V99H87ZM86 101H84V102L82 103V104H84V105H81V104L77 103V107H78V104H79V106H80V105H81V106H85ZM103 101H105V99H104ZM112 101H113V100H112ZM115 101H117V100H115ZM123 101H124V100H123ZM151 101H152V103H150V102H149V103L152 104V106H153V101L156 102V98H155V100H151ZM164 101H161V103H163ZM230 101H231V100H230ZM263 101H264V100H263ZM14 102H15V103H14ZM36 102H37V101H36ZM56 102H57V101H56ZM58 102H59V101H58ZM62 102H63V101H62ZM68 102H69V101H68ZM128 102H129V101H128ZM213 102H214V101L212 100V103H213ZM215 102H216V101H215ZM235 102H234L233 104H232V102H231V104H230V105H232V109H231V110H233V108H234L233 106H237V105L235 104ZM260 102L263 103L262 101H260ZM17 103H18V101H17ZM22 103H23V105L25 106L24 102H22ZM29 103L33 105L35 102H29ZM41 103H43V101L40 102L39 105H40ZM54 103H55V102H54ZM54 103H53V104H54ZM66 103H67V102H66ZM75 103H76V102H75ZM87 103H91V102H87ZM87 103H86V104H87ZM100 103H101V101H100ZM119 103H120V102H119ZM149 103H148V105H149ZM167 103H168V102H167ZM192 103H191V104H192ZM198 103H199L200 105H202L201 103H203V102H201V103L198 102ZM206 103H205V104H206ZM210 103H211V101H210ZM212 103H211V104L208 103V104L205 105V106H207V107L209 108V105L212 106ZM245 103H246V105H245ZM247 103H248V104H247ZM255 103H254V104H255ZM30 104H29V106H30ZM51 104H52V103H51ZM58 104H59V103H58ZM62 104H63V103H62ZM62 104H59V106L62 105ZM68 104H69V103H68ZM71 104H72V103H71ZM93 104H94V103H93ZM145 104H146V105H145ZM154 104H155V103H154ZM156 104L159 105L160 103H156ZM191 104H190V106H191ZM195 104H196V103H195ZM195 104H192L193 107H194ZM215 104H216V103H215ZM215 104L213 103V105H215ZM234 104H235V105H234ZM17 105H19V104H17ZM20 105H21V104H20ZM46 105H47V104H46ZM46 105H45V106H46ZM63 105H64V104H63ZM63 105L61 106V109H60V110H63L62 107L65 108V106H63ZM65 105H66V104H65ZM73 105H75V104H72V106H73ZM148 105H147L148 108L145 107L146 110L149 109V106H148ZM239 105H240V104H239ZM251 105H252V104H251ZM260 105H261V104H260ZM262 105H264V104H262ZM24 106H23V107H24ZM42 106H43V105H42ZM48 106H50V105H48ZM51 106H52V105H51ZM59 106H57L56 103H55V107H56V108H57V107L59 108ZM72 106H69V107L71 108ZM87 106L90 107L91 105L88 104ZM87 106H85V107H86V111L84 112L85 115H84V113L81 114V113L85 110L84 108L81 107L83 110L80 108V109L82 110L81 113H80V112L78 113V110H79V109L77 110V113H78L79 115L81 114V115H80L81 117H82V116H83V117H86V116H87V117H90V116H92V114H91L92 110H90L91 112H88V115H86V114H87V113H86V112H87ZM92 106H93V105H92ZM92 106H91V107H92ZM152 106H151V107H152ZM190 106H189V107H190ZM197 106H198V105H197ZM203 106H204V104H203ZM203 106H202V107H203ZM215 106H216V107H214V108H215V109H218V107H217L218 105H215ZM227 106H228V105H227ZM242 106H243V105L238 106V108H240V107H242ZM247 106H246V107H247ZM252 106H253V105H252ZM25 107H26V106H25ZM32 107H34V106H32ZM37 107L39 108L38 104H37ZM55 107H54V105H53V106L51 107V110H52V111H49V112L52 113L53 110L56 109ZM77 107L73 106V108H75V109H76ZM93 107H94V106H93ZM191 107H192V106H191ZM193 107H192V108H193ZM198 107H199V106H198ZM254 107H253V108H254ZM10 108H11V109H10ZM19 108H20V107H19ZM28 108H29V107H28ZM40 108H41V105H40ZM47 108H49V107H47ZM47 108H46V109H43V110H47ZM73 108H71V110H72ZM97 108H98V107H97ZM99 108H100V107H99ZM137 108H138V107H137ZM158 108L161 109V106L159 105ZM162 108H163V107H162ZM192 108H190L191 110L187 108V109L189 110V111H188V110H187V111H188L189 113H190V111H192V110L194 111V109H195V111H196V108H197V107H196V105H195V108H194V109H192ZM200 108H201V106H200ZM200 108H199V109H200ZM210 108H211V107H210ZM210 108H209L208 110L211 111ZM212 108H213V106H212ZM219 108H221V106H220ZM229 108H231V107H229ZM238 108L236 109V111H237V110H240V112H241V111H242V112H243V111L246 112V110H245L246 108L244 109V107H242V108H243L242 110H241V109H238ZM8 109H10V111H9ZM16 109H17V107H16ZM21 109H22V107H21ZM21 109H20V110H21ZM31 109H32V108H31ZM88 109H90V108H88ZM143 109H144V108H143ZM160 109H159V110H160ZM163 109H165V108H163ZM163 109H162V111L164 112ZM202 109H203V108H202ZM17 110H19V109H17ZM40 110H41V109H40ZM40 110H39V112H40ZM43 110H42V111H43ZM56 110H59V109H56ZM64 110H65V109H64ZM68 110H69V108H68V105H67V110H66V111H68ZM71 110H69V111H71ZM132 110H133V109H132ZM132 110H131V111H132ZM203 110H205V108H204ZM206 110H207V109H206ZM222 110H223V109H222ZM31 111H32L31 113H33V110H31ZM35 111H36V110H35ZM75 111H76V110H75ZM79 111H80V110H79ZM99 111H100V110H99ZM99 111H98V112H99ZM103 111H104V109H103ZM135 111H138V110L136 109ZM135 111H134V112H135ZM193 111H192V112H193ZM195 111H194V112H195ZM212 111H213V110H212ZM214 111H216V110H214ZM17 112H20V111H17ZM27 112H28V110H27ZM39 112H36V113H39ZM54 112H55V111H54ZM58 112H60V111H58ZM58 112H57L56 114H58V115H62V114H59ZM117 112H118V111H117ZM134 112H133V113H134ZM140 112L142 113L141 110H140ZM140 112L138 113V115H140ZM163 112L161 113V115H160V114H159V115H160V117H161L162 122H164L165 124L168 125V126H167V130H166V133L169 134V135H171V136H173V135L175 134V132H174L175 129L180 128L181 126H184V125L187 123V122H185V124L181 123L182 118H181V115H180V114L178 115V113H180V112H182V111H180V112L178 111V113H176V114L174 113L175 115H173V116H169V115H170L169 112H167V114H166L165 112H164V113H163ZM176 112H177V111H176ZM188 112H187V113H188ZM194 112H193V114L191 113V117H192V115H193V117H194V115L196 114V113H194ZM217 112H218V110H217ZM217 112H216V113H217ZM232 112H233V111H232ZM234 112H235V111H234ZM234 112H233V113H234ZM247 112H246V113H247ZM43 113H46V111L43 112ZM43 113H42V114H43ZM47 113H48V111H47ZM60 113H61V112H60ZM69 113L71 114V112H69ZM69 113H68V114H69ZM73 113H74V112H73ZM89 113H90L91 115H90ZM99 113H100V112H99ZM102 113H103V112H102ZM102 113H101V114H102ZM114 113L116 114V112H114ZM135 113H136V112H135ZM135 113H134V115H135ZM171 113H172V112H171ZM184 113H185V112H184ZM187 113H186V115H187ZM205 113H206V112H205ZM214 113H215V112H214ZM216 113H215V114H216ZM221 113H222V115H223V114H224V115L221 116ZM221 113H220V117H222V118H223V117L227 118L225 114H228V112L225 113L224 111H223V112L221 111ZM238 113H239V112H238ZM258 113H257V115H258ZM15 114H16V113H15ZM18 114H20V113H18ZM24 114H25V112H24ZM34 114H35V113H34ZM49 114H50V113H49ZM64 114H65V117H67V116H66V112H65ZM74 114H76V113H74ZM78 114H77V115H78ZM96 114H97V113H96ZM101 114H100V115H101ZM103 114H105V113H103ZM103 114H102V116H103ZM119 114H120V113H119ZM127 114H129V113H126V115H127ZM130 114H131V113H130ZM130 114H129V116H128V115H127V116H128V117H131V119H132L133 116H132V115L130 116ZM143 114H144V113H143ZM197 114H198V113H197ZM200 114H201V116H202L201 111H200ZM208 114H209V113H208ZM218 114H219V113H218ZM234 114H235V113H234ZM243 114H244V113H243ZM248 114H247V115H248ZM13 115H14V114H13ZM16 115H17V114H16ZM38 115H39V114H38ZM38 115H36V116H38ZM47 115H48V114H47ZM51 115H52V114H51ZM51 115H50V116H51ZM53 115H54V114H53ZM72 115H73V114H71V116H72ZM79 115H78L77 117L74 115V116H72V118H73V117H74V118H79ZM116 115H117V114H116ZM138 115H137V113H136L135 117L138 116ZM203 115H205V114H203ZM212 115H213V113H212ZM239 115H241L240 117L242 118L243 115H242V114H239ZM239 115H238V116H239ZM249 115H248V117H250ZM255 115H256V114H255ZM257 115H256V116H257ZM261 115H262V114H261ZM261 115H260V116H261ZM6 116H7V115H6ZM23 116H24V115H23ZM41 116H42V115H40L39 117H37L36 120L38 121V118L40 119ZM44 116H45V114H44ZM62 116H63V115H62ZM71 116H70V117H71ZM102 116H101V117H102ZM120 116L122 117L121 114L119 115V118H120ZM168 116H169V117H168ZM184 116H185V114H184ZM189 116H190V115H189ZM189 116L187 115V116H185V117H189ZM196 116H197V115H195V117H196ZM227 116L232 117L233 115L228 114ZM244 116H245V114H244ZM260 116H259V118H260ZM20 117H21V116H20ZM48 117H49V116H48ZM56 117H57V116H56ZM81 117H80V118H81ZM83 117H82L81 121H82L83 119H87V118H83ZM94 117H95V116H94ZM96 117H97V116H96ZM99 117H100V116L98 115V118H99ZM167 117H168V118H167ZM236 117H237V116H236ZM246 117H247V116H246ZM246 117H245V118H246ZM254 117H255V116H254ZM257 117H258V116H257ZM262 117H263V115H262ZM49 118H50V117H49ZM52 118H55V115H54V117L52 116ZM63 118H64V117H63ZM68 118H69V117H68ZM72 118H71V119H72ZM80 118H79V120H80ZM166 118H167V120H165ZM213 118H214V116H213ZM225 118H223V121H225V122H227V123H225V122H224V123L227 124V125L231 124V123L228 122V120L226 121ZM228 118H229V117H228ZM228 118H227V119H228ZM238 118H239V117H237V120L235 119L236 122L239 121V120H240V121L242 120L241 118L238 120ZM15 119H16V118H15ZM17 119H19V118H17ZM23 119H24V118H23ZM120 119H122V118H120ZM158 119H159V118H158ZM188 119H189V118H188ZM191 119H192V118H191ZM200 119H201V118H200ZM200 119H199V120H200ZM206 119H207V118H206ZM211 119H212V118H211ZM224 119H225V120H224ZM230 119H231V118H230ZM230 119H229V120H230ZM247 119H250V118H247ZM252 119H254V118H252ZM255 119L257 120L256 117H255ZM260 119H262V118H260ZM11 120H12V122L14 121L13 119H10L9 122H10ZM40 120H41V119H40ZM43 120H44V118H43ZM49 120H50V119H49ZM49 120H48V121H49ZM51 120H52V119H51ZM55 120H57V119H55ZM65 120L69 121L70 118H69V120L66 119V118H64V121H65ZM72 120H73V121H72ZM72 120H71L70 123H73V122H74L73 124H75V121H76V120H75V121H74V119H72ZM77 120H78V119H77ZM122 120H123V119H122ZM194 120L199 121L197 118L194 119ZM243 120H244V117H243ZM15 121H16V120H15ZM23 121H24V120H23ZM30 121H31V119H30ZM64 121L61 120V121H59V122L62 123V122H64ZM67 121H65L64 123H66ZM81 121H80V123H81ZM133 121H134V120H133ZM135 121H136V120H135ZM135 121H134V122H135ZM137 121L139 122V120H137ZM157 121L160 122V120H156V122H157ZM189 121H191V120H189ZM189 121H188V123H189ZM240 121H239V122H240ZM245 121H246V120H245ZM245 121H242V122L245 123ZM258 121H260V120H258ZM258 121H256V122H258ZM0 122H1V121H0ZM9 122H8V124H10ZM32 122H33V121H32ZM38 122H39V121H38ZM78 122H79V121H78ZM120 122H122V121H120ZM124 122H126V121H124ZM124 122H123V123H124ZM143 122H145V121H143ZM147 122H148V121H147ZM162 122H160V123H162ZM194 122H195V121H194ZM194 122H193V120H192L193 125H194ZM230 122L233 123V121H230ZM239 122H238V123H239ZM242 122H240V123H242ZM247 122H248V124H249V120H248ZM256 122H255V123H256ZM15 123H17V122H15ZM18 123H20V122H18ZM18 123H17V124H18ZM27 123H28V122H26L25 124H27ZM30 123H31V122H29V124H30ZM35 123H36V122H35ZM39 123H40V122H39ZM60 123H59V124H60ZM64 123H63V125H62L61 127H65V126H64ZM126 123H129V127H130L131 122H126ZM126 123H124V124H126ZM136 123H137V122H136ZM154 123H155V122H154ZM190 123H191V122H190ZM192 123H191V124H192ZM238 123H237V124H238ZM252 123L255 124V123L253 122V120H252ZM4 124H5V122H4ZM22 124H23V123H22ZM48 124H49V123H48ZM67 124H69V123L67 122ZM73 124H72V126H73ZM76 124L78 125V123H76ZM81 124H84V123L82 122ZM81 124H80V125H81ZM124 124H123V125H124ZM132 124H133V123H132ZM149 124H150V123H149ZM198 124H199V123H198ZM200 124H201V123H200ZM233 124H235V121H234ZM233 124H232V125H233ZM237 124L235 125V129H233V130H235V131H237L236 129H238V128H236ZM253 124H251V125H252L251 128H253V127L255 126V125L253 126ZM256 124H257V123H256ZM259 124H260V122H259ZM10 125H11V124H10ZM10 125H9V126H10ZM12 125H14V123H13ZM18 125H19V124H18ZM33 125H34V124H33ZM33 125H32V126H33ZM44 125H45V124H44ZM65 125H66V124H65ZM70 125H71V124H70ZM70 125H69L68 127H70ZM77 125H75V128H74V126H73L72 131H73L74 129H76V126H77ZM144 125H146V124H144ZM147 125H148V124H147ZM153 125H155V124H153ZM156 125H157V124H156ZM156 125H155V126H156ZM193 125H192V126H193ZM196 125H197V124H196V122H195L194 127H195ZM239 125H240V124H239ZM251 125H248V126H251ZM262 125H263V124H262ZM262 125L260 124V129H261V126H262ZM5 126L7 127V125H5ZM19 126H20V125H19ZM19 126H18V127H19ZM34 126H35V125H34ZM37 126H39V125L37 124L36 127H37ZM72 126H71V127H72ZM81 126H82V125H81ZM121 126H122V124H121ZM121 126H119V127H121ZM124 126H125V125H124ZM126 126H127V125H126ZM126 126H125V127H126ZM165 126H166V125H165ZM186 126H187V125H185V129H182V128H184V127L180 128V129H182L183 131H186ZM188 126H189V125H188ZM197 126H198V125H197ZM201 126H202V125H201ZM230 126H231V125H229L228 127H230ZM233 126H234V125H233ZM248 126H247V124H246V126H244L245 128H244L243 130L247 129ZM257 126H258V124H257ZM0 127H2V126H0ZM15 127H17V126H15ZM15 127L12 126L11 128H8V129H11V130H12V128L14 129ZM21 127H22V125L20 126V128H21ZM24 127H27V126H24ZM29 127H30V126H29ZM61 127H60V128H61ZM77 127H78V126H77ZM83 127H84V126H83ZM122 127H123V126H122ZM122 127L119 128V129L121 130ZM150 127H151V126H150ZM156 127H157V126H156ZM156 127H155V128H156ZM161 127H162V126H161ZM161 127H159L158 129H160ZM190 127H191V126H190ZM239 127L241 128V126H239ZM22 128H23V127H22ZM31 128H33V127H31ZM31 128H30V129H31ZM34 128H35V127H34ZM40 128H41V127H40ZM48 128H49V127H48ZM79 128H80V126H79ZM139 128H140V127H139ZM162 128H163V127H162ZM165 128H166V127H165ZM174 128H175V129H174ZM191 128H192V127H191ZM233 128H234V127H233ZM248 128H250V127H248ZM251 128H250V129H251ZM256 128H257V127H256ZM3 129H4V128H3ZM5 129H6V128H5ZM8 129H7L6 132H8ZM26 129H27V128H25V130H26ZM52 129H53V128H52ZM57 129H58V128H57ZM119 129H118V131H119ZM158 129H157V130H158ZM192 129H193V128H192ZM200 129H201V128H200ZM200 129H199V130H200ZM226 129H227V128H226ZM241 129H242V128H241ZM241 129H239V130H241ZM263 129H264V128H263ZM28 130H29V129H28ZM31 130H32V129H31ZM31 130H29V131H31ZM40 130H41V129H40ZM64 130H67V127H66V129L63 128L62 130L60 129L59 131H61L62 134H64V132H66L65 134H67L68 131H69V130H67V131H64ZM77 130H78V128H77ZM77 130H76V131H77ZM80 130H81V129H80ZM123 130H124V128L122 129L121 133L124 132ZM136 130H137V129H136ZM136 130H135V131H136ZM147 130H148V129H147ZM151 130H152V129H151ZM187 130H188V129H187ZM233 130H229V131H230L229 133H231V131H233ZM239 130H238V131H239ZM261 130H262V129H261ZM13 131H14V130H13ZM17 131H18V128H17ZM17 131H15V133H16ZM34 131H35V129H34ZM37 131H39V130H37ZM37 131H35V132H37ZM56 131H58V130H56ZM56 131H55V132H56ZM153 131H154V130H153ZM159 131H160V130H159ZM225 131H226V130H225ZM257 131H258V132H257ZM21 132H22V130H21ZM21 132H20V133H21ZM26 132H28V131L26 130ZM26 132H25V135H26ZM35 132H34V134H35ZM55 132H54V133H55ZM70 132H71V130H70ZM78 132H79V131H78ZM126 132H127V130H126ZM126 132H124V133L126 134ZM129 132L131 133V131H129ZM151 132H152V131H151ZM160 132H162V131H160ZM164 132H165V131L163 130V133H164ZM181 132H182V131H181ZM186 132H187V131H186ZM186 132H185V133H186ZM198 132H199V131H198ZM198 132H197V133H198ZM241 132H242V130H241ZM243 132H244V131H243ZM248 132H251V133H252V131H250V130H248ZM248 132H247V130H246L245 135H251V134L248 133ZM256 132H257V134H259V136H261V135L263 136V134H264V131H263V130H262V133H261V132L259 133V130H258V129L256 130ZM256 132H253V133L256 134ZM13 133H14V132H13ZM20 133H19V134H20ZM28 133H29L28 135L31 136V135H30V132H28ZM48 133H49V132H48ZM56 133H57V132H56ZM56 133H55V134H56ZM76 133H77V132H75L74 134H76ZM119 133H120V131H119ZM119 133L116 134V137L119 135ZM138 133H139V131H138ZM147 133H149V132H147ZM194 133H196V132L194 131ZM207 133H209V131H208ZM224 133H225V132H224ZM224 133H223V134H224ZM234 133L236 134L237 132H234ZM247 133H248V134H247ZM1 134H2V132H1ZM1 134H0V136H1ZM10 134H11V135H10ZM16 134H17V133H16ZM16 134H13V135H16ZM19 134H18V136H19ZM23 134H24V132L22 133V135H23ZM31 134H33V132H32ZM58 134H60V132H58V133L56 134V136H55V137H57V140H58L59 138L66 139L69 135H71V134L73 135V133H71V134L68 133L67 137H65V136H63L62 134H61L62 136H61V135H58ZM127 134H128V133H127ZM153 134H154V135H153ZM153 134H151V135H153L155 138H156V136L158 135V134H157V135L155 136V133H153ZM187 134H189V133L187 132ZM203 134H204V133H203ZM209 134H211V132H210ZM226 134H228V130L226 131V133H225L224 135H225V136H229V134H228V135H226ZM238 134H239V135H243V133L240 134V132H239ZM260 134H261V135H260ZM6 135H7V134H6ZM9 135H10L9 137L13 136L12 133H10V130H9ZM28 135H27V137H28ZM36 135H37V133H36ZM38 135H39V133H38ZM45 135H46V134H45ZM47 135H49V134H47ZM51 135H52V133H51ZM57 135L59 136V138H58ZM72 135H71V137H72ZM82 135H83V134H82ZM129 135H130V134H129ZM132 135H133V137H135V136H134V131H133V134H131V136H132ZM182 135H183V134H182ZM185 135H186V134H185ZM191 135H193V134L190 133V136H189V137L192 139L193 137H192ZM233 135H234V134L232 133V134H231V136H232L231 138H233ZM245 135H244V136H245ZM7 136H8V135H7ZM7 136H5V134H4V137H5V138H6ZM23 136H24V135H23ZM40 136H41V134H40ZM53 136H54V135H53ZM111 136H112V135H111ZM113 136H114V135H113ZM140 136H141V134H140ZM146 136H148V135H146ZM153 136H152V137H153ZM187 136H188V135H186V137H187ZM196 136H197V134H196ZM251 136L253 137L254 135H251ZM2 137H3V136H2ZM9 137H7V138L9 139ZM44 137H45V136H44ZM49 137H50V139H51V138L54 139V137H52V136H50V135H49ZM49 137H48V138H49ZM63 137H64V138H63ZM71 137H70V138H71ZM121 137H123V136L121 135L119 138H115V136H114V143H113V142H112V143H113L114 145L117 144V141L115 142V139L120 141V138H121ZM126 137H128V136L126 135ZM126 137L124 138V140L126 139V142H127V140H128L129 143H130V137H129V139L126 138ZM133 137H132V138H133ZM138 137H139V134H138ZM143 137H145V136H143ZM163 137H164V136H163ZM183 137H184V135L182 136V138H183ZM222 137H223V138H222ZM237 137H238V135H237ZM239 137H240V136H239ZM239 137H238V138H239ZM241 137L243 138V136H241ZM241 137H240V139H242ZM246 137H247V136H246ZM254 137L256 138V136H254ZM7 138H6V139H7ZM28 138H29V137H28ZM37 138H38V137H37ZM40 138H41V137H40ZM42 138H43V136H42ZM42 138H41V140H42ZM112 138H113V137H112ZM112 138H111V139H112ZM135 138H136V137H135ZM135 138H133L134 142H135V140H137V141L139 140L138 138H136V139H135ZM140 138H142V136H141ZM155 138H154V139H155ZM157 138H158V136H157ZM159 138H161V137H159ZM182 138H181V139H182ZM198 138H199V137H198ZM234 138H236V137H234ZM234 138H233V139H234ZM249 138H251V137H249ZM10 139H12V137H11ZM17 139H18V137H16V140H17ZM20 139H22V138L20 137ZM25 139L27 140L26 136H25ZM25 139H23V140L25 141ZM38 139H39V138H38ZM53 139H52V140H53ZM55 139H56V138H55ZM62 139H61V140H62ZM68 139H69V137H68ZM95 139H96V138H95ZM97 139H98V137H97ZM165 139H167V138H165ZM191 139L189 140V143H190ZM218 139H219V138H218ZM218 139H217V140H218ZM222 139H223V140L226 139L227 141H229V140H233V139H230V138L228 139V137H227V138H226V137L224 138V136H221V140H219V141L222 142ZM236 139H237V138H236ZM246 139H248V138H246ZM1 140H4L5 143H9V142H7L8 140L6 141L5 139H0V143H2ZM23 140H19V141H23ZM45 140H46V139H45ZM52 140H50V141H51L50 143H52ZM57 140H55L56 143H57L58 141H60V140H58V141H57ZM99 140H100V138H99ZM101 140H102V139H101ZM122 140H123V138L121 139V141H122ZM131 140H132V139H131ZM133 140H132V141H133ZM157 140H158V139H155V141H152V142H154V143H152V145H153V144H156V146H158V143H159V142H157ZM160 140H161V142H162V140L164 141V138H163V139H160ZM160 140H158V141H160ZM200 140H201V142H202V139H199V141H200ZM234 140H235V139H234ZM243 140H244V142H245V139H244V138H243ZM249 140H250V139H249ZM249 140L246 141V142L248 143ZM252 140H253V139L250 140V142H249L250 144H251L252 142L254 143V140H253V141H252ZM262 140H263V138H262ZM10 141H11V140H10ZM13 141H15V138H14V137H13V140H12L11 142H13ZM19 141L17 140L16 142L19 143ZM24 141H23V142H24ZM27 141L29 142V140H27ZM27 141H25V142H27ZM62 141H63V140H62ZM94 141H95V140H94ZM94 141L91 140L90 143H91V142H94ZM97 141H98V140H97ZM97 141H96V142H97ZM137 141H136V142H137ZM182 141L184 142L183 139H182ZM195 141H197V140L195 139ZM195 141H194V142H195ZM199 141H198V142H199ZM207 141L209 142V140H206V141H203V142L206 143ZM219 141H218V142H219ZM224 141H225V140H224ZM236 141H238V139H237ZM236 141H235V142H236ZM251 141H252V142H251ZM256 141H257V140H256ZM256 141H255V142H256ZM260 141H261V139H260ZM42 142H43V141H42ZM60 142H61V141H60ZM60 142H59V143H60ZM66 142H67V141H66ZM68 142H69V141H68ZM68 142L65 143V145L68 144ZM79 142H80V141H79ZM84 142H85V146H86V145H87V146L89 145V144H86V143H88V142H86V141H84ZM84 142H83V143H84ZM101 142H102V141H101ZM101 142H100V143H101ZM103 142H104V141H103ZM123 142L125 143V141H123ZM134 142H132V143L134 144ZM136 142H135V143H136ZM164 142H165V141H164ZM171 142H172V140H171ZM179 142H180V141H179ZM183 142H182V143H183ZM186 142H187V141H186ZM191 142H193V141H191ZM198 142H196V143H198ZM201 142H199V144H200ZM203 142H202V143H203ZM213 142H215V141H213ZM230 142H231V141H230ZM230 142H229V143H230ZM242 142H243V141H242ZM244 142H243V143H244ZM246 142H245V143H246ZM261 142H262V141H261ZM261 142H260V143H261ZM5 143H4V144H5ZM13 143H15V142H13ZM18 143H16V144H18ZM45 143H46V142H45ZM45 143H44V144H45ZM61 143H64V142H61ZM83 143L80 142V144H79V143H78V144L81 145V144H83ZM97 143L100 145L99 142H97ZM119 143H120V142H119ZM132 143H130L131 146H132ZM166 143H167V142H166ZM182 143H181V144H182ZM189 143L187 144L188 146H186V143H185L186 149H184V151L187 150V152L185 151L186 153H188V152H192V155H191V159H192V158H193L192 156H194L193 154L195 153V150H198V151H200V153H201V152H202V151H201V146L203 147L204 145L199 146L200 150H199V148L197 149V144H196V146L194 145V149H195V147H196V149H195V150H194V149H191V150H194V153H193V151L190 150V147L193 148V147H192L193 145H191V143H190V144H189ZM202 143H201V144H202ZM222 143H223V142H222ZM229 143H226V144L228 145ZM232 143H233V142H232ZM239 143L241 144L240 141H239ZM243 143H242V145H244ZM247 143H246V144H247ZM9 144H11V143H9ZM16 144H13V145H16ZM24 144H26V143H24ZM37 144H38V143H37ZM47 144H49V141L47 142ZM47 144H46V147L44 146L45 148H47ZM53 144H54V141H53ZM98 144H97V145H98ZM101 144H102V143H101ZM127 144H128V142H127ZM168 144H171V143H168ZM168 144H167V145H168ZM173 144H174V143H173ZM178 144H179V143H178ZM199 144H198V145H199ZM210 144H211V141H210ZM210 144H207V150H208V147H209L208 145H210ZM224 144H225V142L223 143V145H224ZM226 144H225V145H226ZM230 144H231V143H230ZM258 144H259V143H258ZM1 145H2V144H1ZM20 145H21V142H20ZM27 145H29V144H27ZM83 145H84V144H83ZM92 145H93V144H91V146H92ZM105 145H106V144H105ZM118 145H121V143L118 144ZM125 145H126V143L124 144V148H125ZM160 145H161V144H160ZM190 145H191V146H190ZM211 145H213V144H211ZM237 145H239V144L237 143ZM255 145H256V144H255ZM255 145H254V146H255ZM259 145H261V144H259ZM9 146H10V145H9ZM23 146H26V145H23ZM41 146H42V145H41ZM53 146H54V145H52V147H53ZM67 146H68V145H67ZM87 146H86V147H87ZM93 146H94V145H93ZM115 146H117V145H115ZM126 146H130V145H126ZM135 146H136V145H135ZM181 146H182V145H181ZM205 146H206V145H205ZM240 146H241V145H239V147H240ZM245 146H247V145H245ZM254 146H253V144H252V146H251L252 148H251V149H253ZM13 147H16V148H17L18 146L16 145V146H13ZM21 147H22V146H21ZM27 147H28V146H27ZM44 147H42V148H44ZM49 147H50V148H49ZM56 147H57V146H56ZM60 147H61V145H60ZM60 147H58V148H60ZM83 147H84V146H83ZM86 147H84V148H86ZM117 147H119V146H117ZM150 147H151V146H150ZM216 147H217V146H216ZM220 147H221V146H219V147H217V148H220ZM229 147H230V146H229ZM232 147H233V145L231 146V148H232ZM247 147H250V146H247ZM257 147H258V145H257ZM259 147H260V146H259ZM10 148H11V146H10ZM24 148L26 149V147H24ZM42 148H41V149H42ZM45 148H44V149H45ZM48 148H49L48 150H50V149H51V145H48ZM58 148H57V149H58ZM61 148H62V147H61ZM61 148H60V149H61ZM64 148H65V147H64ZM88 148H91V147L89 146ZM119 148H120L121 151H122V149H124V148H122V147H119ZM121 148H122V149H121ZM135 148H136V147H134V149H135ZM137 148H138V147H137ZM140 148H141V147H140ZM146 148H147V147H146ZM148 148H149V147H148ZM156 148L158 149V147H156ZM179 148H180V144H179ZM183 148H184V144H183ZM203 148H204V147H203ZM205 148H206V147H205ZM243 148H246V147L243 146ZM2 149H3V148H2ZM11 149H12V148H11ZM18 149H19V151H21V149H23V148H21V149H20V148H17V149H15V150H18ZM41 149H40V151H41ZM44 149H43V151H44ZM81 149H82V148H81ZM91 149H92V148H91ZM126 149L128 150L127 152H126ZM131 149H132V147H131ZM134 149H133V151H134ZM153 149H154V148H153ZM168 149H169V150H172V151H176L178 148H176L175 146H172V144H171V145L169 146ZM188 149H189L190 151H189ZM209 149H211V147H209ZM213 149H214V148H213ZM213 149H212V150H213ZM237 149H239V148H236V150H237ZM240 149H242V148H240ZM246 149H247V148H246ZM248 149H249V148H248ZM13 150H14V149H13ZM26 150H27V149H26ZM26 150H25V152H26ZM52 150H53V152H55L57 155H58L59 151H61V150H59V151L56 152V151H55L56 149L54 150V148H52ZM52 150H50V151H48V152H52ZM83 150H85V149H83ZM86 150H89V149H86ZM115 150H118V149H115ZM120 150H119V151H120ZM137 150H138V149H137ZM139 150H140V149H139ZM139 150H138V152H139ZM145 150H148V149H145ZM181 150H183V149H181ZM181 150H179V154H180ZM202 150H203V149H202ZM207 150L204 149L203 152H205V151H207ZM216 150H217V149H216ZM218 150H219V149H218ZM220 150H221V148H220ZM220 150H219V151H220ZM223 150H224V148L222 149V151H223ZM230 150L232 151V149H230ZM230 150H229V151H230ZM242 150H243V149H242ZM253 150L256 151V149H253ZM253 150H252V152H253ZM259 150H260V151L262 150L261 147L259 148ZM259 150H258V148H257V151H259ZM1 151H2V150H1ZM40 151H39V152H40ZM76 151H77V150H76ZM102 151H103V150H102ZM124 151L128 154L129 149H128V148H125V150H123V152H124ZM140 151H141V150H140ZM143 151H144V150H143ZM150 151H151V150H148V152H150ZM198 151H197V152H198ZM219 151H218V152H219ZM229 151H228V152H229ZM243 151H244V150H243ZM248 151H249V150H248ZM248 151H247V152H248ZM260 151H259V152H260ZM11 152H12V156H11V153H9V154H10V156H9V155L7 154V153H8V151H7L6 155H8L10 158H6V157H8V156H6V157H5L6 160H9V159L11 160L14 156L16 157L17 153H14V151H11ZM15 152H17V151H15ZM21 152H22V154H23V150H22ZM48 152H45V153L48 154ZM110 152H111V151H110ZM112 152H115V151H112ZM138 152H137V153H138ZM144 152H146V151H144ZM144 152H142V154H143ZM159 152H160V151H159ZM197 152H196V153H197ZM213 152H214V151H212V153H213ZM216 152H217V151H216ZM216 152H214V154L212 155V157L215 156V153H216ZM218 152H217V153H218ZM233 152H235V151H233ZM233 152H232V154H233ZM236 152H237V151H236ZM238 152H239V151H238ZM0 153H1V152H0ZM19 153H20V152H19ZM41 153H44V152H41ZM118 153H119V152H118ZM126 153H125V155H126ZM129 153H130V152H129ZM150 153H152V152H150ZM154 153H155V152H154ZM177 153H178V152H177ZM182 153H184V152H182ZM182 153H181V154H182ZM186 153H185V154H186ZM196 153H195V155H196ZM205 153H206V152H205ZM209 153H210V152H208V154H207L206 156H208ZM212 153H211V154H212ZM255 153L258 155V152H255ZM262 153H263V152H262ZM13 154H16V155H13ZM52 154H53V153H52ZM56 154H55V155H56ZM60 154H61V153H60ZM62 154H64V153H62ZM62 154H61V158H64V156H63ZM77 154H78V153H77ZM121 154H122V153H120V155H121ZM130 154H131V153H130ZM139 154H140V153H139ZM161 154H162V152H161ZM164 154H165V153H164ZM169 154H170V153H169ZM179 154H178V157H179V158L181 157V162H182V161H183V158H182V157H184V156H183L184 154H182V156H179ZM181 154H180V155H181ZM203 154H204V153H203ZM219 154H220V153H219ZM222 154H223V153H222ZM222 154H220V155L222 156ZM229 154H230V153H229ZM229 154H227V155L230 156V158H232V161L235 162L234 159H236V158L233 159V157H231V155H229ZM234 154H235V153H234ZM236 154L238 155V153H236ZM241 154H243V153H241ZM19 155H20V154H19ZM42 155H43V154H42ZM44 155H45V154H44ZM55 155H53V157H54ZM71 155H72V154H71ZM101 155H102V154H101ZM106 155H107V154H106ZM112 155H113V154H112ZM123 155H124V154H123ZM133 155H135V154H133ZM146 155H147V154H146ZM165 155H166V154H165ZM224 155H225V154H224ZM224 155H223V156H224ZM237 155H236V156H237ZM243 155H244V154H243ZM252 155H253V154H252ZM1 156H2V155H1ZM1 156H0V159L2 158ZM4 156H5V155H4ZM21 156H22V155H21ZM21 156H17V157H21ZM23 156H25V154H24ZM40 156H41V154H40ZM40 156H38V158H39ZM48 156H51V154H50V155L48 154ZM48 156H46V157H47L46 159L44 158V159L46 160V163H47V161L50 162V160H51V159L48 160V159H49ZM62 156H63V157H62ZM102 156H104V155H102ZM115 156H116V155H115ZM131 156H132V154H131ZM188 156H190V155H188ZM197 156H200V154L197 155ZM210 156H211V155H210ZM218 156H219V155H218ZM221 156H219V157L222 158L223 156H222V157H221ZM232 156H234V155H232ZM236 156H235V157H236ZM239 156H240V154H239ZM255 156H256V155H255ZM17 157H16V158H17ZM25 157H27V156H25ZM25 157H24V159H25ZM43 157H45V156H43ZM55 157L57 158V156H55ZM58 157H60V155H59ZM67 157H68V156H67ZM73 157H75V155H74ZM76 157H77V155H76ZM99 157H100V155H99ZM104 157H107V156H104ZM117 157H119V154L117 155ZM135 157H137V155H136ZM142 157H143V156H142ZM172 157H173V156H172ZM178 157L176 156V158H178ZM186 157H187V156H186ZM200 157H202V158L204 157V158H205V154H204V156L201 155ZM200 157H199V158H200ZM212 157H210V159H211ZM216 157H217V155L215 156V160L218 158V157H217V158H216ZM241 157H242V161H243L244 158H243V156H241ZM262 157H263V156H262ZM50 158H52V157H50ZM61 158H57V161H58V159H60V160H62V161H63V160H66V159H65L66 157H65L64 159H61ZM70 158H72V157H70V155H69V159H70ZM113 158H114V156H113ZM119 158H120V157H119ZM132 158H134V156H132ZM140 158H141V157H140ZM140 158H139V159H140ZM146 158H147V156H146ZM146 158H145V159H146ZM148 158H149V157H148ZM153 158H154V157H153ZM156 158H157V157H156ZM156 158H154V159H156ZM166 158H167V156H166ZM174 158H175V157H174ZM174 158H172L174 161L177 160V159H174ZM187 158H188V157H187ZM187 158H186V159H187ZM206 158H207V157H206ZM228 158H229V157H228ZM239 158H240V157H239ZM239 158H238V159H239ZM253 158H254V157H253ZM255 158H256V157H255ZM263 158H264V157H263ZM2 159H3V158H2ZM21 159H22V158H21ZM34 159H35V158H34ZM44 159H43V160H44ZM99 159H100V158H99ZM111 159H112V157H111ZM117 159H118V158H117ZM117 159H116V160H117ZM122 159H123V158H122ZM127 159H128V157H127ZM127 159H126V156H124V160H125L124 162H125V164L127 163V162H126ZM129 159H130V157H129ZM149 159H150V158H149ZM151 159H152V157H151ZM157 159H158V158H157ZM191 159H190V161H191ZM207 159H209V158H207ZM207 159H206V160H207ZM218 159H219V158H218ZM225 159H227V158L224 157V160H225ZM259 159H261V158H259ZM17 160H18V159H17ZM37 160H38V159H37ZM37 160H35L36 163L38 162ZM40 160L42 161L41 157H40ZM104 160H107V159L104 158ZM108 160H110V159L108 158ZM118 160H120V159H118ZM131 160H132V161H134V160L136 161V160H138V158H137V159H131ZM131 160H130V162H129L130 165H131ZM146 160H147V159H146ZM160 160H161V159H160ZM178 160H179V159H178ZM201 160H204V159H201ZM215 160H214V163H216ZM219 160H220V159H219ZM219 160H218V161H219ZM222 160H223V158H222ZM228 160H230V159H227V161H228ZM239 160H241V159H239ZM239 160H238V161H239ZM256 160H257V159H256ZM256 160H255V163H256V162L258 163V161H256ZM1 161H2V160H1ZM4 161H5V160H4ZM11 161H12V160H11ZM15 161H16V159H15ZM19 161H20V158H19ZM54 161H55V158H54ZM66 161H67V160H66ZM101 161H102V160H100V162H101ZM110 161H111V160H110ZM135 161H134L133 163H135ZM138 161H139V160H138ZM140 161H143V160L140 159ZM149 161H150V160H149ZM152 161H153V159H152ZM155 161H156V160H155ZM162 161H163V160H162ZM165 161H166V160H165ZM169 161H170V162H173L171 159H169ZM169 161H168V162H169ZM186 161H187V160H186ZM186 161H183L184 164H182V165H180V163H178V165H175V164H169V165H168V164H167L168 166H167V165H165V166L169 167V169H167L166 171H175V172H176L178 169L181 168V166L183 167V166H185V165L188 164V166H189V167H188L189 169L187 168L188 171H189V170H192V169H195V170H196V169H198V168H199V169L201 168L200 170H202L203 172L201 171L202 173H200V175H201V177H202V175L205 176L204 173H205L206 170L211 166V165L209 166L210 162H209V161H206V162H205L206 165H207L208 162H209V164H208L209 167L207 166V169H205V172H204V170L202 169L203 164H201V162H200L201 165H199L200 167L197 165V166H198V167L196 166L197 168L193 166L194 168L191 167L192 169H190V166H191L193 163L191 162L192 164H190V161H189V163H186ZM210 161H212L211 164H213V165H212L211 167H213V166L215 165V164L213 163V159L210 160ZM218 161H217V162H218ZM220 161H221V160H220ZM220 161H219V163H218L219 165H218L217 163H216V165L221 166V164L223 163V161H221V164H220ZM232 161H231V162L228 161V162L232 163ZM242 161H239V162L242 163ZM253 161H254V160H253ZM5 162H6V161H5ZM7 162H9V161H7ZM43 162H44V161H43ZM51 162H52V160H51ZM60 162H61V161H60ZM60 162H57V163H58V165H57V164H56V161H55V162H54V165L56 164V166H61V165L63 166L64 163H66V162L63 161V164L61 163V165H59ZM68 162L70 163L71 161H68ZM107 162H108V161H107ZM114 162H116V161H114ZM120 162H122V161H119V162L117 161V163H119V164H120ZM136 162H137V161H136ZM156 162H157V161H156ZM179 162H180V160H179ZM193 162H194V161H193ZM249 162H250V161H249ZM10 163H11V162H10ZM12 163H14V160H13ZM16 163L18 164V161H16ZM19 163H20V162H19ZM36 163H35V164H36ZM41 163H42V162H40L39 164H41ZM46 163H44V164L46 165ZM102 163H103V162H102ZM102 163H101V165H102ZM122 163H123V162H122ZM138 163H139V162H138ZM138 163H136V165H137ZM145 163H146V161H145ZM145 163H143V164H145ZM147 163H148V161H147ZM147 163H146V165H147ZM149 163H150V162H149ZM153 163H154V162H153ZM166 163H167V161H166ZM185 163H186V164H185ZM194 163H195V162H194ZM202 163H203V162H202ZM205 163H204V165H205ZM224 163H226V160H225ZM224 163H223V165L225 166L226 164H224ZM230 163H229V164H230ZM240 163H239L240 166H241L242 164L244 165V163H242V164H240ZM7 164H8V163H6V165H7ZM14 164H15V163H14ZM14 164H13V165H14ZM37 164H38V163H37ZM50 164H53V163H50ZM106 164H108V166L110 165L109 163H106ZM106 164H105L104 168L107 166ZM111 164H114V163H111ZM115 164H116V163H115ZM119 164H118V165H119ZM125 164H123L124 167H125ZM127 164H128V163H127ZM139 164H140V163H139ZM154 164H156V163H154ZM196 164H197V163H195V165H196ZM198 164H199V163H198ZM232 164H234V163H232ZM232 164H231V165H232ZM251 164H252V163H251ZM263 164H264V162H262V161H260L258 164H256L257 166L259 165L258 168H257V169H258V172L260 173V174H258V176H260V177L258 178V180H260V178L263 177V175H262L263 173L261 174V172L264 171L263 168H262V167L264 166ZM3 165L5 166V164H3ZM45 165H42V166H45ZM71 165H72V164H70V166H71ZM99 165H100V164H99ZM99 165H98V166H99ZM103 165H104V164H103ZM103 165H102V166H103ZM118 165L116 164V166H118ZM140 165H141V164H140ZM146 165H145V166H146ZM173 165H175V169H174V168H171V166H173ZM193 165H194V164H193ZM206 165H205V166H206ZM231 165H230V168L233 166V165H232V166H231ZM239 165H238V166H239ZM38 166H39V165H38ZM40 166H41V165H40ZM48 166H49L50 168H52L51 165L47 164V167H48ZM56 166H55V167H56ZM66 166H67V165H65V167H66ZM70 166H68V167L70 168ZM111 166H112V165H111ZM114 166H115V165H114ZM152 166L155 167V165H153V164L151 165V167H152ZM205 166H204V167H205ZM227 166L229 167L228 164H227ZM227 166H226V167H227ZM246 166H247V164H246ZM257 166H253L252 168H253V169H256V168H254V167H257ZM0 167H1V164H0ZM2 167H3V166H2ZM7 167H8V166H7ZM9 167H12V165H11V166L9 165ZM9 167H8V168H9ZM55 167H53V169H54ZM65 167H64V168H65ZM99 167H100V166H99ZM99 167H98V168H99ZM120 167H122V166L120 165ZM131 167H132V166H131ZM133 167H134V166H133ZM146 167H147V166H146ZM149 167H150V166H149ZM149 167H147V168H149ZM163 167H164V166H163ZM186 167H187V166H186ZM186 167H185V168H186ZM204 167H203V168H204ZM211 167H210V168H211ZM214 167H215V166H214ZM216 167H217V166H216ZM226 167H224V169H225ZM228 167H227V168H228ZM249 167H250V166H249ZM3 168H4V167H3ZM42 168H45V167H42ZM50 168H48V170L51 171ZM61 168H62V167H61ZM61 168H60V169H61ZM64 168H63V170H64ZM66 168H67V167H66ZM87 168H88V167H87ZM100 168H103V167H100ZM111 168H113V167H111ZM115 168H116V167L113 168V171H114ZM118 168H119V167H118ZM205 168H206V167H205ZM233 168H234V167H233ZM236 168H237V167H236ZM240 168H242V166H241ZM40 169H41V168H40ZM46 169H47V168H45V170H46ZM57 169H58V168H57ZM74 169H76V167H75ZM74 169H72L71 171L73 172ZM135 169H136V166H135ZM141 169H142V168H141ZM153 169L155 170V168H153ZM157 169H158V167H157ZM162 169H163V168H162ZM164 169H165V168H164ZM182 169H183V168H182ZM182 169L178 170V172H180V174H183V173H181V172H182ZM215 169H217V168H214V171H215ZM218 169H219V168H218ZM224 169H223V170H224ZM244 169H245V168H244ZM244 169L242 168V169H240V171H241V170H244ZM246 169H248V168H246ZM253 169H252V171H255V170H253ZM3 170H5V169H3ZM3 170H2V171H3ZM6 170H7V168H6ZM9 170H10V168H9ZM43 170H44V169H43ZM45 170H44V171H45ZM48 170H46V173H47V172L49 173ZM96 170H97V169H96ZM102 170H103V169H102ZM102 170H101V171H102ZM104 170H106V169H104ZM118 170H119V171H118L119 174L125 172V171H124V170H125L124 168H123V169H122V168H121V169L119 168ZM120 170H121V172H120ZM126 170H127V169H126ZM133 170H134V168H133ZM145 170L148 171L146 168H145ZM151 170H152V169H151ZM187 170H186V169H185V170L183 169L184 172L187 171ZM195 170H193V172H195ZM208 170H209V169H208ZM208 170H207V171H208ZM212 170H213V169H212ZM219 170H220V169H219ZM223 170H222V168H221V171H222V172H221L219 175H221V174L223 173ZM227 170H228V169H227ZM227 170H225L224 172H226ZM229 170H230V169H229ZM232 170H233V169H231L230 171H232ZM250 170H251V168H250ZM0 171H1V170H0ZM60 171H61V173H62V170H60ZM60 171H59V169H58V172H55V173H59ZM64 171H65V170H64ZM88 171H90V176H91V178H93V176H95V175H94L95 173H93V171L90 170V168H89ZM88 171H87V172H88ZM98 171H99V170H98ZM107 171L109 172V171H111V169H109V170H107ZM107 171H104V172H105V175L107 174ZM115 171H117V169H116ZM142 171H143V170H141V172H142ZM149 171H150V168H149ZM152 171H153V170H152ZM163 171H164V170H163ZM163 171H162V172H163ZM188 171L185 172V174L180 175V176H179V177H180L179 180H180V179H181V180L184 179V181H186V182L195 181V183H194L193 185H191V186H188L189 184H188V185L186 184V185L188 186V187H187V186L185 185V182H184V184L182 185L181 182H182L183 180H182V181L180 180L181 182L179 181V182H180V183H179V182H178V179L175 177L176 174H175V172H174V174H175V176H174L175 179L173 178V176H170V179L172 180V182L170 181V184H169V185L167 184V183H168L167 180H166V182H167L166 185H165V184H161V183L158 184V182H157L158 185H157V188H156V189L154 188V190H153V191H154L153 194L150 193V191H151L152 189L150 190V188H149L148 186H150L149 183H153V182H155V184H156V181H155L154 179L152 180L153 182L150 181V180H149L150 182H149V181L147 182V180L145 181V182H147L146 184H148V186H146V187L143 186L144 188H141V191H143L142 193H144V194L146 193V194H147V200H146V197H145V199H143V198H144V197H143L144 194H143V195H141L143 198H141L140 200L135 199L134 197H132V199H130L128 202H126V203H124V204H118V205H117V208H116V206H114V207H115V208H114V207H113V202H114V204H116V201L113 199L114 196L112 197V196L109 194V195L112 197L113 201H109V200H107V201H109V202L107 203V205L109 206L108 208H109V210L114 209V210L117 211V212H123V211L126 212V211H128V210H127L128 208H127L126 210H125V208H126V207H129V209H131V210L133 209V210H134V211H132V213H137V212L140 210L141 212L143 211V212H145V213H146V212H147V213L149 212V215H150V212H153V213H154V212H159V213H160V210L162 209V210H164L165 212H176V213H174L173 215H177V217H179V218H183V217H181V215L183 214L182 212H188V211L190 212V211H192V210L196 211V209H194L196 206H194L193 209H191V210H189L191 207H188V209L186 208V206H188V204H189V202H190V200H189L190 197H188V196L191 195V196H195V197H196V196H199V193H200V196H201L202 193L200 192L201 190L199 191V188H198V187H199V185H200V188H201V186L205 185V184L201 185V184H202L201 182H203V181H202L203 179H202L201 177H200L201 179L199 178L200 180L198 179V177H197L196 180H195V178H194V177H195L194 173H192V174L194 175V177H192L191 174H190L192 171H191V172H188ZM209 171H210V170H209ZM235 171H236V170H235ZM235 171H234V172H235ZM238 171H239V169H238ZM247 171H248V170H246V172H247ZM256 171H257V170H256ZM256 171H255L254 173H256ZM72 172H71V173H72ZM126 172L129 174L128 170H127ZM130 172H131V170H130ZM158 172H159V171H158ZM164 172H165V171H164ZM197 172H198V170H197ZM197 172H196V173H197ZM228 172H229V171H228ZM242 172H243V171H242ZM244 172H245V171H244ZM5 173H6V172H5ZM50 173H51V172H50ZM50 173H49L48 175H50ZM55 173L51 174V176L53 177V175H54ZM69 173H70V170H69ZM139 173H140V172H138V177L140 176ZM142 173H143V172H142ZM142 173H141V174H142ZM145 173H146V172H145ZM145 173H143V174H145ZM154 173H155V172H154ZM168 173H169V172H168ZM186 173H188L189 176L186 175ZM231 173H233V172H231ZM235 173L237 174V172H235ZM235 173H233V174H235ZM239 173H240V172H239ZM40 174H41V173H40ZM63 174H65V173H63ZM72 174H73V173H72ZM72 174H70V175H72ZM87 174H88V173H87ZM100 174H101V173H100V171H99V175H100ZM109 174H110V173H109ZM111 174H112V172H111ZM115 174H116V172H115ZM128 174H127V175H128ZM131 174H132V173H131ZM136 174H137V173H136ZM147 174H149V173H147ZM157 174H159V173H156V177H157ZM161 174L164 175V173H161V172H160V175H161ZM166 174H167V173H166ZM172 174H173V173H172ZM197 174H198V173H197ZM217 174H218V173H217ZM217 174H216V175H217ZM227 174H229V173H227ZM236 174H235V175H236ZM241 174L244 175L243 173H241ZM256 174H257V173H256ZM0 175H1V177H2V175H3V177H4L5 174L3 173V174H0ZM42 175H43V174H42ZM42 175H41V176H42ZM45 175H46V174H44L43 176H45ZM55 175H56V174H55ZM59 175H61V174H59ZM105 175L103 174L102 177L105 176ZM107 175H108V174H107ZM113 175H114V174H112V175L109 176V177H111L110 180L113 179L114 176H115V177H116V176H121L122 174H121V175H114V176H113ZM123 175L127 176L126 174H123ZM123 175L120 177V180H121V181H120V182H121V183H120V186H121V184L123 185V181H122L123 179H121V178H123ZM129 175H130V174H129ZM150 175H152V173L149 174V176H150ZM185 175L187 176L186 178L191 177L192 179L194 178V180H192L191 178H190V179H191L190 181H187V180H189V179L185 180V178H182V177L185 176ZM216 175H215V176H216ZM219 175H218V177H219ZM222 175H223V174H222ZM230 175H231V174H230ZM235 175H234V177H235ZM242 175H241V176H242ZM64 176H65V175H64ZM72 176H73V175H72ZM112 176H113V177H112ZM131 176H132V175H131ZM154 176H155V174H154ZM168 176H169V175H168ZM196 176H197V175H196ZM198 176H199V175H198ZM204 176H203V177H204ZM228 176H229V175H228ZM228 176L225 177V180L228 178ZM244 176H245V175H244ZM244 176H243V179H242V180H239V179H238L239 182H240V185L237 183L238 181L236 182L239 186L236 185V183H234L235 181L232 182V181H233L232 179L234 178V177H233V178L231 179V180H232V181H231V182H232V185H235L234 187L237 186V188L239 187V188L241 189V188H242V185H241V184H243V186L246 184V182L242 183L243 180L245 181L247 178L250 177L249 174L246 176V178H245ZM248 176H249V177H248ZM3 177H2V178H3ZM39 177H40V175H39ZM52 177H51V180H52ZM55 177H57L56 179H58L59 176L56 175ZM66 177H67V176H66ZM75 177H76V175H75ZM75 177H74V181H76V180H75ZM107 177H108V176H106V178H107ZM150 177H151V176H150ZM156 177H155V179H156ZM177 177H178V176H177ZM218 177H217V178H218ZM220 177H221V176H220ZM220 177H219V178H220ZM252 177H253V176H252ZM254 177H255V175H254ZM2 178H0V180H1ZM42 178H43V177H42ZM53 178H54V177H53ZM71 178H72V177H71ZM116 178H117V177H116ZM124 178H126V177H124ZM128 178H129L130 180H132L131 177H128ZM132 178H133V176H132ZM136 178H137V177H136ZM136 178H135V179H136ZM141 178H142V177H140V179H141ZM152 178H153V177H152ZM217 178H216L214 181H216ZM240 178H242V177H240ZM38 179H39V178H38ZM46 179H48V178H46V176H45V181H47ZM54 179H55V178H54ZM60 179H62V178L60 177ZM67 179H68V177H67ZM67 179L64 178V180H67ZM102 179H103V178H102ZM114 179H115V178H114ZM114 179H113V180H114ZM140 179H139V180H140ZM176 179H177V181H176ZM229 179H230V177H229ZM236 179H237V176H236ZM236 179H234V180H236ZM36 180H37V179H36ZM40 180H42V179L40 178ZM64 180H63L62 183L65 182ZM92 180H93V179H92ZM105 180H107V179H104V181H105ZM108 180H109V178H108ZM115 180H116V179H115ZM124 180H125V179H124ZM127 180H128V179H127ZM133 180H134V179H133ZM168 180H169V179H168ZM198 180L200 181V183H199ZM218 180H219V179H218ZM218 180H217V181H218ZM255 180L257 181V179H255ZM255 180L252 179V180H247V181H248V182H249V181H254V182H255ZM56 181H57V182H60L59 184H62V183H61L62 180H61V181H60V180H59V181L56 180ZM68 181H69V180H68ZM68 181H66V183H67ZM102 181H103V180H102ZM102 181H101V182H102ZM118 181H119V179L117 180L116 185L119 186ZM135 181H136V180H135ZM140 181H141V180H140ZM140 181H138V182L141 183ZM205 181H206V180H204V182H205ZM207 181H208V179H207ZM207 181H206V182H207ZM209 181H210V180H209ZM214 181H210V182L214 183ZM219 181H220V182H219ZM219 181H218L219 183H221V182L223 183L224 179H223L222 181H221V180H219ZM228 181H230V180L227 179L226 182H228ZM241 181H242V182H241ZM38 182H39V181H38ZM43 182H44V181H43ZM43 182L41 183L42 185L45 184V182H44V183H43ZM47 182H49V183H47V184H50V182L52 183V181H47ZM106 182H107V185H106ZM106 182H104V183H102V184H105L106 187L108 188V186H109L108 184H111V183L114 182V181L111 180V182L109 181L110 183H109L108 181H106ZM125 182H126V180H125ZM127 182L129 183V180H128ZM138 182H136L135 185H137ZM257 182H258V181H257ZM261 182H262V179L260 180L259 184H260ZM35 183H36V181H35ZM39 183H40V182H39ZM39 183H37V184L39 185ZM69 183H70V182H69ZM73 183H74V182H73ZM76 183H77V181H76ZM76 183H75V185H76ZM133 183H134V181L132 182V184H133ZM139 183H138V186L141 185V184H139ZM142 183H143V181H142ZM224 183H225V182H224ZM228 183H229V182H228ZM233 183H234V184H233ZM252 183H253V182H252ZM262 183H263V182H262ZM57 184H58V183H57ZM59 184H58V185H59ZM67 184H68V183H67ZM113 184H115V183H113ZM113 184H112V186H113ZM124 184H127V183H124ZM129 184H130V183H129ZM146 184H145V185H146ZM198 184H199V185H198ZM215 184H216V183H215ZM215 184H213V185H215ZM226 184H227V183H226ZM226 184H224V185H226ZM229 184H230V183H229ZM229 184H227V186H228ZM253 184H254V183H253ZM256 184L258 185V183H256ZM38 185H37V186H38ZM42 185H41V187H42ZM62 185H64V184H62ZM62 185H59V186H62ZM78 185H79V184H78ZM105 185H104V186H105ZM116 185H114V186H116ZM135 185L133 184V186H135ZM181 185H182V188H183V189H182V188H179ZM207 185H208V183H207ZM207 185H206V186H207ZM210 185H211V184H210ZM213 185H212V186H213ZM257 185H255V186H257ZM260 185H261V184H260ZM46 186H47V185H46ZM46 186H43V188H45L46 193H48V195H50V191H49L48 189H49V187H51V189H53L54 186H53V184H52V185L50 184V185L48 186V189L46 188ZM52 186H53V187H52ZM66 186H67V185H66ZM93 186H94V185H93ZM93 186H92V187H93ZM112 186H111V188H112ZM124 186L127 187L128 185H124ZM130 186H131V185H130ZM133 186H132V188L135 190V187H133ZM230 186H231V185H230ZM41 187H40L39 189H41ZM55 187H56V186H55ZM64 187H65V185H64ZM79 187H80V186H79ZM94 187H96V186H94ZM102 187H103V186H102ZM122 187H123V186H122ZM122 187H121V189H122ZM141 187H142V186H141ZM147 187H148V188H147ZM203 187H204V186H203ZM209 187H210V186L208 185L207 188L209 189ZM215 187H218V186L215 185ZM220 187H223V185L220 186ZM220 187L216 188V191H218V189H220ZM36 188H37V187H36ZM43 188H42V189H43ZM57 188H58V186H57ZM59 188H60V187H59ZM59 188H58V189H59ZM75 188H76V189H74L75 192L79 193V190H77V187H76V186H75ZM80 188H81V187H80ZM109 188H110V186H109ZM115 188H118V187L116 186ZM127 188H128V187H127ZM127 188H126V189H127ZM129 188H130V190L132 189L131 187H129ZM205 188H206V187H205ZM213 188H214V186H213ZM213 188H212V190H211L212 192L215 191ZM231 188H232V187H230V189H231ZM239 188H238V189H239ZM262 188H264V187H260V189H262ZM39 189H38V190H39ZM46 189L48 190V192H47ZM51 189H50V190H51ZM60 189H61V188H60ZM91 189L93 190V188H91ZM126 189H125V190H126ZM232 189H233V188H232ZM238 189H237V190H238ZM240 189H239V191H240ZM254 189H255L256 191L258 190V189H256V188H254ZM260 189L258 190V191H259V194H260V191H261ZM35 190H36V189H35ZM38 190H37V193H38ZM67 190H68V189H67ZM76 190H77V191H76ZM81 190H82V189H81ZM104 190H105V189H104ZM107 190H108V189H107ZM113 190H114V187H113ZM113 190H112V192H113ZM118 190H119V189H118ZM123 190H124V189H123ZM128 190H129V189H128ZM136 190H137V189H136ZM144 190H145L146 192H144ZM237 190H236V188L233 189L234 193H235V194L237 193V194L239 195V192H236ZM242 190H243V188H242ZM248 190H251V189H248ZM43 191H44V190H43ZM43 191H42V192H43ZM45 191H44L43 193H45ZM60 191H61V190H59L58 192L60 193ZM100 191H101V190H100ZM100 191H99V193H100ZM119 191H120V190H119ZM119 191H116V192L118 193ZM121 191H122V190H121ZM126 191H127V190H126ZM205 191H206V190H204L203 193H204ZM209 191H210V190H209ZM209 191L205 192V196H204V194L202 195V196H204V197L201 196L202 199H203V198H206V193H208ZM216 191H215V192H216ZM245 191H246V193H245ZM245 191H244V193H242V194H244L245 197H246V196L248 197V195H245V194H247V190H245ZM262 191H263V190H262ZM42 192H41V194H40V197H41V195H42V196L44 195ZM51 192H52V191H51ZM55 192H56V191H55ZM58 192H57V195H58ZM88 192H90V191H88ZM91 192H92V191H91ZM104 192H105V191H104ZM107 192H108V191H107ZM110 192H111V190H110ZM128 192H129V191H128ZM131 192H132V191H131ZM134 192H135V191H134ZM179 192H180V193H179ZM218 192H219V191H218ZM218 192H216V193L218 194ZM241 192H242V191H241ZM71 193H72V192H71ZM95 193H96V192H95ZM97 193H98V192H97ZM99 193H98V194H99ZM129 193H130V192H129ZM136 193H137V192H136ZM138 193H139V196H140V192H139V191H138ZM209 193H211V192H209ZM209 193L207 194V195H209V196L215 194V193H213V194H209ZM234 193H233V194H234ZM250 193L252 194V191L249 192V195H250ZM257 193H258V192H257ZM261 193H263V192H261ZM51 194H52V193H51ZM62 194H63V193H62V191H61V195H62ZM67 194H68V192H67ZM79 194H80V193H79ZM102 194H103V193H102ZM113 194H115V193H113ZM122 194H123V193H122ZM122 194H121V195H122ZM131 194H132V193H131ZM146 194H145V195H146ZM150 194H151V195H150ZM237 194H236V196H235V197H238V198H236L237 201L234 200L236 203L238 202V200L240 201L239 196L243 197L241 194H240L239 196H237ZM37 195H39V194H37ZM53 195H55V193L52 194V197H53ZM57 195H56V196H57ZM63 195H64V194H63ZM63 195H62V196H63ZM68 195H69V194H68ZM71 195H73V194H71ZM77 195H78V194H77ZM84 195L86 196V194H84ZM90 195H93V194L90 193ZM133 195H136V197H137V194H133ZM148 195H149V196H148ZM215 195H216V194H215ZM257 195H258V194H257ZM260 195H261V194H260ZM44 196H45V198H46L47 195H44ZM56 196H55V197H56ZM69 196H70V195H69ZM87 196H89V195H87ZM93 196H94V195H93ZM96 196H97V195L95 194V198H96ZM102 196H103V195H102ZM139 196H138V197H139ZM200 196H199V197H200ZM213 196H214V195H213ZM216 196L218 197V195H216ZM216 196H214L215 201H216V199H217V198H215ZM60 197H61V196H60ZM72 197H73V196H72ZM91 197H92V196H91ZM111 197H110V199H111ZM199 197H198V198H199ZM201 197H200V198H201ZM241 197H240V198H241ZM70 198H71V197H70ZM74 198H75V197H74ZM85 198H86V197H85ZM89 198H90V197H89ZM93 198H94V197H93ZM93 198H91V199H93ZM100 198H101V197H100ZM100 198L98 197L97 200H98V201H101ZM107 198H109V196H108ZM122 198H123V196H121L120 199H122ZM187 198H188V199H187ZM192 198H194V197H192ZM198 198H194V199H198ZM200 198H199V199H200ZM207 198L211 199V197H207ZM207 198H206V199H207ZM50 199H51V198H50ZM54 199H55V198H54ZM75 199H76V198H75ZM87 199H88V198H87ZM104 199H105V198H104ZM165 199L167 200L166 202H164ZM186 199H187V201L189 200V202L186 203V206H185V201H186ZM199 199L196 200V201H199ZM202 199H200V202H201ZM206 199H203V200H205V202H206ZM209 199H208V200H209ZM212 199H213V197H212ZM212 199H211V200H212ZM218 199H219V198H218ZM218 199H217V200H218ZM242 199H243V198H242ZM245 199H246V198H245ZM83 200H84V202H85V199H83ZM97 200H96V201H97ZM102 200H103V198H102ZM105 200H106V199H105ZM105 200H103V202H104ZM203 200H202V203H204ZM220 200H221V199H220ZM243 200H244V199H243ZM48 201H49V200H48ZM69 201H71V200H69ZM86 201H87V203H88L89 200H86ZM93 201H94V200H93ZM93 201H92V202L90 201V202H91L90 205L94 203ZM98 201H97V203H99ZM191 201H193V200H191ZM212 201L215 202L214 200H212ZM45 202H46V201H45ZM77 202H79V201L77 200ZM77 202H76V203H77ZM207 202H208V201H207ZM209 202H211V201H209ZM213 202H212L211 204H213ZM235 202H232V203H235ZM14 203H15V205H16V202H14ZM46 203H47V202H46ZM46 203H45V205H46ZM48 203H49V202H48ZM68 203H69V202H68ZM71 203H72V202H71ZM100 203H101V202H100ZM100 203H99V204H100ZM104 203H105V202H104ZM104 203H103V204H104ZM117 203H118V202H117ZM163 203H164V204H163ZM192 203H193V202H192ZM216 203H217V202H215L214 204H216ZM229 203H230V202H229ZM229 203H228V204H229ZM232 203H231V205H235V204H232ZM49 204H50V203H49ZM49 204H47V206H49ZM79 204H82V203H79ZM84 204H86V202H85ZM99 204H98L97 206H96V204H95V205H92V206L98 207ZM190 204H191V203H190ZM195 204H196V203H195ZM195 204H194V205H195ZM198 204H199V202H198ZM198 204H197V205H198ZM211 204H210V207H211ZM222 204H223V203H222ZM6 205H7V204H6ZM10 205H11V204H10ZM10 205H9V206H10ZM42 205H43V204H42ZM42 205H41V208L44 207V205H43V206H42ZM73 205H75V203H73ZM100 205H102V204H100ZM192 205H193V204H191V205H189V206H192ZM220 205H221V203H220ZM239 205H240V203H239ZM4 206H5V205H4ZM47 206L43 208V209H46V210L43 211V209H42L43 212H45V211L47 212V211H48V210H47ZM77 206H78V205H77ZM83 206H84V205H83ZM86 206L88 207V205H86ZM102 206L105 207L104 205H102ZM208 206H209V205H208ZM214 206H215V205H213V208H214V209L212 208V210H214V212H215V209H217L218 207H217V205H216L217 208H215ZM218 206H219V205H218ZM6 207H7V206H6ZM12 207H13V206L11 205V208H10L9 210H11ZM49 207H50V206H49ZM49 207H48V208H49ZM80 207H81V205H80ZM87 207H86V208H87ZM95 207H94V209H95ZM106 207H107V206H106ZM197 207H199V206H197ZM222 207H223V206H222ZM222 207L219 206L220 209H222ZM237 207H238V206H237ZM7 208H8V207H7ZM14 208L17 209L18 207L16 208V207L14 206ZM83 208H85V207H82V208H80V209H83ZM223 208H224V207H223ZM227 208H229V207L227 206L226 209H227ZM0 209H2V208H0ZM69 209H71V208H70V205H69ZM69 209H68V210L66 209L67 214H70V213H68V212H69ZM73 209H75V206H74ZM78 209H79V208L77 207V211H78ZM87 209H90V208H87ZM92 209H93V208H91V210H92ZM94 209H93V210H94ZM158 209H159V211H155V210H158ZM220 209H218V210H219V215H222V214H223V213H222L223 211L220 212ZM234 209H235V207H234V208H231V209H229V210H230V212H232V210H234ZM2 210H3V209H2ZM21 210H22V209H21ZM40 210H41V209H40ZM84 210H85V209H84ZM95 210H96V209H95ZM95 210H94V211H95ZM109 210H108V211H109ZM186 210H187V211H186ZM197 210H198V208H197ZM218 210H216V211H218ZM223 210H224V209H223ZM229 210H228V211H229ZM239 210H240V209H239ZM239 210H238V212H239ZM5 211H6V210H5ZM42 211H40V213H41ZM72 211H73V210H72ZM77 211H75V215L78 214V213L76 214ZM80 211H82V210H80ZM80 211H78V212H79V214L77 215L78 217L75 216L74 214H71V215H74V216L76 217V219H77V218L79 219L80 217H83L82 215L84 214V216H85V218H86V217H87L86 214H88V213H87L88 210H87L86 213H83V212H85L86 210H85V211H82L83 214H80ZM94 211H93V212H94ZM96 211H97V210H96ZM100 211H102L101 215H103V214H104V212H103L104 210H102V208H101ZM106 211H107V210H106ZM140 211H139V212H140ZM228 211H227V212H228ZM3 212H4V211H3ZM6 212H7V211H6ZM10 212H11V211H10ZM15 212L18 213V214H21V213H19V211L17 212V211L15 210ZM64 212H65V211H64ZM70 212H71V211H70ZM143 212H142V214H143ZM161 212H162V211H161ZM179 212H181L182 214L179 213ZM198 212H199V210H198ZM211 212H213V211H211ZM224 212H226V211H224ZM16 213H15V215H12V214H14V212H13V213L11 212L10 214H11L12 216H16ZM89 213L91 214L90 210H89ZM94 213H96V215H97V214H98V211H97V212H94ZM94 213H93L92 215H95ZM215 213H216V212H215ZM217 213H218V212H217ZM18 214H17V216H18ZM99 214H100V213H99ZM128 214H130V216L132 215V217H133V216H136V214H131V212L129 213V211H128ZM157 214H158V213H157ZM161 214H162V213H160V215H161ZM163 214H164V213H163ZM169 214H170V213H169ZM185 214H187V213H184L183 215H185ZM227 214H228V213H224V214L222 215V219H220V220L222 221V220L224 219V218H223L224 215H227ZM235 214H236V212H235ZM8 215H9V214H8ZM88 215H89V214H88ZM92 215H91V216H92ZM104 215H105V214H104ZM121 215H122V214H121ZM144 215H145V214H144ZM149 215H148V216H149ZM155 215H156V214H155ZM219 215H218V217H219ZM19 216H21V215H19ZM23 216H24V215H23ZM67 216H68V215H67ZM74 216H73L74 219H73V218H70V219L75 220V217H74ZM79 216H80V217H79ZM89 216H90V215H89ZM97 216H99V215H97ZM97 216H96L95 218L98 220L100 217L98 218ZM107 216H108V215H107ZM107 216H106V219H107ZM126 216L128 217V215H126ZM130 216H129V218H130ZM148 216H147V218H148ZM157 216H158V215H157ZM185 216H186V215H185ZM215 216H216V215H215ZM8 217H11V216H8ZM21 217H22V216H21ZM21 217H20V220L22 219ZM25 217H27V215H25ZM30 217H31V216H30ZM32 217H33V216H32ZM65 217H66V215H65ZM102 217H105V216H102ZM102 217H101V218H102ZM127 217H126V218H127ZM142 217H143V216H142ZM151 217H152V215H151ZM151 217H150V218H151ZM154 217H155V216H154ZM167 217H168V215H167ZM173 217H174V218H172V217H171V218L174 220L176 216H173ZM186 217H187V216H186ZM186 217L183 218V219H188V218H186ZM218 217H217V220H218ZM225 217H226V216H225ZM11 218H12V217H11ZM11 218H10V219H11ZM14 218H15V217H14ZM14 218H13V219H14ZM18 218H19V217H18ZM23 218H24V217H23ZM28 218H29V217H28ZM33 218L35 219V217H33ZM33 218H32V219H33ZM85 218H83V220H84ZM88 218H89V217H88ZM88 218H86V219L88 220ZM95 218H94V220H95ZM101 218H100V220H101ZM171 218H168V220L170 219L172 223L175 222L176 225H177V223H178L177 220L173 222ZM213 218L215 219V217H213ZM227 218H228V217H227ZM0 219H1V218H0ZM25 219H26V218H25ZM66 219H67V217H66ZM78 219H77V220H78ZM91 219H92V220H91ZM127 219H128V218H127ZM130 219H131V218H130ZM145 219H146V218H145ZM145 219L143 218V220H145ZM164 219H166V217H164ZM195 219H196V218H195ZM214 219H213V220H214ZM1 220H2V219H1ZM14 220L16 221L17 219H14ZM14 220H13V222H15ZM35 220H36V219H35ZM67 220H68V219H67ZM72 220H70V221H72ZM79 220H80V219H79ZM83 220H82V218H81L82 223H83ZM89 220L93 221V224H92L91 229H92V231H93V229L95 228V229H94V233H95V231L97 230V227H96V226L100 223V221L98 220L99 222H98V224H96L97 221L95 220L96 222L94 223L93 216H92V218H90ZM111 220H112V219L108 216V222H109V224H110ZM159 220H160V219H158V221H159ZM162 220H163V219H162ZM162 220H160V221L162 222ZM168 220L166 219L165 221H168ZM193 220H194V219H193ZM196 220H197V219H196ZM215 220H216V219H215ZM217 220H216V222H217ZM21 221H22V220H21ZM28 221H29V219H28ZM28 221L26 220L27 223H28ZM32 221H33V220H32ZM32 221H31V222H32ZM65 221H66V220H65ZM70 221H69V223H70ZM145 221H146V220H145ZM153 221H154V220H153ZM158 221H157V222H158ZM182 221L185 222V220H182ZM182 221H181V222H182ZM221 221H220V223H219V221H218L217 223L223 226V223H225V222H223V223L221 224ZM0 222H1L2 226H3L4 219H3V221H0ZM13 222H12V223H13ZM22 222H24V221H22ZM35 222H36V221H35ZM66 222H67V224H68V221H66ZM72 222H73V221H72ZM74 222H76V220H75ZM74 222H73V223H74ZM77 222H78V221H77ZM77 222L74 223L73 226H74L75 224H77ZM86 222H87V223H86ZM105 222H106V221H105ZM108 222H107V223H108ZM149 222H151V221H149ZM163 222H164V221H163ZM186 222L188 223V220H187ZM186 222H185V224H186ZM189 222H190V221H189ZM194 222H195V221H194ZM194 222H193V223H194ZM197 222H198V221H197ZM207 222H209V221H207ZM212 222H213V221H212ZM216 222H215V223H216ZM17 223H18V222H17ZM19 223H20V222H19ZM32 223H34V222H32ZM36 223H38V220H37ZM88 223H89V222L85 220L84 225H81V226L78 227V229H79L78 233H80V234H79L80 236L77 235V232H75V233H76L77 236L80 237V240H82V241H81L82 243L84 242L85 244L87 243L89 246H91L92 244H95V243H96V240L94 241V238H92V235H94V233H93V234L90 233V234H92V235H90L89 233L87 234V231H86V230H88V229L90 230V228H88V227L91 226V225L88 224ZM90 223H92V222H90ZM107 223H106L107 227L110 228V229H112L113 227L110 226V225L107 224ZM151 223H152V222H151ZM154 223H155V222H154ZM154 223H153V224H154ZM165 223H166V222H165ZM179 223H180V221H179ZM179 223H178V224H179ZM199 223H201V222L199 221ZM210 223H211V221H210ZM215 223H214V224H215ZM217 223H216L215 225H217ZM5 224H6V223H5ZM14 224H15V223H14ZM23 224H25V223H23ZM29 224H30V222H29ZM34 224H35V223H34ZM34 224H33V225H34ZM71 224H72V223H71ZM87 224H88V225H87ZM95 224H96V225H95ZM100 224H101V226H99V228H100V227H103V226H102L103 224H102V223H100ZM100 224H99V225H100ZM155 224H156V223H155ZM157 224H159V226H160L161 223H157ZM162 224H163V223H162ZM162 224H161V226H160V229L162 228ZM181 224H182V223H181ZM181 224H180V225H181ZM212 224H213V223H212ZM15 225H16V224H15ZM20 225H21V223H20ZM27 225H28V224H27ZM68 225H70V224H68ZM106 225L104 224V227H105ZM170 225H171V224H170ZM170 225H169V222H168V226H170ZM198 225H199V224H198ZM203 225H204V226L201 225L203 228H207V229H208V227H205V225H207V224H203ZM7 226H8V222H7ZM7 226H5V225H4L3 227L0 226V228L3 229L4 227H6V228L4 229V230H6V229L8 228ZM10 226H12V225H10ZM65 226H66V224H65ZM75 226H77V225H75ZM75 226H74V227H75ZM82 226H83V227H82ZM87 226H88V227H87ZM153 226H155V225H153ZM153 226H152V227H153ZM156 226H158V225H156ZM156 226H155V227H156ZM159 226H158V227H159ZM174 226H175V225H174ZM174 226L172 227V225H171L169 228L172 230V228H174ZM208 226L210 227L211 225L208 224ZM217 226H219V225H217ZM217 226H216V228H218ZM224 226H225V225H224ZM15 227H16V226H15ZM15 227H14V230H15ZM19 227H20V226H19ZM26 227H28V226H26ZM26 227L24 226V228H26ZM30 227H31V226H30ZM66 227H67V226H66ZM71 227H72V225H71ZM155 227H154V228H155ZM171 227H172V228H171ZM179 227H180V226H179ZM179 227H177V228H179ZM195 227H197V226H196V223H195V226L193 225V229H196ZM202 227H201V229H199L200 227L198 226L197 229H199V231H201V230H202ZM9 228H10V227H9ZM80 228H82V229H80ZM87 228H88V229H87ZM117 228H118V227H117ZM166 228H168V227H167V224H166ZM177 228H176V226H175L174 230H172V231H173V234H172V231H170V232H171L170 235L167 234V235L169 236L168 238H170V236H173L174 233L176 234L177 232H182V231H183L182 228H181V231H180V228H179V230L177 231ZM210 228H214V227H210ZM216 228H215V229H216ZM226 228H227V226H226ZM22 229H23V228H22ZM22 229H21V231H22ZM28 229H29V228H28ZM28 229H27V230H28ZM63 229H64V228H63ZM110 229H109V230H110ZM115 229H116V228H115ZM119 229H120V228H119ZM119 229H118V230H119ZM170 229H169V230H170ZM183 229H185V228H183ZM197 229L194 230V232H195V233L193 232L194 234H197V232H198ZM228 229H229V228H227V230H228ZM4 230H3V231H4ZM7 230H8V229H7ZM7 230H6V231H7ZM10 230H11V229H10ZM10 230H9V232H10ZM12 230H13V229H12ZM14 230L12 231V233L14 232ZM17 230H18V229H17ZM19 230H20V228H19ZM23 230H24V229H23ZM30 230L32 231V229H30ZM60 230H61V228H60ZM65 230H66V229H65ZM68 230H69V229H68ZM76 230H77V228H76ZM76 230H75V231H76ZM89 230H88V231H89ZM118 230H116V231H118ZM158 230H159V228L157 229V227H156V231H158ZM166 230H167V229H166ZM210 230H211V229H210ZM210 230H209V231L206 230V232L208 231L209 233H211L212 230H211V231H210ZM220 230H221V229H220ZM227 230H224V231L227 232ZM6 231H5V232H6ZM25 231H26V230H25ZM33 231H34V230H33ZM70 231H72L71 228H70ZM70 231H68V232H70ZM73 231H74V229H73ZM85 231H86V233H85ZM97 231H98V232H101V230H100V231L97 230ZM97 231H96V232H97ZM104 231H105V229H103V232H104ZM107 231H108V229H106V233L109 234V236L106 237V238L108 239V238L110 237V234H111V233H109V231H108V232H107ZM121 231H122V230H120V232H121ZM163 231H165V230H163ZM185 231H186V229L182 232V235H179V234H181V233H179V234L177 233V235L181 236L180 239H177V238H179V236L177 237V236L175 235L176 240H179V241H177V242H178L177 245H175L176 243H175V244L173 243V241H175V240H174L175 238L173 239V237H171V238H172V239H171V243H173V245H172V249L174 248L172 252H173L175 255H179L178 252H174V251H176V250L178 251L179 246H180V247L187 248V249L189 248V250H190V247H191V249H192V247H193V248H195V252H196V250H197L196 248H197L198 246L195 245L194 238L189 237V236L191 235L190 232H187V231H186L185 236H183V235H184L183 233H185ZM213 231H214V230H213ZM218 231H219V230H218ZM224 231H223V232H224ZM231 231H232V230L229 229V233H231ZM0 232H1V231H0ZM9 232H7V234H8ZM28 232H30V231H28ZM28 232H25V233H28ZM36 232H37V231H36ZM61 232H62V231H61ZM61 232H60V233H61ZM68 232H67V233H68ZM118 232H119V231H118ZM165 232H166V231H165ZM167 232L169 233V231H167ZM208 232H207V233H208ZM216 232H217V230H216ZM219 232H220V231H219ZM219 232H218V233H219ZM221 232H222V231H221ZM226 232H225V233H226ZM10 233H11V232H10ZM15 233H17V232H15ZM15 233H14V234H15ZM72 233H73V232H72ZM101 233H102V232H101ZM101 233H100V234H101ZM114 233H115V232H114ZM159 233H161V232H159ZM159 233H158V234H159ZM188 233H189V234H188ZM202 233L204 234L205 232L202 231ZM2 234H5V233L1 232V236H2ZM7 234H6V235H7ZM28 234H29V233H28ZM31 234H32V236H34V235H33V232H31ZM36 234H37V233H36ZM68 234H69V233H68ZM85 234H87V235L84 237L83 235H85ZM104 234H105V233H104ZM155 234H157V233H155ZM155 234H154V236H155ZM158 234H157V235H158ZM10 235H12V234H8L7 238H8ZM19 235L21 236L20 233H19ZM29 235H30V234H29ZM29 235H22L21 237L23 238L24 236L26 237V236H29ZM61 235H64V234L62 233ZM73 235H74V234H73ZM101 235H102V234H101ZM111 235H112V234H111ZM131 235H132V234H131ZM157 235H156V236H157ZM167 235H166V236H167ZM188 235H189V236H188ZM205 235H206V234H205ZM216 235H217V234L214 233V237H216ZM224 235H225V234H224ZM226 235H228V234H226ZM231 235H233V234L231 233ZM1 236H0V238L3 239V236H4V235H3L2 237H1ZM13 236H14V235H13ZM16 236H17V235H16ZM30 236H31V235H30ZM56 236H57V235H56ZM56 236H54V237H56ZM58 236H59V235H58ZM66 236H68V235H66ZM69 236H70V235H69ZM71 236H72V235H71ZM71 236H70V237H71ZM98 236H99V237H102V236H100V235H98ZM98 236H95V237L97 238ZM104 236H105V235H104ZM162 236H163V235H162ZM186 236H188V237H186ZM206 236H207V235H206ZM206 236H204V238H205ZM218 236H219V234H218ZM222 236H223V233H222ZM228 236H229V235H228ZM4 237H6V236H4ZM18 237H19V236H18ZM25 237H24V238H25ZM70 237H68V238H66V239H64V237H63V239L67 241L68 239H70ZM79 237H77V239H78ZM128 237H129V236H127L126 238H128ZM184 237H185V238H184ZM207 237H208V236H207ZM229 237H230V236H229ZM229 237H228V238H229ZM232 237H233V236H232ZM7 238H6V239H7ZM10 238H11V236H10ZM19 238H20V237H19ZM19 238H18V240H19ZM22 238H21V239H22ZM29 238H30V240L32 241L31 237H29ZM29 238H28V240H29ZM57 238H58V237H56V239H57ZM113 238H116V237H113ZM126 238H125V242L127 243V246H125V248H123V249H121V250H120V249H117V250H119V251H117V252L115 251L116 253L113 254L114 256L110 253V255H112L113 257H112V256H108L107 259H104L105 262H104L103 258H102V259L100 258V259L103 261L102 263H100V261L97 260V259H95V260H94L93 258H90V259H93V262L96 261V260L99 261V264H137V259H136V257H140V255H139V256H137L138 254L136 255V252H137V251L135 252V250H134V246H133V245L136 244L137 247H138L137 242H139V241H137V242L135 241L136 243L134 244V243H131V241H129L131 238L133 239V237H130L128 240H126ZM208 238H209V237H208ZM208 238H207V240H208ZM13 239H14V238H13ZM13 239L11 238L10 240L13 242ZM59 239H60V237H59ZM72 239H74V240L76 241V239H75L74 236H73ZM100 239H102V238H98V239H97V242H98V240H100ZM132 239H131V240H132ZM134 239H135V237H134ZM157 239H158V238H157ZM159 239H160V238H159ZM198 239H199V238H197V240H198ZM205 239H206V238H205ZM215 239H216V238L213 239V240H214V244H213V245L211 244L213 241H212V242H208V244L210 243L212 246H214L215 244H217L218 240L216 241ZM0 240H1V239H0ZM4 240H5V238H4ZM10 240L7 239L6 241L11 242ZM18 240H17V241H18ZM24 240H26V239H23V242H24ZM54 240H55V239L53 238V244H54V242L56 241V240H55V241H54ZM78 240H79V239H78ZM102 240H103V239H102ZM104 240H105V239H104ZM109 240H111V239H109ZM169 240H170V239H169ZM199 240H200V239H199ZM199 240H198V241H199ZM210 240H212V239L209 238L208 241H210ZM6 241H5V242H6ZM15 241H16V240H15ZM15 241H14V242H15ZM19 241H21V240H19ZM26 241H27V240H26ZM26 241H25L24 243H27ZM61 241H62V240H61ZM61 241H60V242H61ZM66 241H63V243L66 242ZM90 241H91V242H95V243H92V244H91ZM132 241H133V240H132ZM155 241H156V240H155ZM163 241H164V240H163ZM198 241H197V242H198ZM200 241L203 242L202 240H200ZM215 241H216V243H215ZM220 241H221V240H220ZM220 241H219V242H220ZM1 242H2V241H1ZM12 242H11V243H12ZM88 242H89L90 244H89ZM99 242H100V243H98V244L96 243L97 245L95 244V245H96V248H97L98 245L101 246V245H100V244H101V241H99ZM106 242H107V240H106ZM108 242H109V241H108ZM133 242H134V241H133ZM143 242H144V241H143ZM148 242H149V241H148ZM160 242H161V240H160ZM168 242H169V241H168ZM175 242H176V241H175ZM201 242L199 243L200 246H201ZM206 242H207V241H206ZM219 242H218V243H219ZM21 243H22V241H21ZM24 243H23V244H24ZM28 243H29V242H28ZM70 243H72V242H70ZM73 243H74V242H73ZM84 243L82 244V245H83V248H82V249L85 248V250L88 252V250H87V249H88V248H87L88 246H87V244H86L87 247H84V246H85ZM103 243H104V242H103ZM110 243H111V242H110ZM152 243H153V241H152ZM162 243H163V242H161V244H162ZM220 243H221V242H220ZM222 243H224V242H222ZM225 243H226V242H225ZM6 244H7V245H6ZM6 244L4 243V245H6V247H7L9 244H8V243H6ZM16 244L19 245V243H17V242H16ZM49 244H50L49 246L52 247V245H51L52 243L50 242ZM57 244H58V243H56V244H54V245L56 246ZM66 244L69 245V243H66ZM75 244H76V243H75ZM75 244H74L73 247H76ZM77 244H78V243H77ZM111 244L115 246V243H114L113 241H112ZM142 244H143V243H142ZM146 244H147V243H146ZM158 244H159V241H158ZM161 244H160V245H161ZM178 244H179V246H178ZM206 244H207V243H206ZM228 244L230 245L229 242H228ZM21 245H22V244H20V246H21ZM25 245H26V244H25ZM59 245H60V243H59ZM82 245H81V247H82ZM105 245H106V244H105ZM108 245H109V244H107L106 247H108ZM128 245H129V246H128ZM140 245H141V244H140ZM143 245H144V244H143ZM148 245H149V244H148ZM174 245H175V247H173ZM194 245H195L196 247H194ZM202 245L204 246L203 243H202ZM229 245H225V247L228 246V248H229ZM1 246H2V245H0V249H1ZM14 246H15V244H14ZM22 246L24 247V245H22ZM27 246H28V245H27ZM27 246H26V247H27ZM49 246H48V247H49ZM55 246H53V247H55ZM79 246H80V245H79ZM79 246H78V247H79ZM146 246H147V245H146ZM157 246H158V245H157ZM161 246H162V245H161ZM161 246H160V248H161ZM177 246H178V248H177ZM212 246L209 247V249H210L211 251H212V249H213ZM215 246H217V245H215ZM215 246H214V248H215ZM4 247H5V246H4ZM11 247H12V246H11ZM15 247H16V246H15ZM15 247H14V249H15ZM26 247H24V248H26ZM51 247H50L49 250L53 251L54 248L51 249ZM61 247H62V246H61ZM64 247H65V246H64ZM78 247L76 248L77 250H78ZM102 247H103V246H102ZM111 247H113V246H111ZM153 247H154V246H153ZM153 247H152V248H153ZM165 247H166V244H165ZM165 247H164V248H165ZM170 247H171V246L169 245L168 248L170 249ZM201 247H202V246H201ZM207 247H208V246H207ZM211 247H212V249H211ZM12 248H13V247H12ZM45 248H47V245H46ZM56 248H57V249L55 250V254H54V251L52 252V253H53V257H55V258L58 257V255H56V254H57L56 252L58 251V247H56ZM62 248H63V247H62ZM66 248H67V247H66ZM71 248H72V245H71ZM71 248L68 247L67 249H71ZM93 248H94V247H93ZM93 248H92V249H93ZM108 248H109V247H108ZM108 248H105V249L107 250ZM114 248H115V247H114ZM116 248H117V246H116ZM135 248H136V247H135ZM176 248H177V249H176ZM205 248H206V245H205ZM22 249H23V248H22ZM26 249H27V248H26ZM26 249H25V251H26ZM73 249H74V248H72V250H70V251H72L71 253H73V251H74ZM76 249H75V250H76ZM80 249H81V248H80ZM82 249H81V252H82ZM94 249H95V248H94ZM105 249H104L103 251H104V253L106 254ZM155 249H156V248H155ZM162 249H163V248H162ZM175 249H176V250H175ZM180 249H181V248H180ZM180 249H179V250H180ZM199 249H200V248H199ZM207 249H208V248H207ZM215 249H216V248H215ZM215 249H214V250H215ZM225 249H227V248H225ZM1 250H2V249H1ZM3 250L5 251L6 249H3ZM7 250H8V248H7ZM7 250H6V251H7ZM9 250H10V248H9ZM9 250H8V251H9ZM47 250H48V249H47ZM47 250H42V251L44 252V251H47ZM100 250L102 251V249H100ZM100 250H99V249H96L95 251L98 252V251H100ZM108 250H109V249H108ZM114 250H115V249H114ZM137 250H138V249H137ZM182 250H185V249H182ZM193 250H194V249H193ZM200 250H202V249H200ZM205 250H206V249H205ZM214 250H213V251H214ZM217 250H218V249H217ZM4 251H3V253H4ZM8 251H7V252H8ZM11 251H12V250H11ZM17 251H18V250H17ZM17 251H16V252H17ZM23 251H24V250H23ZM32 251H33V250H32ZM36 251H38V250H36ZM40 251H41V250H40ZM51 251H50V252H51ZM70 251H68V252H70ZM83 251H84V250H83ZM86 251H85V252H86ZM95 251L90 252V249H89V252H90V253H93V252H94V255H96V252H95ZM143 251H145V250H143ZM152 251H153V250H152ZM154 251H155V250H154ZM163 251H165V249H164ZM163 251H162V252H163ZM166 251H168L167 248H166ZM186 251H187V250H186ZM202 251H204V250H202ZM202 251H201V252H202ZM207 251H208V250H207ZM7 252H6V253H7ZM9 252H10V251H9ZM16 252H14V253H16ZM74 252H76V251H74ZM107 252H109V251H107ZM150 252H151V251H150ZM160 252H161V251H160ZM169 252L172 253L171 250H169ZM188 252H189V251H188ZM205 252H206V251H205ZM209 252H210V251H209ZM227 252H229L228 249H227ZM3 253H2V254H3ZM10 253H11V252H10ZM14 253H13V255H14ZM18 253H19V252H18ZM26 253H27V252H26ZM26 253H24V256H25ZM71 253H70V255H71ZM83 253H84V252H82V254H83ZM112 253H113V252H112ZM142 253H143V252H142ZM166 253H167V255H170L168 252H166ZM190 253L192 254V251H190ZM193 253H194V251H193ZM199 253H200V252H199ZM203 253H204V252H203ZM211 253H212V252H211ZM217 253H218V251L215 252L216 255H218ZM224 253L226 254V252H224ZM2 254H1V255H2ZM4 254H5V253H4ZM7 254H8V253H7ZM20 254L22 255L21 251H20ZM27 254H28V253H27ZM33 254H34V252H33ZM33 254H32V256H33ZM37 254H38V253H37ZM76 254H77V253H76ZM98 254H99V253H98ZM105 254H102V252H101V255H102V256L105 255ZM156 254H157V253H156ZM164 254H165V253H163V255H164ZM194 254H195V253H194ZM194 254H193V255H194ZM197 254H198V251H197ZM204 254H205V253H204ZM207 254H209V253H206V255H207ZM212 254H213V253H212ZM13 255H11V256H13ZM34 255H35V254H34ZM40 255H41V254H40ZM44 255H45V254H43V257H44ZM46 255H48V254H46ZM55 255H56V256H55ZM59 255H60V254H59ZM80 255H81V253H80ZM80 255H78V257H79ZM87 255H88V253L86 254V256H87ZM94 255H93V256H94ZM107 255H109V254H107ZM148 255H149V254H148ZM148 255H146V257H147V260H146V261H149V260L151 259V258H150V259L148 260ZM150 255H151V254H150ZM154 255H155V254H154ZM160 255H161V254H159V256H158V255H157V256L160 257ZM163 255H162V257H163ZM199 255H200L199 258H201V257L203 258V257H204V256H201V255H203L202 253L199 254ZM216 255L214 256V258L216 257ZM227 255H228V254H227ZM4 256H5V255H4ZM8 256L10 257V254H8ZM17 256H19V254H17ZM29 256H30V255H28V256L26 255L27 258H30V257L32 258V256H30V257H29ZM36 256H37V255H36ZM41 256H42V255H41ZM50 256H51V255H50ZM71 256H72V255H71ZM97 256H98V255H97ZM102 256H101V257H102ZM207 256H208V255H207ZM0 257H3V255L0 256ZM13 257H14V256H13ZM43 257H41V258H43ZM53 257H52V260L54 259ZM74 257H75V256H74ZM78 257H77V258H78ZM89 257H90V255H89ZM99 257H100V256H98V258H99ZM106 257H107V256H106ZM106 257H105V258H106ZM142 257H143L142 260L145 259L144 256H142ZM150 257H151V256H150ZM152 257H153V254H152ZM158 257H157V258H158ZM164 257H166V254H165ZM164 257L162 258L163 260H164ZM172 257H173V256L171 255L169 258H171V260H172V259H173ZM179 257L181 258L182 256L180 255ZM4 258H5V257H4ZM7 258H8V257H7ZM22 258H23V257H22ZM24 258H25V257H24ZM39 258H40V256H39ZM41 258H40V259H41ZM46 258L49 259L48 256H46ZM46 258H45V259H46ZM50 258H51V257H50ZM77 258H76L75 260L79 261L78 259H80V261L82 262V260H83V259L81 260L82 257H81V258H78V259H77ZM83 258L86 259V257H83ZM95 258H96V257H95ZM180 258H179V259H180ZM182 258H183V261H184V258H185V257L183 256ZM182 258H181V259H182ZM202 258L200 259V261H205V260H203ZM208 258H209V257H206L207 262L209 261ZM210 258H211V256H210ZM11 259H12V258L10 257L9 261H11ZM25 259H26V258H25ZM35 259H36V258H35ZM35 259H34V260H35ZM58 259H59V258H58ZM60 259H61V258H60ZM60 259H59V260H60ZM152 259H153V258H152ZM152 259H151V262H149V263H152V262H154V261L157 260V259H155V260L153 259V261H152ZM167 259H168V257H166L165 261H166ZM174 259H175V257H174ZM174 259H173V260H174ZM179 259H178V256H177V258H176L177 261L174 260L173 263H174V264H176V263L178 264V262L180 261ZM197 259H198V258H197ZM204 259H205V257H204ZM212 259H213V258H212ZM216 259H218V256H217V258H215V259H213V260H216ZM0 260H1V258H0ZM38 260H39V259H38ZM38 260H37V262H38ZM63 260L65 261L66 259L64 258ZM67 260H68V259H67ZM88 260H89V258H88ZM88 260H86V262H87ZM171 260L169 259L170 262L173 261V260H172V261H171ZM178 260H179V261H178ZM210 260H211V259H210ZM213 260H212V261H213ZM218 260H219V259H218ZM1 261L4 262V264H6V262H5V261H6V258H5V261H4V260H1ZM28 261H30V260L27 259V262H28ZM32 261H33V260H32ZM46 261L49 262V260H46ZM46 261H45V262H46ZM54 261H58V260H54ZM61 261H62V260H60L59 263L62 264L63 261H62V262H61ZM69 261H70V260H69ZM69 261H68V263H69ZM73 261H74V260H72V262H73ZM77 261H75L74 264H76ZM80 261H79V263H80ZM169 261H167V262H169ZM183 261H180L181 264L184 263ZM187 261H189V260H187ZM193 261H194V260H193ZM27 262H26V263H27ZM37 262H35L34 264H36ZM43 262H44V260H43ZM45 262H44V264H45ZM83 262H85V261L83 260ZM83 262H82V264H83ZM90 262H91V260H90ZM93 262H91V263L93 264ZM144 262H145V261H144ZM144 262L141 261V263H144ZM161 262H162V261H161ZM180 262H179V263H180ZM198 262H199V261H198ZM213 262H215V261H213ZM213 262H212V263H213ZM30 263H32V262L30 261ZM50 263H51V262H50ZM57 263H58V262H57ZM64 263H65V262H63V264H64ZM87 263H88V262H87ZM94 263H95V264H98V263H96V262H94ZM139 263H140V260H139ZM173 263H172V264H173ZM186 263L188 264V262H186ZM191 263H192V262H191ZM201 263H202V262H199L198 264H201ZM208 263H209V262H208ZM208 263H205V262H204V263H202V264H208ZM212 263H211V264H212ZM0 264H1V263H0ZM7 264H9V262H8ZM10 264H11V263H10ZM27 264H28V263H27ZM37 264H38V263H37ZM39 264H40V262H39ZM41 264H42V263H41ZM48 264H49V263H48ZM66 264H67V263H66ZM69 264H70V263H69ZM80 264H81V263H80ZM144 264H145V263H144ZM192 264H196L195 261H194V263H192Z\"/></svg>",
  "mask_w": 264,
  "mask_h": 264
}]
</instances>
